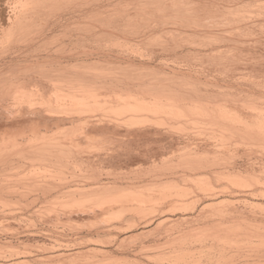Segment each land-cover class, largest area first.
I'll use <instances>...</instances> for the list:
<instances>
[{"label":"rangeland","instance_id":"374dc122","mask_svg":"<svg viewBox=\"0 0 264 264\" xmlns=\"http://www.w3.org/2000/svg\"><path fill=\"white\" fill-rule=\"evenodd\" d=\"M11 1V0H10ZM180 2L181 0H177V2ZM185 1V0H184ZM189 1V2H188ZM188 1H185L189 6H190V4H191V6L190 7H192V2H195V0H188ZM201 0H196V2L195 3H199ZM209 1V2H208ZM210 1L211 0H206V2H208V3H210ZM213 1V0H212ZM222 1H225V0H222ZM228 1V0H227ZM226 2V1H225ZM225 2L223 3V2H221V5H223V6H225L224 4H225ZM181 3H182V1H181ZM194 3V4H195ZM212 3V2H211ZM223 3V4H222ZM228 3L230 4V2L228 1ZM227 3V4H228ZM196 4V5H197ZM226 4V5H227ZM232 4V3H231ZM183 5V4H182ZM196 5H194L193 7H196ZM233 5H236V4H233ZM240 5H241V3H240ZM177 6L178 7H182L181 6V4L180 5H178L177 4ZM228 7H230V6H228ZM227 7V8H228ZM233 7V6H232ZM231 7V8H232ZM235 7V6H234ZM226 10H227V8L226 7H224ZM224 8H222V6L221 7H219V10H221V9H224ZM181 9V8H180ZM193 9H196V8H191V11H193ZM234 9V8H233ZM232 9V10H233ZM189 10H190V8H189ZM189 10H187L186 12H191V11H189ZM225 10V11H226ZM198 13H197V12ZM223 12H224V10H222ZM227 11H229V13H230V11L231 10H227ZM225 12V13H228V12ZM180 11H178L177 12V14L173 17V15H172V17L174 18V20H173V18L171 17V16H169L167 19H166V16L164 17L165 19V21L167 22V20H169V21H171L172 23H170L169 21H168V23L167 24H175L174 26L172 25H168V26H165V28H163V26H161L162 25V23H164L165 21L163 20V22H161V19H163V17L160 19V18H158V20H160L159 22H158V24H160V22H161V25H158L156 22L158 21V20H156V18L154 19V15H152V17L153 18H151V15H150V17L148 16V15H145V17L146 16H148V17H146V20L148 19V21L149 20H151L152 19V21H154V23L155 24H153V22L151 23V21H149V22H146V20H143L145 17H143V16H141V15H139L140 17H143L142 18V21H145L144 23L146 24V25H144V23L143 22H141L142 24L140 25L141 27L140 28H142L143 27V29H144V33L145 34H150L151 32H154V31H151V30H154L155 29V32H158L159 30H166V28L168 29L169 28V31L168 30H166L167 32H169L168 34H164L163 35V33H164V31L163 32H161L160 34L158 33H152V34H150V35H148V37L150 38H148V39H146V38H144L146 35L142 32V30L139 28V26H138V28L140 29L139 31H138V29H137V26L135 27L134 25H136V23H137V25H139V22L138 21H136L135 19V21L134 22H136L135 24H133L132 25V23L130 22V21H133V17L135 18V16H130L132 19H130V18H128V19H130V21L128 20V19H125L126 17H124V19L126 20V21H129V23L131 24L130 26H132V27H135L136 29H137V31L136 30H134L132 27V29L134 30V32L136 31V33L137 32H139V35H138V33H137V37H138V39L141 37V39H137L136 40V42L138 43H136V42H134L133 41V43L131 44V42H132V40H135L136 38L134 37L135 35H133V30L131 29V28H129L128 26V28L130 29H127L126 28V25H124V26H122V24H120V23H116V22H118L119 21V19H120V17L119 18H117L116 20H118V21H113L114 22V26L115 25H121V27H119L118 29H121L122 27H124V29L126 28L128 31H127V33H129L130 35H131V30H132V35H131V38H132V40L130 39V35L128 34L127 35V33H126V31H124L125 33V35L123 34V35H121L120 36V32L119 31H117L118 29H106L105 30V32L106 31H111L112 33L111 34H113V33H117L119 36H117V34H114V35H111L110 34V36H108V34H106L105 35V39H103V41L101 42V40H102V38H104V37H101V39H100V36L98 37V39H99V41L97 42V44H96V41H95V43L94 44H92V38L91 37H93L92 35H90V36H88L89 38H88V40L87 41H89L88 43H87V41H86V43H85V45L88 47V45L91 43L92 45H93V47H95L96 48V50H97V48H98V50H101V48L102 47H104V48H102V50L103 51H96L95 50V48H93L92 47V45L90 44L89 45V47H90V49H92L93 51H94V55H93V52H92V50H90V51H88V53L91 55V57H89V54H88V56H87V58H86V56L85 55H83L82 56V52L84 53V50H83V47L84 46H81L82 45V42H83V40H79V41H81V42H78V43H80V44H78L77 42V46L79 45V46H81V50L79 49L80 47L78 46H75V43H71V42H69V40H68V38L66 39V38H62V37H59L58 36V38H56V36L55 37H50L51 36V34L49 35V36H46V37H49L50 38V41H48V39L49 38H46L47 40H45V37L44 36H41V38H42V40H43V38H44V40H45V42H43L42 40H40L39 38H38V41H31L32 42V46H31V42L29 41V43H28V41H24V40H27V39H30L29 37L27 38V36L25 37V35H23V38H24V40H23V42L22 43H20L21 41L19 40V37H18V40L16 39V40H13V42H10V43H12V46H11V44L9 45V46H11V48L9 47V49H8V46H6V47H4V48H2L3 47V45H1L0 44V48L1 49H4V50H2V51H6V54L5 53H2V52H0V56L2 55H4V56H7L8 58H9V56L11 57H13V54L17 51V48H19V49H22L23 48V45H25L24 47H26V48H28V50H32L33 52H36V53H39L38 52V50H41V53H40V55L43 57H40V55L38 56V54H34V53H31V54H33L34 56L36 55V56H38L40 59H43L42 61L38 58V59H32L33 61H34V63H35V60L38 62V60H39V63H40V61L41 62H44L45 63V61H44V57H46L45 59H46V61H47V58L48 57H50L51 55H55V57H56V59L57 60H59V58L60 57H62L63 56V54H67V55H64V58L63 59H61L60 61H63V60H65L66 61V63H69L70 62V60H71V65H73V66H75L76 64V66H78V64H82V60L81 59H83V60H85V64H84V62H83V64L82 65H85L86 66V62H87V60H89L90 61V59L92 60L93 59V57L95 56V55H97V56H95L94 58H95V60L96 61H98V59H100V61H98V62H96V63H99V64H96L95 63V60L93 59L92 61H94L92 64L94 65V67L95 68H97L96 67V65L98 66V68L100 67V63L101 62H105V60L107 59H109L111 62H109L108 63V61L106 60V62L105 63H103V64H105V65H107V64H111V66L110 65H108V66H103L102 65V63H101V67L99 68V69H101L102 70V67H103V69L104 70H102V72L100 73V71L98 70V68L97 69H95V68H93V65H92V67L91 66H89L91 63L88 61L87 63H89V65H87L86 67L88 68H86V67H84V68H86V70H89L90 69V67H91V69L93 68V69H95V70H89L90 71V73H89V75H90V77L92 76L91 74L92 73H94L95 71H99V73L101 74V77H99L100 75H99V73H98V75L99 76H97L96 77V74H94L95 76L94 77H96V82L98 81V79L100 80V83H103V82H106V83H103V85H106L107 84V82H109L106 86H107V88L106 87H104V89H102V91L100 90V92H101V94H102V96H100V98L101 99H97V101H98V103H96L97 101H96V99H94L96 102H93V100L92 99H90L91 101H89V100H87V99H85V101H83V102H92V103H84V107L83 106H81V107H83L84 109L86 108V106H85V104L86 105H88V109L86 110H77L78 111V113L77 112H75L74 110H76L77 108L76 107H78V106H76V107H74V108H72V109H70L71 110V112H75V113H73V114H71V116H70V114H69V116L66 114V116H64V114H57L56 112L57 111H59L58 109L56 110V112H55V114H56V117L59 115L60 116V118L62 117H65L64 118V121H62L64 124H63V126H62V123L59 125V127H58V129H57V131L59 130V129H62L63 127H65L64 125H67V128H70L71 129V126H69L70 124H72V126H73V124H74V122L76 123V120H78L79 121V118H80V120L82 119V117L84 118L85 116V118H84V120L87 122L86 124H89V123H94V122H96L97 123V120L99 119V120H101L102 118L103 119H105L104 121H106L107 122V119H109V118H111V117H115V119L117 120L118 119V122L117 121H115L114 120V118L112 119V120H114V122H112L113 123V126H116V125H118L117 126V128L119 127V129H117L116 127L114 128H112V130L114 129V130H117V131H112V130H110L109 132H99V133H101V134H96L95 132H93L91 135V137L93 138L92 140H88L86 137H88V134L89 133H85V135H87L86 137H83L84 135L82 134H80V133H82L81 131H83L82 129H80L81 127L79 126L78 128H79V130H77L76 128L77 127H75V125L76 126H78L79 124H78V121H77V124H75L74 125V127H75V131L74 132H71L70 131V129H69V131H70V133L71 134H73L74 135V133L76 132V130H77V132H78V134H76L77 136H80V137H78V138H76V135H74L75 137H69L70 136V133H69V135H68V133L66 132V129L67 128H64L65 130L64 131H62V135H61V137H64V136H66V137H69V139H71V142L73 143V141H77V140H79L78 141V143H76L77 145H74L75 143H73V144H70L68 141L66 142L65 140L67 139L68 140V138H66V139H64V141H62L63 140V138H62V140H61V137L59 136V135H57V134H55V137H54V141L58 138L59 140H61V141H58V139L56 140L57 142H55V143H57V146L59 147V145L61 144V142L62 143H65V147H66V145H68L67 143H69V145H73L72 146V149H73V147H75V149H73L74 151H72V149L70 150L71 152V154L72 153H74V154H69V153H65L64 155H58V157H57V155L56 154H53V155H56V156H53V158L51 159V158H49V156L47 157V155L48 154H43L42 155V153H41V155H40V153H35V152H33V151H26L25 149L28 147L27 145H29V143H27V145H26V147L24 146L23 148H22V146H21V142H23L24 140H25V138H26V140H25V143L24 144H26V142H28V137L27 136H31V134L32 133H30L31 132V129L33 130V129H35L36 128V126L37 125H39V123H36V122H39V120H37L36 122H34L33 120H36L35 118H36V116L34 117V116H29V113H30V111L32 112V111H34L35 109L37 110H40L41 109V107L39 106L40 105V103H41V99H40V103H38V106H36V104H35V106L37 107H32V108H35L34 110H32V108L30 109V110H28L29 108H28V105H27V103L26 102H28V101H26V98H25V101L23 100V95H20V94H23V88L25 87V86H23V84H22V82L25 84V82H26V78L28 79H30L31 77V79H33V75H35L34 73H33V75L32 74H30V70L31 69H33V68H35V67H37V69L35 68V70H38V64H37V66H35V64L33 63V61H31L30 59V57L32 56V57H34L33 55H31V54H29L31 51H28L26 48H24V49H22L23 50V52L21 51V50H19L18 49V53H15V54H17V55H20V54H23L24 52H25V50L26 51H28L27 53H24L23 55H20V56H18V58L20 59V60H18V58H15V60H14V58H12L13 60V63H15L14 61H18V64L20 63H23V62H21V61H24V60H26L27 59V61L29 62V64H27L29 67H32V65L34 64V66L35 67H32V68H29L26 64H24V63H28L27 61H24V63H23V65H26L25 67L27 68H29L30 70H29V73H28V76H27V73L25 74L24 72L23 73H18V69H20L23 65L21 64V67L19 68V67H17V65H14L13 63H11L12 65V67L11 68H13L14 70H17V72H14V70L12 69V71L10 70V69H7V70H5V72L7 71L8 72V70L11 72H8L9 74H13V73H18L17 74V79H16V77H15V75H14V78L16 79H14V78H12V79H14L15 80V82H18L19 80H21L22 79V75H24V77H26V78H24V81L23 80H21V81H19V82H21V84H22V86H23V88L21 89V88H19V91L21 90V92L19 93L18 91H17V88L16 87H14L13 89L14 90H16V93L14 92V90L13 89H11V86H10V83H9V80H11L10 79V77H8V73H7V77L9 78V80L7 79V77H5V80H6V82L5 81H3V78L4 77H2L3 75L5 76V74L6 73H4V74H2V75H0V78H2V83L3 84H5V83H7L8 82V84H5V87L6 88H10L11 89V91L13 92V93H15V94H17L18 93V98L20 99L21 97H23V98H21L23 101L22 102H24V103H26V105H27V107L24 105H22V104H20V105H22L21 107V110H20V112H22L23 110H26L27 108V111H28V116L29 117H27V114L25 113V112H27V111H23L22 113H23V115L25 114L26 116L24 117V116H21V113L20 112H18L19 113V116H18V113H16L17 115H13V113L11 112V111H14V109H16L17 107H18V105H13V102L15 101V95L13 96V94L11 95V93H10V95L8 94V91H6V89H4V87L3 86H1V82H0V86L2 87V89L7 93V97L8 98H10V96H13V102H12V98H10L11 99V102H7L6 103V101L8 100V98H6V94H3V95H5V97L3 98V99H7L6 101H4L3 99H1L3 96H1V93H4L3 92V90L1 89V87H0V90L2 91H0V99H1V102H0V104H1V106L3 107L4 105L6 106L8 103H10V105H9V108L10 107H12L11 106V104L13 105V107L12 108H14V109H12V108H10V110H8V111H10L11 112V114L9 113V112H7V109H9L8 107H5L4 106V109H2V111H1V108H0V111L1 112H3V113H1L0 112V118H1V120H0V129L3 131L4 130V127H5V130H6V132H7V130H8V132H10L11 134H14V135H10L8 132L6 133L5 132V130H4V133H5V135L6 134H9V136L7 135L6 136V138H7V140H6V142L8 143V141H10L9 139H11V138H13V137H15V138H17V139H14L13 138V140H14V142L17 140V142L19 141V143L20 144H17L19 147L21 146V148L26 152L25 153V155L24 154H22L21 155V153H24V151L23 150H21L19 147V151L21 152H17L16 150H18V149H16V147H15V153L17 154V153H20V154H17V155H14L15 153L13 152V148H12V146H11V144H8L9 145V147H11V151H10V149H7V150H9V151H7L6 152V150H4L3 151V149H4V147H2L3 146V144H2V151H1V148H0V153H2V154H0V162H1V164H4V165H1L0 164V179H2L3 178V180L5 181V179H6V177H7V179H6V181L5 182H7V180H8V182H9V179H10V181H12L11 182V184H10V182H9V185H7L8 184V182L7 183H4V182H1V181H3V180H0V184H1V186H2V188H0V190H2L3 189V191H0L1 193H0V196H2V198H1V200L0 201H2V202H0V205L2 206V207H0L1 209L2 208H4V210L2 209V211L4 212V214H3V212H1L0 211V218L1 219H3V220H1L0 219V244L5 248V246H6V248L8 247V246H10V247H8V249L6 250V248H5V250H4V248H2V246H1V251H0V253L2 252V250H3V254H2V256L0 257V262H4L5 264H9V263H13V262H15V261H19L20 259L19 258H22L23 256L22 255H20V256H22V257H20L19 255L18 256H16V253L18 252L19 253V250H20V252H28L29 251V253H26L25 252V256L23 257V259H29V261L33 264H67V262L68 263H71V264H157V262H158V264H168V263H170L171 264V261L170 260H172L173 262L174 261H176L177 259L175 258V257H177L178 258V260H177V263H175V264H193V263H196L197 261H198V263L199 264H210V263H212V264H219V262L220 263H222V264H228V263H230L231 264V262L230 261H227V260H231V258H232V260L231 261H233L232 262V264H245V263H249V264H251L252 262L254 263V264H264V215H262L263 213H264V197H263V195H260V194H258V193H250V188H253L252 186H253V184H254V186H255V183H261L262 184V182L263 181H261V180H264V176H263V172H264V170H263V166H264V164H263V160H264V149H263V147L262 146H259L260 148L262 147V149H260L259 147H258V143H259V145H263L264 144V141H262V140H258V139H256V140H250L251 138H249L248 136H246V137H244V132L242 133V131H244L245 129H243V128H248V127H250V124H248V122L250 123H252V122H254V118H255V116H258L257 118H256V120H257V123H258V125L256 124V120H255V124L257 125V126H260L259 125V123L261 122L263 125H264V115H262V117L261 116H259L257 113H255V115H254V113H253V110H252V112H250L251 110H249V109H246V106L245 107H241L238 103H241V102H243L242 103V105L244 104V102H245V100L244 99H246V101H249V99L251 100V96L252 95H258V96H260L261 98H262V100H260L259 99V101L261 102V101H264L263 99H264V58L262 59V56L264 57V31H262L263 29L262 28H260L261 26H263V28H264V19H261V17L262 18H264V13L262 14H256L255 15V13L253 14L254 15V17L252 16H250L251 17V19H249V17H245V18H247L249 21H251V20H253V18L254 19H261V20H263V23L262 22H260L259 20H253L255 23H257V24H260V26L258 27H255V29L257 30H255L256 32L255 33H251V36L249 35L248 37H252L253 39H255V38H260L259 40H257L256 39V41L255 40H250V44H249V41H248V43L246 44V45H243L242 43V46H241V44H239V48L241 49V50H239V48H237V49H235L234 50V52L236 53V50H237V52L238 53H240L239 51H241V55L243 56V58H241L242 56L241 55H237V56H240L239 58L240 59H242V60H245V61H241V62H243V63H241V62H239V61H237V60H239V58H235V59H233V60H235V62L236 63H239V65L238 64H235V62L232 60H230V61H227V62H233L234 64H232V63H228V65L229 64H231L233 67H227L226 68V70H228V73H227V71H224L223 69H221V72H223L224 71V73H225V75H224V73L223 74H221V72L220 71H218V67L220 66V65H216V64H222V61H220V63H216V61H214L216 64L215 65H213L212 63L213 62H211L212 60H211V58H209L210 57V55H209V52H211V51H209V50H207V49H210L209 47H203V46H201V45H199V46H201V48L196 44V46H195V44L194 45H192V39H194V38H196V37H192V34H191V32H187V31H189L190 29H188V28H190V27H186V25L189 23L190 24V21H192V20H189V18L187 17V16H192L194 13H191L190 15H189V13L187 14V13H183L182 14V16H184V15H186L187 14V16H186V18L189 20V21H187V19L185 18V16H184V18H182L181 19V17L182 16H180V17H178L177 15H178V13H179ZM183 12H185V11H183ZM193 12H196L198 15L197 16H199V13H200V11H198L197 9L195 10V11H193ZM233 11H231V13H232ZM195 13V14H196ZM228 13V14H229ZM233 15H234V12L232 13ZM132 15H133V13H132ZM157 16H161V15H159V14H156ZM155 15V16H156ZM200 15L202 16L203 14H202V12L200 13ZM239 15V14H238ZM242 15V14H241ZM260 15V18L258 17ZM263 15V16H262ZM138 16V15H137ZM136 16V17H137ZM139 16L137 17V20H139L138 18H139ZM156 16V17H157ZM193 16H195V15H193ZM151 18V19H150ZM172 18V19H171ZM178 18H180V21H179V19ZM190 18H192V17H190ZM141 19V18H140ZM171 19V20H170ZM176 19V20H175ZM183 19H184V21H183ZM193 19V18H192ZM121 21H123V17H121V19H120ZM111 22H112V20H110ZM126 21H123V22H121V23H123V24H125V22ZM141 21V20H140ZM156 21V22H155ZM177 21V22H176ZM179 21V22H178ZM183 21V22H182ZM186 21V22H185ZM258 21L260 22V23H258ZM111 22H109L111 25H113V23H111ZM120 22V21H119ZM175 22V23H174ZM187 23V24H185V23ZM150 23V24H149ZM177 23V24H176ZM181 23V24H180ZM183 23V24H182ZM128 24V23H127ZM148 24H149V26L150 25H157V27L155 28V27H153V26H151V27H149V29H151V30H146L147 28H148ZM167 24H165L164 23V25H167ZM184 24H185V26H184ZM109 25V24H108ZM111 25L110 26H108V28H111ZM179 25V26H178ZM185 27V29L182 27ZM113 26V27H114ZM117 26V27H118ZM159 26H160V28H159ZM176 26V27H175ZM146 29H145V28ZM115 28H116V26H115ZM154 28V29H153ZM158 28V29H157ZM181 30H180V29ZM156 29H157V31H156ZM174 29V30H173ZM184 29V30H183ZM192 29H193V27H192ZM258 29H259V31H258ZM112 30H115V31H112ZM177 31V33L178 34H180V32L182 31L183 33V35L182 34H180L179 36H181V37H177L176 35H178L177 33L175 34L174 32H176ZM60 31V30H59ZM58 31V32H59ZM121 31V30H120ZM261 31V32H260ZM102 32V31H101ZM104 32V31H103ZM103 32H102V35H103ZM104 32V33H105ZM119 32V33H118ZM122 32H123V28H122ZM121 32V33H122ZM142 33V35H143V37L141 36V33ZM148 32H150V33H148ZM172 32V33H171ZM186 32H187V34H188V36H187V34H186ZM108 33H110V32H108ZM171 33V34H170ZM190 33V34H189ZM236 33H239V32H236ZM235 33V34H236ZM257 33V34H256ZM260 33V34H259ZM263 33V34H262ZM99 35H101L100 34V32L98 33ZM259 34V35H258ZM97 35V34H96ZM96 35H94V37H96ZM101 35V36H102ZM117 36V37H122L123 36V38L124 39H126V41L129 39V41H127V42H124V39L123 38H119L118 40H119V42H118V45L119 44H122V46H120V48H121V50L119 49V46H117L116 45V43H115V45L112 47V48H110L113 44H114V40L112 39V38H114L115 39V41L117 40V38L116 37H113V36ZM159 35H161L160 37H159ZM170 35H171V38H173L174 37V40L172 41V39L171 38H169L170 37ZM174 35V36H173ZM242 35V34H241ZM255 35V36H254ZM257 35V36H256ZM262 35V36H261ZM112 36V37H111ZM133 36V37H132ZM163 36V37H162ZM187 38H185V37ZM197 36H199V35H197ZM234 36L235 35H233V37H231V38H234ZM246 36V35H245ZM245 36H243V37H241L240 36V38H244ZM259 36H261V37H259ZM106 37H108V39H109V37H110V39L113 41L112 42V45H110L109 43L111 42L110 41V39L109 40H107L106 39ZM154 37H155V39H154ZM177 37V38H176ZM236 37V36H235ZM247 37V36H246ZM21 38V37H20ZM22 38V39H23ZM73 38H74V41H76L75 39H77V35H75V36H73ZM133 38H135V39H133ZM144 38V39H143ZM156 38H159V39H156ZM163 38V39H162ZM165 38V39H164ZM183 38H184V40H183ZM95 39H97V38H94V40ZM123 39V40H122ZM162 39V40H161ZM169 41H168V40ZM179 41H177V40ZM189 39V40H188ZM246 39H248V38H246ZM94 40H93V42H94ZM106 41V43H105V41ZM122 40V41H121ZM141 40H143V42H141ZM144 40H150V42H145L144 43ZM151 40H155V41H152L151 42ZM159 40H160V42H159ZM164 40H166V42L164 41ZM14 41H16V44H17V41H18V43L20 44V47H18V45H15V42ZM20 41V42H19ZM43 43H45V44H43ZM91 41V42H90ZM110 41V42H109ZM161 41H162V43H161ZM182 41H184L183 43H182ZM252 41H255V43L256 42H260L261 44H258V43H254V42H252ZM24 42H25V44H24ZM26 42H27V44H30V46L32 47H30L29 45H27L26 44ZM39 44H38V43ZM51 42H56L57 44H56V47H57V45L59 44V47H60V44L63 42V43H65V45L64 46H68L67 48L65 47L64 48V46H61V47H63V49H62V51L61 50H59L60 48H56L55 47V45H53ZM107 42H109L108 44H107ZM117 42V41H116ZM123 42V43H122ZM130 42V43H129ZM141 42V43H140ZM153 42H154V44H153ZM158 42L159 44H161V46L157 43ZM169 42L171 43V44H169ZM175 42V43H174ZM178 42V43H177ZM186 42H189V43H186ZM190 42H191V44H190ZM7 43V42H6ZM13 43H14V46H13ZM38 44V45H36V44ZM46 43H50V44H52L53 45V47H52V45L50 46V45H48V47H50L49 49H48V47H46L47 45H46ZM130 45H129V44ZM136 44V46H135V44ZM164 43H166L165 45H167V46H165L164 45ZM168 43V44H167ZM180 43H182V44H180ZM186 43V44H185ZM226 43V42H225ZM252 43H254V44H252ZM22 44V45H21ZM42 44V45H41ZM55 44V43H54ZM98 44H100V46H101V48L99 47V45ZM101 44H105L106 46H102ZM126 44V45H125ZM146 44V45H145ZM147 44L148 45H150L149 47L147 46ZM156 44V45H155ZM163 44V45H162ZM174 44H176V45H182V47L180 48V46L178 45V47L176 48L175 47V45ZM184 44V45H183ZM227 44H228V42H227ZM263 44V45H262ZM27 45V46H26ZM40 45L41 46H44V45H46L44 48H40ZM72 45V46H71ZM143 45V46H142ZM153 45H155V46H153ZM159 45V46H158ZM191 45V46H190ZM228 45H231L230 44V42H229V44ZM77 47L78 48V50H80V51H77V50H73V49H77V48H75V47ZM85 46V47H86ZM97 46V47H96ZM107 46H110V47H108L107 48ZM115 46H117V49H116V47ZM124 46H129V47H125L124 48ZM137 46H138V48L140 49V50H142L143 52L144 51H146V52H142V53H140V51H139V49L137 48ZM146 46V47H145ZM163 46V47H162ZM171 46H172V48H171ZM188 46H190V47H188ZM245 46V47H244ZM249 46V47H248ZM251 46V47H250ZM261 46V47H260ZM13 47H14V49H13ZM16 47V48H15ZM22 47V48H21ZM33 47H35V49H33ZM36 47H37V49H36ZM51 47H52V49H51ZM69 47H71V50H73V54H74V52H76L77 51V54H72L71 53V55H70V57H68L69 56V53H67L66 52V50H68V48ZM74 47V48H73ZM86 47V48H87ZM88 47V48H89ZM148 47V48H147ZM159 47H161V49L159 48ZM166 47V48H165ZM203 47V48H202ZM243 49H242V48ZM253 47V48H252ZM259 47V48H258ZM55 48H56V51H51V50H55ZM100 48V49H99ZM114 48V49H113ZM127 48V49H126ZM131 48H132V50L134 51V52H132V51H130L129 52V50H131ZM134 48V49H133ZM154 48V49H153ZM168 48V49H167ZM174 48H176V49H174ZM189 48V49H188ZM193 48V49H192ZM195 48V49H194ZM249 50H248V49ZM260 48H261V50H260ZM0 49V50H1ZM7 49L9 50V51H7ZM15 49H16V51H15ZM45 49V50H44ZM46 49L49 51V53H47V51H46ZM59 51H58V50ZM66 49V50H65ZM108 49V50H107ZM111 49H113V50H111ZM148 49H149V51H148ZM170 49V51H167V50H169ZM188 49V50H187ZM12 50H14L15 52H12ZM35 50V51H34ZM37 50V51H36ZM85 50H87V49H85ZM110 51L109 52V55H107L108 53H105V51ZM114 50H116L117 52V54L119 53V54H121V55H116V53H114L115 51ZM137 50V51H136ZM151 50V51H150ZM155 50V51H154ZM158 50H160L159 51V53H158ZM162 50V51H161ZM164 50V51H163ZM173 50H175V51H173ZM179 50H181V53H180V51ZM188 51V52H186V51ZM193 50V51H192ZM239 50V51H238ZM248 52H247V51ZM11 51V52H10ZM44 51V52H43ZM61 51V52H60ZM63 51H65V53L63 52ZM70 51V50H69ZM96 51V52H95ZM114 51V52H113ZM123 51H125V52H123ZM166 51V52H165ZM193 52V53H191L190 54V52ZM197 51V52H196ZM199 51V52H198ZM205 51V52H204ZM209 51V52H208ZM246 51V52H245ZM250 51V52H249ZM7 52H10V53H7ZM19 52H20V54H19ZM56 52H59V53H56ZM72 52V51H71ZM81 52V53H80ZM91 52H92V54H91ZM99 52H100V54H99ZM111 52H113V53H111ZM124 54H123V53ZM132 52V53H131ZM162 52V53H161ZM168 52V53H167ZM170 52V53H169ZM183 52H184V54H183ZM186 52V53H185ZM201 52H202V54H201ZM204 52V53H203ZM207 52V53H206ZM253 52H255L254 53V55L253 54H251V53H253ZM257 52V53H256ZM51 53V54H50ZM63 53V54H62ZM78 53L79 54H81V58L78 56ZM96 53V54H95ZM106 54V55H104V54ZM128 53V55H126ZM135 53H139L140 54V56H142V57H140L139 55H134ZM150 53H152V54H150ZM188 53V54H187ZM197 54V55H199V56H202V57H198V56H196L195 54ZM207 55H206V54ZM212 53V52H211ZM10 54V55H9ZM14 54V57L16 56ZM27 54V55H26ZM30 56H29V55ZM43 54V55H42ZM45 54H46V56H45ZM48 54H50V56L48 55ZM57 54H59L58 56H56ZM113 54V55H112ZM123 54V55H122ZM133 54V55H132ZM141 54H143V55H141ZM149 54V55H148ZM167 54H168V56H167ZM177 55V56H172V55ZM180 54V55H179ZM192 54H194L193 56H192ZM246 54H248V55H250L251 54V56H252V59L254 58V60H249L250 58H251V56L249 57L248 55H246ZM257 56H256V55ZM106 56V57H104V56ZM145 55V56H144ZM146 55H148V56H146ZM162 55V56H161ZM184 57H183V56ZM187 55H189V56H187ZM204 55H206V56H204ZM27 56V57H26ZM29 56V57H28ZM35 56V57H36ZM65 56L67 57V58H65ZM75 56V57H74ZM93 56V57H92ZM98 56H99V58H98ZM100 56H101V58L102 57H104V58H102V59H104V61H102V59L100 58ZM109 56V57H108ZM113 56V57H112ZM171 56V57H170ZM180 56V57H179ZM182 56V57H181ZM204 56V57H203ZM246 56H248V57H246ZM259 56H261V57H259ZM17 57V56H16ZM22 57V58H21ZM23 57L25 58L24 60H23ZM73 59H72V58ZM84 57V58H83ZM97 57V58H96ZM119 57V58H118ZM144 57V58H143ZM150 57H152L151 58V60H150ZM173 57H175V58H173ZM187 59H186V58ZM191 57V58H190ZM245 57V58H244ZM30 58V59H29ZM69 58H70V60H69ZM80 58V59H79ZM117 58V59H116ZM120 58H122V59H120ZM133 58V59H132ZM159 58V59H158ZM176 58L178 59V60H176ZM180 58H181V60H180ZM186 60H185V59ZM190 60H189V59ZM210 60H209V59ZM258 58V59H257ZM22 59V60H21ZM29 59V60H28ZM66 59H68V60H66ZM87 59V60H86ZM147 59V60H146ZM160 59H162V60H160ZM166 59H167V61H166ZM169 59H172L173 61H171L170 60V62H169ZM175 59V60H174ZM193 61H192V60ZM196 59H200V60H203L202 61V65H201V61H197ZM206 59L208 60V61H206ZM260 59H261V61H260ZM74 60H77V61H80V63H77L76 62V64H72V62L74 63L75 61ZM158 60V61H157ZM165 60V61H164ZM194 60H196V65L194 64ZM205 60V61H204ZM257 60V61H256ZM263 60V61H262ZM33 63L32 65L30 64L31 62ZM65 61H64V65H65ZM69 61V62H68ZM91 61V62H92ZM116 63L115 65H114V63ZM136 61V62H135ZM155 61H157V62H155ZM163 63H162V62ZM184 61H186V62H184ZM250 61V62H249ZM255 61V63H254V65H252L253 63L252 62H254ZM259 61V62H258ZM36 62V63H37ZM120 62V63H119ZM127 63L128 65L130 64V66H129V68H127L128 66L127 65H125V64H123V63ZM132 64H131V63ZM138 62V63H137ZM167 62H169L168 64H167ZM174 64H173V63ZM177 64H176V63ZM182 62V63H181ZM203 62H204V64L206 65L205 67H204V64H203ZM207 62V63H206ZM226 64H227V62L226 61H224ZM224 62H223V65H224ZM246 62V63H245ZM248 62V63H247ZM257 62V63H256ZM96 65H95V64ZM107 63V64H106ZM118 63H119V65H118ZM134 63V64H133ZM155 63V64H154ZM184 63V64H183ZM211 63V64H210ZM250 63H252V64H250ZM259 63V64H258ZM260 63H261V65H260ZM16 64V63H15ZM19 64V65H20ZM41 64V63H40ZM63 64H61V66L64 68V70H65V67H64V65ZM140 64V65H139ZM141 64H142V66H141ZM166 64V65H165ZM178 64H179V66H178ZM184 65V66H182V65ZM191 64V65H190ZM197 64H198V66H197ZM210 65V66H208V65ZM243 64H246V66H245V68L243 67ZM256 64V65H255ZM258 64V65H257ZM13 65H14V67H13ZM67 65V64H66ZM69 65V64H68ZM71 65H69V68H68V71L70 72L71 71ZM123 65H125L124 66V68H123ZM134 65H135V67H134ZM137 65V66H136ZM138 65H139V67H138ZM147 65V66H146ZM151 67H150V66ZM163 65V66H162ZM173 65V66H172ZM179 67H177V66ZM189 65V66H188ZM228 65H226V66H228ZM230 65V66H231ZM250 65V66H249ZM40 66V65H39ZM59 66V65H58ZM57 66V67H58ZM61 66H59L60 68H61ZM73 66H72V69H73ZM81 65H79V67H80ZM89 66V67H88ZM121 66V67H120ZM133 66V68H131ZM143 66H145L144 68H143ZM171 66V67H170ZM188 66V67H187ZM202 66V67H201ZM216 66V67H215ZM240 66V67H239ZM242 66V67H241ZM9 67V66H8ZM7 67V68H8ZM24 66H23V68H25ZM79 67H77V71H76V69L74 70V71H76V72H78L79 73V70H80V68ZM109 67H110V70H111V72L109 71ZM153 67V68H152ZM154 67L155 68H157L158 70L156 71L155 69H154ZM169 67V68H168ZM175 67V68H174ZM190 67V68H189ZM194 67H196V68H194ZM215 67V68H214ZM234 67H235V69L236 70H239V69H241V68H243V69H241V70H239V74H240V71H241V73H248V75H253L254 74V78H253V76H252V79H245V80H243L242 79V74L241 75H239L240 76V78L242 79H240V78H238L239 76H237L238 74V71L237 72H233V74L231 73V71H230V69L232 68V69H234ZM246 67H249V68H246ZM256 67H258V68H256ZM16 68V69H15ZM18 68V69H17ZM23 68H22V70H23ZM28 68H27V70H28ZM41 69L43 68V67H40ZM74 68H76V67H74ZM79 68V69H78ZM107 68V69H106ZM122 68V69H121ZM137 69V70H135V69ZM141 68H143V69H141ZM161 68V69H160ZM173 68V69H172ZM188 69V71H187V69ZM201 68H203V69H201ZM208 68V70L210 71V72H208V70L207 71H205L204 69H207ZM211 68V69H210ZM217 68V69H216ZM222 68V67H221ZM224 69H225V66L223 67ZM251 68V69H250ZM44 69H45V67L42 69L43 70V72H44ZM70 69V70H69ZM117 69V71H120V72H117V71H115ZM127 69L129 70V69H131V70H129V71H131L130 73H132L131 75H129V71H127ZM135 70L134 72H135V74L133 73V70ZM147 69V70H146ZM150 69H153V70H155V71H153V70H150ZM164 69V70H163ZM175 69V70H174ZM178 69H179V71H178ZM193 71V72H191V70ZM197 69V70H196ZM231 69V70H232ZM244 69H246L245 70V72L244 71H242V70H244ZM26 70V69H25ZM24 70V71H25ZM34 70V71H35ZM60 70V69H59ZM64 70H60V71H63V73H64ZM82 70V71H81ZM81 70H80V72L81 73H86L87 75H84L83 74V77H82V79L84 78V76H88V72L89 71H86V72H84L85 70L84 69H82V67H81ZM84 70V71H83ZM139 70H141V71H139ZM150 70V71H149ZM161 70L163 71V72H161ZM166 70V71H165ZM202 70V71H201ZM217 70V71H216ZM220 70V69H219ZM223 70V71H222ZM253 70V71H252ZM20 71V70H19ZM33 71V70H32ZM39 71V70H38ZM66 72H67V67H66V70H65ZM104 71H106L105 72V74L103 73ZM137 71H139L138 72V74H137ZM145 71V72H144ZM173 71V72H172ZM181 74V73H184V75L185 76H190V77H188V79L186 78V77H184V76H182L183 74H179L178 72ZM187 71V72H186ZM195 71V72H194ZM199 71V72H198ZM201 71V72H200ZM214 73H213V72ZM218 73V75H217V73ZM229 71H230V73L232 74V75H235V74H237V75H235L234 76V79H233V76L229 73ZM248 71V72H247ZM254 71L256 72V73H254ZM20 72H22V71H20ZM26 72V71H25ZM37 72V71H36ZM46 72V71H45ZM71 72H73V71H71ZM92 72V73H91ZM108 72H110V73H108ZM115 72V73H114ZM122 72V73H121ZM124 72V73H123ZM141 72H144V73H142L141 74ZM147 72L149 73L150 72V74H147ZM158 72V73H157ZM160 72V73H159ZM173 73V74H166V73ZM175 72V73H174ZM198 72V73H197ZM206 72V73H205ZM263 72V73H262ZM39 73V72H38ZM37 73V74H38ZM78 73H76V74H78ZM102 73H103V75H102ZM106 73H108V76H107V74ZM127 73V74H126ZM152 73V74H151ZM156 73V74H155ZM162 73H165L166 74V76H165V74L163 75ZM177 73V74H176ZM201 73H202V75H201ZM209 74V76H208V74ZM65 74V73H64ZM67 74H70V73H67ZM66 74V75H67ZM75 74V72H73V75ZM111 76H110V75ZM122 74V75H121ZM141 74V75H140ZM143 74H144V76H143ZM155 74V75H154ZM188 74H191V75H188ZM201 76H200V75ZM205 74V75H204ZM207 74V75H206ZM219 74H220V77L221 78H218L219 77ZM226 74H227V76H226ZM244 74V75H245ZM257 74H258V77L260 76V77H262V78H258L257 77ZM260 74V75H259ZM30 75H32V76H30ZM71 75V74H70ZM72 75V76H73ZM82 75V74H81ZM80 74H78V75H75L77 78H80V76H81ZM113 75H116L117 76V79H121L123 82H121V80L119 79L118 81H120V82H117V79H116V76H114L113 77ZM127 75V79L125 80L123 77H125ZM135 75H137V76H135ZM148 75H150V77H147ZM153 75L154 76H156V77H153ZM179 76V78H178V76ZM214 75V76H213ZM224 75V76H223ZM243 75V76H244ZM263 75V76H262ZM37 76V75H36ZM35 76V77H36ZM72 76H70V77H72ZM75 76H73L74 77V79H76V81L75 80H73V81H75V82H77V81H79L80 79H77V78H75ZM111 78H114V79H110V77ZM119 76V77H118ZM136 78H135V77ZM146 76V77H145ZM160 78H159V77ZM164 78H163V77ZM169 76V77H168ZM171 76V77H170ZM174 76H176V77H174ZM180 76H181V78H180ZM207 77V80L205 81V79L204 78H206ZM212 76V77H211ZM226 76V77H225ZM246 76V75H245ZM60 78L61 77H63V76H59ZM73 77H72V79H73ZM89 77V76H88ZM89 77V78H90ZM93 77V76H92ZM92 77H91V79H92ZM93 77V78H94ZM103 77H104V79H103ZM108 77V78H107ZM122 77V78H121ZM139 77V78H138ZM161 77H162V80H161ZM166 77V78H165ZM208 77H209V79H208ZM216 77V78H215ZM224 77V78H223ZM132 78H135L134 80H130V79ZM144 78V79H143ZM147 80H146V79ZM149 78V79H148ZM153 78H154V80H153ZM157 78V79H156ZM169 78V79H168ZM172 78V79H171ZM174 78H175V81L176 82H174ZM177 78H178V80H177ZM184 78H186V79H184ZM191 78H192V80H193V82L191 81ZM226 78V79H225ZM238 78V79H237ZM246 78H250V77H246ZM256 78H258L257 80H255ZM19 79V80H18ZM28 79V80H29ZM34 79H39L41 82H42V78L41 77H39L38 78V76H37V78H34ZM67 79V78H66ZM66 79L64 80V81H66ZM71 79V78H70ZM72 79H71V81H72ZM81 79V80H82ZM87 79V77H85V81H87L86 80ZM91 79H89V80H91ZM101 79H102V81L103 82H101ZM139 79H143L144 81H148V82H144L143 80H142V82H141V80H139ZM151 79V80H150ZM163 79H165V81H163ZM170 79H171V81H170ZM181 79H182V81L184 82H180L181 81ZM195 79H197V80H195ZM198 79L200 80V81H198ZM222 79V80H221ZM240 79V80H239ZM260 79V80H259ZM262 79V80H261ZM8 80V81H7ZM14 80H13V83H14ZM27 80V81H28ZM67 80H69V79H67ZM84 80H82L83 82L82 83H84L85 81ZM94 79H93V81H95ZM115 80H116V82H115ZM125 80V81H124ZM128 80H130L129 82H128ZM184 80H186V81H184ZM190 80V81H189ZM195 80V81H194ZM203 80H204V82H206L205 84H204V82H203ZM228 80H229V82H228ZM235 80H236V82H235ZM239 80V81H238ZM252 80H254V81H252ZM1 81V80H0ZM62 81V80H61ZM60 81V82H61ZM70 81V80H69ZM68 81V82H69ZM72 81V82H73ZM92 81V80H91ZM113 81V83H114V85H118V86H116L117 88H119L120 90H123V91H125L126 89H127V91H128V89H129V91L132 93V90H133V94L135 95V94H139L138 92H140V95H142V92L143 93H145V94H143V95H146L147 96V90L148 91H150V93H149V95H148V97H150V100H149V102L151 101V103L153 104L154 103V107H156L155 105H159L158 103L159 102H157V103H155V102H152L153 100L151 99L152 98V96L155 94V96H156V98H155V96H153L154 97V100H156L157 98H161V100L163 101V102H166V104H165V107H163L164 106V104H163V106H161L162 104V102H161V100H160V107L161 108H163V109H161V111H160V109H157V110H159V112H157V110H155L154 112H153V110H154V108H153V106L151 107V108H153V109H151L152 111H147V110H149V109H147L146 111H144L143 113L145 114H143L142 113V115L143 116H148L149 118H143V116L140 114L141 112H139V113H136L137 114V116H141L140 118L138 117V119H136L137 117L135 116V117H133L134 119H136V121H134V120H129L128 118H126V117H128L129 115H127V114H125V115H127V116H125L124 114H122L120 111V113H117V111H118V109L120 108H117V110H115L114 108H111V106L109 105V102H110V104H112L113 103V101L115 102V106H117L116 105V99H113L114 98V96L112 95L113 93H114V91L116 90L117 91V89H113V88H115V86L113 85V83H111V82ZM132 81V82H131ZM133 81H134V83H135V81L137 82V81H139L138 83H135V84H132L133 83ZM160 82V84H159V82ZM167 81H168V83H169V81H170V83L168 84L167 83ZM178 81V82H177ZM187 81H188V84H186V87L188 88H190V89H182V88H185V87H183V85L185 84V82L187 83ZM198 81V82H197ZM214 81V82H213ZM220 81V82H219ZM223 81V82H222ZM235 82V83H233L232 84V86L230 85L232 82ZM238 81V82H237ZM242 81V82H241ZM257 81H259V82H257ZM5 82V83H4ZM57 82V81H56ZM80 83H81V81H79ZM88 82V81H87ZM95 82V83H96ZM140 82L141 83H143V84H140ZM150 82V83H149ZM157 82V83H156ZM163 82V83H162ZM167 83L166 85H165V83ZM173 82V83H172ZM180 82V83H179ZM190 82H192V83H190ZM209 82V83H208ZM226 82V83H225ZM249 82H250V84L252 83V85H250L249 84ZM256 82V83H255ZM13 83L11 84V85H13ZM30 83V82H29ZM43 83L44 84H47L46 82H44L43 81ZM50 83V82H49ZM57 83H59V82H57ZM80 83H78L77 82V85L78 84H80ZM89 83H90V81H89ZM91 83H93V82H91ZM97 83H99V82H97ZM96 83V84H97ZM99 83V84H100ZM120 83H125L124 84V86H126V88L124 87H122V84H120ZM129 83H131V84H129ZM147 83L148 84H150L152 87H150V85H147ZM178 83V84H177ZM183 83V84H182ZM196 83H201L200 85L199 84H196ZM211 83H214V84H211ZM263 84L261 87L260 86H254V85H259V84ZM20 84V85H21ZM27 84V83H26ZM25 84V85H26ZM64 84H65V82L63 83V84H59L60 86H57L58 88H57V90H56V92H57V94H61V96L62 97H66V95L67 96H69V94L71 95V93L70 92H67V90L66 89H64V87L65 88H67L66 87V85L64 86ZM67 84H69V83H67ZM74 84H76V83H74ZM86 84V83H85ZM94 84V83H93ZM113 85L112 87H111V85ZM121 86H120V85ZM129 84V86H127V85ZM155 84H159L158 85V87H157V85H155ZM164 84V85H163ZM174 85V87L176 88H174L173 87V85ZM176 84V85H175ZM191 84V85H190ZM205 85V86H207V87H205V86H202V85ZM218 84H220V87H218L217 85ZM228 84V85H227ZM244 84V85H243ZM246 84H248L249 85V87L246 85ZM7 85V86H6ZM8 85L10 86V87H8ZM15 85V84H14ZM17 86H19L18 84H16ZM32 85V84H31ZM64 86L63 88L61 87V86ZM69 85H71V84H69ZM68 85V87H71L72 88V86H69ZM135 85V86H134ZM143 87V88H141V86ZM144 85V86H143ZM164 86V89H163V86ZM172 85V87H170ZM179 85H181V86H179ZM189 85V86H188ZM200 87H199V86ZM212 85V86H211ZM214 85H216V86H214ZM235 85H236V87H235ZM243 85V86H242ZM246 85V86H245ZM21 86V87H22ZM27 86V85H26ZM50 86L51 85H49V84H47L46 85V87L48 88V90H50V89H54V87L55 86H53L52 85V87L50 88ZM74 86V85H73ZM82 86H83V84H82ZM81 86V87H82ZM131 86H132V88H131ZM136 86H138V87H136ZM145 86H147V87H145ZM177 86V87H176ZM181 87V88H179V87ZM185 86V85H184ZM195 86H197V87H195ZM222 86V87H221ZM223 86H225V87H227V88H223ZM230 88H229V87ZM240 86V87H239ZM29 87H30V85H29ZM62 88V89H64L65 91H62V89H59V88ZM112 89H111V88ZM121 87H122V89H121ZM134 87H136V88H134ZM156 89H155V88ZM168 87V88H167ZM195 87V88H194ZM211 87H213V88H211ZM217 87V88H216ZM234 87V88H233ZM240 89H238V88ZM253 87V88H252ZM74 88H75V86L72 88L73 90H74ZM77 88H79V87H77ZM77 88H75L76 90H77ZM134 88V89H133ZM150 88H152V90L150 89ZM158 90L159 92H156L155 90ZM158 88V89H157ZM159 88H161V89H159ZM180 90H179V89ZM191 88H193V89H191ZM197 88H199V89H201V90H197ZM203 88H205L204 89V91H206L205 93L206 94H204V91H203ZM229 88V89H228ZM263 88V89H262ZM56 89V88H55ZM68 89V88H67ZM72 89H70L69 91H71ZM118 89V91L119 92H121V93H123L124 94V92L123 91H120ZM131 89V90H130ZM168 89L169 90H174V91H168ZM210 92L211 90V92L209 93L207 90ZM226 89V90H225ZM233 91H232V90ZM237 89V90H236ZM244 90L243 92H242V90ZM253 89H256V90H253ZM258 89L261 91H258ZM8 90V89H7ZM47 90V91H48ZM61 90V93L59 92ZM73 90L71 91V92H73ZM114 90V91H113ZM164 91L165 90V92L167 93V94H165V92L163 93L162 91ZM175 90H178V91H175ZM183 90V91H182ZM192 91V93H190L191 91ZM217 91L216 93H214V91ZM223 90H225V92L223 91ZM236 90V91H235ZM55 91V90H54ZM104 91V92H103ZM126 91V92H127ZM128 91V92H129ZM136 91H137V93H136ZM153 91V92H152ZM155 91V92H154ZM160 91H161V93L164 95H162L161 96V94H159L160 93ZM181 91V92H180ZM186 91V92H185ZM197 91L199 92L198 93V95L200 94V96L198 97L197 96ZM203 91V92H202ZM232 91V92H231ZM247 91H248V93H247ZM249 91H252L251 93L252 94H250L249 93ZM257 91V92H256ZM9 92H10V90H9ZM51 92H52V90H51ZM56 92H54L55 93V95H54V93L52 92V94L54 95V96H56ZM113 92V93H112ZM125 92V93H126ZM151 92L153 93V94H151ZM172 92H173V94H172ZM183 92V93H182ZM188 92V93H187ZM194 92H195V94H194ZM208 92V93H207ZM230 92V93H229ZM238 94H237V93ZM242 92V93H241ZM45 93H46V91H45ZM50 93V92H49ZM48 92H47V94H49ZM66 93V94H65ZM75 93V92H74ZM77 93L80 95V92H78L77 91ZM76 93V94H77ZM109 93V94H108ZM112 93V94H111ZM170 93V94H169ZM176 93V94H175ZM179 93V95H180V98L179 97H176V96H179V95H177ZM185 93V94H184ZM201 93H202V97H201ZM213 95H212V94ZM224 94V96H222V94ZM232 93V94H231ZM233 93H235V95L233 94ZM253 93H255V94H253ZM262 93V94H261ZM47 94H45L46 96H50V95H52V94H50V95H47ZM65 94V95H64ZM78 94H77V96H78ZM111 94V95H110ZM120 94V93H119ZM150 94H151V96H150ZM156 94H158V95H156ZM171 95L170 97H171V99H173V96L172 95H174L175 97L174 98H176V99H173L174 101L176 100V102H174L173 100H172V103L171 102H168V101H171V100H167V99H165V98H167V97H165V96H169V95ZM191 94V95H190ZM194 94V95H193ZM211 94V95H210ZM226 94V95H225ZM243 94H245L246 96L244 97V95ZM51 96V98H53L54 96ZM73 95H75V94H73ZM107 95H110V96H107ZM115 95V94H114ZM187 96L189 99H186L185 98V96ZM205 95V96H204ZM207 95V96H206ZM216 95H221L220 97L222 98H220L219 96H217L216 97ZM231 95V96H230ZM241 96V97H239L238 98V96ZM248 95H251L250 97H249V99H247L246 97H248ZM20 96V97H19ZM45 96V97H46ZM108 97V98H110L111 96H113V97H111L110 99H106V98H103V97ZM158 96V97H157ZM190 96V97H189ZM194 96V97H193ZM211 96V97H210ZM215 98H214V97ZM233 96V97H232ZM234 96H236V97H234ZM253 96V101L255 100V98H257L258 96H255L254 97ZM147 97V98H148ZM165 97V98H164ZM170 97H168V99H170ZM196 97V98H195ZM197 97H198V100H200V102H198V100H197ZM205 97H207V101L204 99ZM213 97V98H212ZM218 97H219V102L217 101L216 102V100H218ZM223 97H224V100H223ZM233 99H232V98ZM244 97V98H243ZM55 98V97H54ZM53 98V99H54ZM67 98V97H66ZM69 98V97H68ZM179 99V101L181 102V103H179V101H178V99ZM182 98H184V99H182ZM193 98H195V100L193 99ZM199 98H201V99H203L202 101H201V99H199ZM208 98H209V100H211V102L208 100ZM229 98V99H228ZM230 98H231V102H230ZM241 99V100H236V99ZM38 99V98H37ZM52 99V100H53ZM149 99V98H148ZM182 99V100H181ZM258 99V98H257ZM34 100V99H33ZM32 100V101H33ZM63 100V99H62ZM66 100V99H65ZM108 100V101H107ZM165 100V101H164ZM167 100V101H166ZM183 100H185V102H183ZM188 102H187V101ZM196 100H197V102H196ZM204 100H205V102L207 103V104H209V105H213L212 107H214V108H212V107H210L209 105H207V104H205V102H204ZM214 100V101H213ZM228 100V101H227ZM32 101H29V103H31ZM39 101V100H38ZM49 101H51V99L49 100ZM56 101V100H55ZM64 101V100H63ZM63 101L61 102V101H59L58 100V102H56V104L58 105L59 104V102L60 103H63ZM66 101H69L68 99L66 100ZM104 101H107L108 102V105L106 104L105 106H107V108H106V112H105V110H104V112H103V108H101L102 110H100L99 108H100V106H102L103 104H102V102L103 103H107V102H104ZM156 101H159V99L158 100H156ZM192 101V102H191ZM220 101H221V106H224L223 105V103H227L228 102V104H225V105H228L227 106V108L228 107H231L232 106V104L233 105H235L237 102V106L235 105V108L232 106V108H234V109H237V108H239L238 110H240V111H238L237 110V112L239 113V112H241L240 114H238L239 115V117L237 116V118L239 119H241V120H238V121H241V123H239V124H237L236 122H235V124H233V125H236V130H237V132H238V130L241 132V134H238L237 132H235L236 130H235V128H231V127H233V126H231V125H229V124H227L226 126H228V127H226V126H222L221 127V125H220V129H217V128H219L218 126H219V124H218V126L217 127H215L217 124H215L214 123V121L212 122L211 120H212V116L215 114V112L219 109L218 107L219 106H217V105H220ZM224 101V102H223ZM258 101V102H259ZM36 102H37V100H36ZM48 102V101H47ZM52 102V101H51ZM100 102V103H99ZM112 102V103H111ZM167 102L169 103V105H175L176 103H177V107H179V105L183 108V106L185 107V108H183V111H185V112H183V111H181V113H183L182 115H185V116H182V115H180V114H178L179 116H181L182 117V119H180L178 116H177V112H176V115H175V113H174V110L175 109H170V107L167 105ZM223 102V103H222ZM233 102V103H232ZM256 102V101H255ZM14 103H16V102H14ZM21 103V102H20ZM35 103V102H34ZM34 103H33V105H34ZM54 105H56L54 102H52ZM64 103H65V101H64ZM67 103V102H66ZM69 103V102H68ZM66 104V105H69V104ZM119 103V102H118ZM150 103V104H151ZM171 103V104H170ZM174 103V104H173ZM182 103H186L185 105L183 104V106L181 105ZM190 104V106H189V104ZM195 103H197V104H195ZM202 103V104H201ZM204 103V104H203ZM216 103V104H215ZM218 103V104H217ZM261 103H264V102H261ZM16 104H18V103H16ZM83 104V103H82ZM90 104L91 105H93V104H96L97 105V108H98V110H96L95 109V105H94V108L92 107V106H90ZM179 104V105H178ZM193 104H195L196 105V107H194L195 105H193ZM248 104V103H247ZM7 105V106H8ZM19 105V106H20ZM30 105V104H29ZM49 105H52V104H50L49 103ZM48 104H47V106L48 107H50ZM53 105V108L55 107ZM60 105V104H59ZM62 105V104H61ZM61 105H60V107H61ZM66 105H64V106H62L63 108L62 109H65V110H62V109H60V110H62V113L65 111V113L68 111V112H70V110H68V109H66V108H64ZM113 105V104H112ZM167 105V106H166ZM193 105V107L189 110V107H191ZM230 105V106H229ZM238 105L240 106V107H238ZM0 106V107H1ZM17 106V107H16ZM41 106H43V104L41 105ZM46 106V105H45ZM108 106H109V108H108ZM187 106H189L188 108H186ZM202 106V107H201ZM207 108V110H206V108ZM216 106H217V108H216ZM30 107V106H29ZM40 109H39V108ZM48 107H44L45 109H44V114H45V111L46 110H48ZM59 107V108H60ZM69 107V106H68ZM80 107V108H81ZM93 108V109H91V108ZM159 106H158V108H160ZM168 107V108H167ZM174 107V106H173ZM177 107H175V108H177ZM181 107H179L180 109L179 110H181L182 108ZM205 108V110L209 113V114H206L205 113V111L203 112V110H201V112H203L201 115H198V112L200 111V109H196V108ZM208 107H209V110H208ZM6 108V109H5ZM56 108H58V106H56L55 107V109ZM76 108V109H75ZM79 108V107H78ZM104 108V109H105ZM194 108V109H193ZM244 108V110H242ZM12 109V110H11ZM18 109V108H17ZM17 109H16V112H17ZM19 109H20V107H19ZM50 109V108H49ZM52 109V108H51ZM170 109V110H169ZM178 109V108H177ZM176 109V110H177ZM215 109V110H214ZM4 110H6V111H4ZM54 110V109H53ZM89 110V111H88ZM96 111V112H93L94 113V115L93 114H89V113H91L92 111ZM115 110V111H114ZM164 110H167V112L169 111L170 113H171V111H173L172 112V114L174 115V116H177V117H174L173 116V119L174 118H178V119H175V120H173L172 119V114H170L169 112V114L168 115H170V116H168V117H166V116H164L165 114H167V112L166 111H164ZM192 110H193V112H192ZM197 110H198V112H197ZM213 110L215 111V112H213ZM246 110V111H245ZM19 111V110H18ZM49 111V110H48ZM51 111V114H50V112H48V115H52V113H53V111L52 110H50ZM81 111V112H80ZM86 111H87V114H84V113H86ZM108 111V112H107ZM113 111V112H112ZM164 111V112H163ZM178 111V110H177ZM189 111H190V113H189ZM209 111H211V112H209ZM222 111H224V110H222ZM6 112H7V114L9 113V115H8V117H11V118H9V119H7L8 117H6V119H3V118H5V115H7L6 114ZM38 112H41V111H38ZM43 112H41V114L43 113ZM47 112V111H46ZM89 112V113H88ZM97 112H98V114H97ZM111 112H112V114H111ZM114 112H116V113H114ZM147 112H149V113H147ZM166 112V113H165ZM180 112V111H179ZM178 112V113H179ZM195 112V113H194ZM244 112H246L244 115H242ZM255 112V111H254ZM58 113H61L60 111L58 112ZM153 113V114H152ZM154 113H157L156 114V116H157V118L159 117L160 119L161 118H163L162 120H160L159 122H158V119L156 118V116L154 115ZM158 113H162L161 115L159 114V116H158ZM188 113H189V115L191 114V116H193V117H191V116H188ZM218 113V112H217ZM4 114V115H3ZM54 114V113H53ZM55 114H54V116H55ZM75 114V115H74ZM76 114L77 115H79V116H76ZM82 114V115H81ZM84 114V115H83ZM111 114V115H110ZM116 116H115V115ZM121 114L123 115L122 117H121ZM164 114V115H163ZM195 114H197L196 116H194ZM200 114V113H199ZM212 116H211V115ZM45 115H47V113L45 114ZM81 115V116H80ZM88 115V116H87ZM117 115H118V117H117ZM154 115V116H153ZM187 115V116H186ZM203 115V116H202ZM208 115V116H207ZM247 115H249V116H247ZM251 115H253V116H251ZM13 116H14V119H13ZM15 116L17 117V119H18V122L19 123H15L13 120H17V119H15ZM59 116H58V118H59ZM69 117V118H67L66 119V117ZM76 116V117H75ZM93 116V117H92ZM105 116H108V117H105ZM162 116V117H161ZM200 118H199V117ZM207 116V117H206ZM211 116V117H210ZM241 116L243 117V118H241ZM247 118H246V117ZM34 117V118H33ZM73 117H75L76 119H75V121H74V119H73ZM78 117V118H77ZM99 117V118H98ZM124 117H125V120L123 121L124 123H122V119H124ZM130 118H131V116H129ZM150 117H153V118H151V121L153 122V123H151V121H150V123H149V120H150ZM169 117H171V118H169ZM183 117H186L187 118V120H186V118L184 119ZM231 117H235L234 115H231ZM250 117H252V120H251V118ZM260 117V118H259ZM20 118V119H19ZM29 118V119H28ZM33 118V120L32 121H29V120H31ZM73 119V121H71L72 119ZM93 118H95V119H93ZM121 118V119H120ZM166 120H165V119ZM192 118H193V120H192ZM206 118V123L204 122L205 119ZM208 118V119H207ZM247 120H246V119ZM250 120H249V119ZM11 119H12V121H11ZM38 119V118H37ZM66 119V120H65ZM87 119V120H86ZM92 119V120H91ZM111 119H109V120H111ZM146 121H145V120ZM149 119V120H148ZM152 119H157L156 121V123H155V121L154 120H152ZM185 121H184V120ZM190 119V120H189ZM203 120V124L201 123L202 122V120ZM211 119V120H210ZM236 119V118H235ZM261 119H262V121H261ZM2 120H5V121H3L2 122ZM9 121V122H6V121ZM69 120V121H68ZM99 120H98V122H99ZM108 120V121H109ZM111 120V121H112ZM120 120V121H119ZM130 121V124H129V126H128V123H129V121ZM165 120V121H164ZM168 120H169V122L170 123H172V124H170L169 122H168ZM178 120V121H177ZM196 120H198L197 122L198 123H196V124H200V125H205L206 127H204V126H199V125H196L194 122ZM199 120H201L200 122H199ZM246 120V121H245ZM24 122V124H23V122ZM26 121V122H25ZM68 121V122H67ZM85 121H79V123H80V125H81V123L82 122H85ZM88 121H89V123H88ZM102 122H104L103 120H101ZM140 122V121H142L141 123H143V122H145L144 124L145 125H149V126H146L147 128H145L146 129V131L148 132L147 133V136L146 137H144V138H142L140 141H139V139H137V137L135 136V134H133V132L135 133V131L136 132H139L140 131V128H141V130H144V127H145V125L143 126L141 123H138V122ZM161 121H164L163 123H165L164 125L166 126L167 124V126H168V128L171 130H169V129H167V132H166V129L165 128H167V126L165 127L163 124V126H161ZM175 122V123H173V122ZM182 122L183 123V125L185 126L184 128H183V126H180L179 125V128L177 127L178 126V124H179V122ZM193 121V122H192ZM211 123H210V122ZM5 122H6V124H5ZM70 122H72V123H70ZM117 122V124H115ZM125 122H127V124H125ZM131 122H136V123H133L132 125H131ZM178 122V123H177ZM180 122V124H182ZM185 122V123H184ZM188 122H189V124H188ZM242 122H245V124L247 123V125H245L246 127H243L244 125H243V123ZM4 123V124H3ZM11 123V125H9ZM70 123V124H69ZM121 123V124H120ZM147 123H149V124H147ZM191 123V124H190ZM194 123V124H193ZM210 123V124H209ZM213 123V124H212ZM254 123H252L251 125V128L252 127H255V124ZM8 124V125H7ZM26 124V125H25ZM28 124V125H27ZM83 124H85V123H83ZM82 124V125H83ZM123 124V125H122ZM135 124V125H134ZM138 124V125H137ZM142 126H141V125ZM152 124H155V125H152ZM176 124V126L175 127H177L178 129H180L179 131L177 130V129H175V128H173L174 126H169V125H175ZM230 124H232V122L230 123ZM253 124H254V126H253ZM7 127H6V126ZM30 125V126H29ZM41 125H43V123L42 124H40L39 125V127L41 126ZM134 125V126H133ZM140 125V126H139ZM159 125V126H158ZM195 125V126H194ZM211 125H213V126H211ZM238 125V126H237ZM241 125V126H240ZM249 125V126H248ZM2 126H3V129H2ZM9 126V127H8ZM14 127V128H12V127ZM19 126H21L20 128H19ZM23 126V127H22ZM35 126V127H34ZM86 125H84V126H82V127H85ZM122 126H124V128L122 127ZM127 128H126V127ZM131 126V127H130ZM139 126V127H138ZM193 126V127H192ZM209 127V130L211 129L212 131L214 130L215 132V134H217L218 132H220L221 134H223L224 133V135H222L223 136V140H225L224 139V137L225 138H228L230 135L231 136H233V135H235L236 137H231L232 139H230V138H228V139H230V141H227V139H226V141H222V143L220 142L221 140L220 139H222V138H220V137H222V136H220L221 134H219L218 133V135H219V137H217V141L219 142H217L216 141V139H214V138H216V137H213V136H215L214 134H213V132L210 130V132H209V130L207 131V132H203V131H205V130H207L206 128H208ZM229 126H231L230 128H229ZM248 126V127H247ZM26 127H28V128H26ZM34 127V128H33ZM54 127H56V126H53V127H51L52 129L54 128ZM61 127V128H60ZM89 127H90V125H89ZM88 127V128H89ZM122 127V128H121ZM130 127V128H129ZM137 127V128H136ZM155 127V128H154ZM170 127H172V128H170ZM181 127L183 128V129H185L186 127V129H187V132H186V130H182L181 129ZM200 127L202 128H204L202 131H201V129H200ZM212 127H214V128H216V129H213ZM237 127H239V129L237 128ZM6 128H10V129H6ZM23 128H25V129H23ZM30 128V129H29ZM42 128H45L44 126H41L40 127V130H41V134L40 135H44V133L46 134L47 132V134H52V133H50V132H52V131H54V132H57L56 131V129H54V130H52V131H50V129H46V130H44V129H42ZM87 128V130H90V129H88ZM121 128V129H120ZM128 128H129V130H128ZM136 128V129H135ZM197 128V129H196ZM223 128H228V131H230V130H232V129H234L235 131H230V133L226 130V129H224V130H226L225 132L224 131H220L221 129L223 130ZM241 128V129H240ZM17 131H16V130ZM36 129H38V127L36 128ZM85 129V128H84ZM138 129V130H137ZM174 129H175V134L173 133L174 132ZM189 129H190V133H189V135L191 134L192 135V133L191 132H194V136L192 135V137H194L193 139L191 138V135H190V137L188 136V132H189ZM192 129V130H191ZM198 131H196V130ZM199 129H200V131H199ZM1 130H0V133H1ZM13 130V131H12ZM15 130V131H14ZM28 130V131H27ZM68 130V129H67ZM72 130V129H71ZM74 130V129H73ZM81 130V131H80ZM126 130V131H125ZM132 130H133V132H132ZM159 130V131H158ZM178 132H177V131ZM195 130V131H194ZM217 130V131H216ZM219 130V131H218ZM42 131H44V132H42ZM60 131V130H59ZM80 131V132H79ZM86 130H84L83 132H85ZM149 131H151L152 133H153V135L149 132ZM161 131H163V132H161ZM181 131V132H180ZM33 132V131H32ZM53 132V133H54ZM63 132H65L66 133V135H64L63 134ZM89 132V131H88ZM115 132V133H114ZM120 132V134H118ZM121 132H122V134H121ZM127 133V135H126V133ZM154 132H155V134H156V136H154ZM169 132L171 133V134H169ZM180 132V133H179ZM184 132V134L182 135L181 133H183ZM202 133L203 132V134H198V133ZM211 132H212V135H211ZM227 132V133H226ZM232 132L234 133V134H232ZM239 132V133H240ZM26 133V134H25ZM60 133V132H59ZM58 133V134H59ZM105 133V134H104ZM129 133V134H128ZM157 133L159 134H162L161 136L160 135H157ZM164 133V134H163ZM187 133V134H186ZM195 133H197V134H195ZM205 133H207V135L205 134ZM227 135H226V134ZM230 135H229V134ZM237 133V134H236ZM2 135H3V133H1ZM0 134V135H1ZM15 134H20L19 136H22V138L21 137H16V135ZM94 134H96V135H94ZM125 134V135H124ZM148 134H151L150 136L148 135ZM166 134V135H165ZM180 134V135H179ZM185 134L187 135V136H185ZM2 135H1V137H2ZM25 135V136H24ZM68 135V136H67ZM102 135H106L105 136V138L107 137V136H109V137H107L108 138V140H107V138L105 139L104 138V136L102 137ZM111 135V136H110ZM113 135H115V136H113ZM116 135L117 136H119V137H116ZM120 135H123L126 139H123V138H121L120 137ZM130 135L132 136V137H130ZM179 135V136H178ZM202 135V136H201ZM206 135V136H205ZM209 135H211V137H209ZM238 135V136H237ZM241 135V136H240ZM247 135V134H246ZM154 136V137H153ZM170 136H172V137H170ZM181 136V137H180ZM198 136V137H197ZM201 136V137H200ZM204 136H205V139H204ZM226 136H228V137H226ZM102 137V138H101ZM130 137V138H129ZM190 138V141L188 140L189 138ZM200 137V138H199ZM208 137V138H207ZM213 137V139L211 140L210 138H212ZM237 137H239V141H238V138ZM242 138V140H241V138ZM245 139H244V138ZM248 137V138H247ZM3 138H4V136H3ZM22 139V140H20V139ZM24 138V139H23ZM31 139L29 140V142H30V145L32 144V142H33V145H39L40 143L42 144V142L41 141H43V140H40V142H39V140H37V139H35V140H33V141H31L32 139H34V138H32V136L30 137ZM77 139V140H74V139ZM114 138V139H113ZM118 138V139H117ZM120 138V139H119ZM129 138V139H128ZM133 138V139H132ZM180 138V139H179ZM188 138V139H187ZM197 138V139H196ZM204 140H203V139ZM83 139V140H82ZM91 139V138H90ZM113 139V140H112ZM117 139V140H116ZM170 141H169V140ZM196 139V140H195ZM199 139H200V141H199ZM235 139V140H234ZM1 140H2V138H1ZM12 140V141H13ZM97 140V141H96ZM125 140V141H124ZM134 140V141H133ZM137 140V141H136ZM146 140V141H145ZM160 140H161V142H160ZM211 140V141H210ZM234 140V141H233ZM244 140H246V141H244ZM250 140V141H249ZM4 141V144L5 145H7V143L5 142V140H3ZM21 141V142H20ZM70 141V140H69ZM92 141V142H91ZM106 141V142H105ZM113 141V142H112ZM115 141V142H114ZM118 141V142H117ZM119 141H123L122 143L121 142H119ZM176 141V142H175ZM178 141V142H177ZM183 141H184V143H183ZM186 141V142H185ZM188 141V142H187ZM199 141V142H198ZM205 141H207L206 143H203V142H205ZM215 141V142H214ZM233 141V142H232ZM235 141H238V143L240 142H243V144L241 143V145H240V143L238 144H236L235 143ZM253 141V142H252ZM16 142V143H17ZM36 142H39L38 144L36 143ZM52 142H53V140H52ZM51 142V145H56L55 143L53 144ZM58 142H60V144L58 145ZM105 142V143H104ZM112 144H111V143ZM117 142V143H116ZM129 142V143H128ZM149 142H150V144H149ZM160 144V145H158V143ZM193 143V145L195 146L196 145V148L192 145V143ZM209 142H211V143H209ZM214 142V144H212ZM223 142H225V143H223ZM228 142V143H227ZM232 142V143H231ZM246 142V143H245ZM1 143V142H0ZM9 143H12L11 141L9 142ZM16 143L13 145V146H17L16 145ZM106 143H107V145H106ZM108 143H110L109 145H108ZM121 143V144H120ZM125 143H126V145H125ZM131 143V144H130ZM137 143V144H136ZM140 145H139V144ZM148 143V144H147ZM179 143V144H178ZM197 143H199V145L197 144ZM231 143V144H230ZM235 143V144H234ZM251 143V144H250ZM252 143H254V144H252ZM263 143V144H262ZM40 144V145H41ZM50 143H48V145H49ZM78 144H79V146H78ZM90 146H93V147H89V145ZM94 144V145H93ZM95 144L97 145V146H99V147H97V146H95ZM99 144H105V145H103L102 146V148L100 147L101 145H99ZM156 146H155V145ZM188 144V145H187ZM224 146H223V145ZM227 144H228V146L230 145V147H228L227 146ZM245 144H247L248 146H246ZM257 145V146H255V147H253L254 145ZM33 145H31L30 146V149H31V147L33 146ZM85 145V146H84ZM114 145V146H113ZM134 145V146H133ZM143 145L145 146V147H143ZM151 145H153V146H151ZM186 145V146H185ZM200 145H201V147H200ZM216 148V149H214V148H212L213 146ZM215 145H217V146H215ZM218 145H221V146H218ZM232 145H233V147H232ZM240 145V146H239ZM253 145V146H252ZM104 146H105V149H104ZM113 146V147H112ZM130 146H131V148H130ZM159 146H161V147H159ZM174 146V147H173ZM175 146H176V148H175ZM199 146V147H198ZM206 146V147H205ZM211 146V147H210ZM236 146V147H235ZM244 146H246V147H244ZM250 146H252V147H250ZM264 146V145H263ZM6 147H8V146H6ZM8 147V148H9ZM54 147H56V146H54ZM57 147V148H58ZM60 147H62V146H60ZM98 149H96V148ZM107 147V148H106ZM110 147V148H109ZM125 147V148H124ZM129 147V148H128ZM147 147H149V148H147ZM159 147V148H158ZM163 147V148H162ZM171 149H170V148ZM181 147V148H180ZM186 147L187 149H185L187 152L189 151V150H195V151H189L188 152V154H185V151H182V150H184V148ZM188 147L190 148V147H192V148H190V149H188ZM197 147H198V149H197ZM202 147H204V148H206V151L204 150V148H202ZM221 147V148H220ZM222 147H224V148H222ZM235 147V148H234ZM66 148H69V147H66ZM71 148V147H70ZM86 148H89V149H86ZM139 148V149H138ZM158 148V149H157ZM161 148V149H160ZM181 149V153H177L176 151H179L180 149ZM194 148V149H193ZM227 148H229V150L227 149ZM233 148V149H232ZM247 148V149H246ZM249 148V149H248ZM6 149V148H5ZM83 149V150H82ZM91 149H92V151H91ZM93 149H95L97 152H93L94 150ZM109 149V150H108ZM110 149H113V150H110ZM125 149H127V150H125ZM128 149H130V150H128ZM147 149V150H146ZM155 149V150H154ZM173 149H174V151H173ZM203 149V150H202ZM215 150V152L213 151V150ZM218 149V150H217ZM224 149H226L225 151H224ZM236 149H238V150H236ZM28 150V149H27ZM76 150H77V154H75L76 153ZM80 150V151H79ZM133 150V151H132ZM163 150V151H162ZM170 150V151H169ZM198 152H197V151ZM202 150V151H201ZM216 150H217V152H216ZM231 150H234L235 152H234V154H233V151H231ZM83 153H82V152ZM100 151V152H99ZM105 151L107 152V153H105ZM112 151V152H111ZM118 151H120L118 154H116ZM125 151V152H124ZM128 151H132L131 153L130 152H128ZM143 151V152H142ZM158 151H159V153H158ZM172 151H173V154H169V152H171L172 153ZM203 152V154L206 152V159H203V158H205V156L201 153V152ZM214 153H213V152ZM221 151V152H220ZM230 151V152H229ZM241 153H240V152ZM250 151H252V153L250 152ZM102 152V153H101ZM114 152V153H113ZM136 152H139V153H137V154H134V153H136ZM153 152V153H152ZM174 152H176L175 154H174ZM186 152V153H187ZM196 153L195 155H198L199 157L201 156V155H203V156H201V160L200 159H196L193 155H194V153ZM212 153V154H210V153ZM221 153V154H219V153ZM225 152V153H224ZM227 152H229L230 153V155H229V153H227ZM249 152V153H248ZM258 152V153H257ZM263 154V156L262 155H260L261 153ZM27 153H29V154H27ZM35 153V154H34ZM79 153H81V154H79ZM97 153V154H96ZM99 153V154H98ZM126 153H128V157H125V154ZM141 153V154H140ZM143 153H146V155H142ZM155 153V154H154ZM161 153V154H160ZM162 153H163V155H162ZM184 153V154H183ZM198 153H201V154H198ZM208 153V154H207ZM215 153H217V154H215ZM227 153V155H225ZM235 153H237V155L235 156ZM246 153H248L249 155H251V156H249L248 154H246ZM260 153V154H259ZM11 154V155H10ZM27 154V155H26ZM34 154V155H33ZM83 154V155H82ZM103 154V155H102ZM105 154V155H104ZM113 156H111V155ZM117 155V156H115V155ZM134 154V155H133ZM139 154H140V157H139ZM149 154H151V155H149ZM153 154H154V156H153ZM160 154V155H159ZM168 154H169V156H168ZM178 154H182V156H184V157H186L187 159H188V161H185V159L183 160V159H181L182 161H184V162H182V161H180L179 160V156L180 155H178ZM238 154H240V157H237V156H239ZM12 156V157H10V156ZM31 155V156H30ZM36 155H38L39 157H43V159H40V160H42V161H44V162H41V161H39V160H37L36 162L34 161L36 158L35 157H37ZM46 155V156H45ZM67 155H70V157L69 156H67ZM74 155V156H73ZM76 155V156H75ZM77 155H79L80 157H81V159H80V157L79 156H77ZM94 155V156H93ZM123 155V156H122ZM136 155V156H135ZM142 155V156H141ZM171 155V156H170ZM172 155H175V156H177V157H174V156H172ZM185 155H187V156H185ZM211 156V158L209 159V161H207L208 160V157H210ZM225 155V157H227L226 159H227V161H225L226 159H225V157L222 159V157ZM232 155H233V157H232ZM247 155V156H246ZM252 155H254V156H252ZM4 156V157H3ZM23 156H24V158H25V161H24V159H23ZM26 156H28V157H26ZM29 156H30V158H29ZM35 156V157H34ZM65 156V157H64ZM68 157V160L71 162L72 161V163L74 162V163H76V164H74V166L72 165V164H70L69 163V161L67 160V157ZM96 156V157H95ZM104 156V157H103ZM120 156V157H119ZM131 156L132 157H134L135 159H133V158H131ZM152 156V157H151ZM156 156V157H155ZM163 159H161L160 157ZM163 156V157H162ZM164 156H166V157H164ZM188 156H192V157H188ZM216 156H218V159H216L217 157ZM219 156H221V157H219ZM250 157V158H247V157ZM256 156V157H255ZM258 156V157H257ZM2 157H3V160H1L2 159ZM17 157H19V159L16 158ZM20 157H22L21 159H20ZM51 157V156H50ZM75 157V158H74ZM82 157H83V159H82ZM94 157V158H93ZM100 157V158H99ZM116 157V159H114ZM117 157H119V159H117ZM122 157H125V158H122ZM138 157V158H137ZM144 157V158H143ZM155 157V158H154ZM168 157V158H167ZM181 157V156H180ZM213 157V158H212ZM215 157V158H214ZM232 157V158H231ZM5 158H7V160L5 159ZM8 158H10V159H8ZM29 158V159H28ZM31 158H32V160H31ZM34 158V159H33ZM38 158V157H37ZM44 158H45V160H44ZM64 158V159H63ZM72 158H74L73 160H72ZM87 158H88V160H87ZM91 158V159H90ZM99 158V159H98ZM104 160H103V159ZM111 158V159H110ZM121 158V159H120ZM127 158V159H126ZM129 158H131V160L132 161H130V159ZM137 158V159H136ZM146 158V159H145ZM170 159V161L168 160V161H165L166 159ZM181 158H183V157H181ZM194 158V159H193ZM198 158V157H197ZM231 158V159H230ZM245 158V159H244ZM247 158V159H246ZM254 158V159H253ZM258 158V159H257ZM263 158V159H262ZM16 161H15V160ZM49 159V160H48ZM59 159V160H58ZM64 161L65 159V163L62 161V160ZM92 159H93V161H92ZM95 159V160H94ZM96 159H97V161H96ZM125 159V160H124ZM129 159V160H128ZM142 159V160H141ZM145 159V160H144ZM152 159V160H151ZM176 159V160H175ZM178 159V160H177ZM189 159H192V161L191 160H189ZM195 159H196V162H195ZM233 159V160H232ZM241 159V160H240ZM251 159H253V160H251ZM262 159V160H261ZM6 160V161H5ZM13 160H14V162H13ZM26 160H28L27 162H26ZM31 160V162H29ZM51 160V161H50ZM53 160V161H52ZM56 160H57V162H56ZM62 161L66 166H64V168L66 169H62V170H60L61 169V167L63 168V163L62 162H60L59 163V161ZM82 160H84V162H82ZM85 160L87 161V162H85ZM110 160V161H109ZM118 160V161H117ZM146 160H148L147 162H146ZM158 160V161H157ZM173 160V161H172ZM194 160V161H193ZM204 160V161H203ZM214 160V161H213ZM217 160H224L225 162H220V161H218V162H220V163H216L217 162ZM232 160V161H231ZM240 160V161H239ZM250 162V164L248 163V161ZM254 160H255V163H257V165L254 163ZM9 161V162H8ZM22 161V162H21ZM39 161V162H38ZM47 161H48V163H47ZM76 161V162H75ZM79 161V162H78ZM88 161H90L89 163H88ZM121 161H123V162H121ZM150 161V162H149ZM165 161V163H163ZM175 161V162H174ZM179 161V162H178ZM200 161H202V162H200ZM205 161H207V163L205 162ZM231 161V162H230ZM252 161V162H251ZM260 161V162H259ZM3 162V163H2ZM17 162H19V163H17ZM23 162H25L24 163V165H23ZM53 162V163H52ZM54 162H55V164H54ZM67 162L69 163V164H67ZM94 162H96V163H94ZM99 162V163H98ZM107 162H108V164H107ZM125 163V165H123V164H121V163ZM130 162V163H129ZM135 162V163H134ZM144 162V163H143ZM152 162H154V164L156 165V164H160V163H162V171L164 172V176H163V173H162V171H160L161 169H160V167H159V165H157V166H154L155 168H158L159 169V171L157 170V169H155L153 166H152ZM173 162V163H172ZM179 163V164H177V163ZM182 162V163H181ZM186 162H188V163H186ZM195 162V163H194ZM199 162V164H201L200 166H199V164H197ZM205 162V163H204ZM211 162V163H210ZM216 163L215 165H214V163ZM229 162V163H228ZM236 162V163H235ZM238 162V163H237ZM14 164V165H12V166H10L11 164ZM39 163V164H38ZM46 163V164H45ZM57 163H59V165L57 164ZM79 163V164H78ZM80 163H82L83 165H81ZM85 163V164H84ZM89 164V166H91V165H93V166H91V167H94L93 169L90 167L89 168V166L88 167H86V165H88ZM109 163H110V165H109ZM115 163V164H114ZM148 163V164H147ZM168 163V164H167ZM186 163V164H185ZM231 163V164H230ZM246 163H248V164H246ZM5 164H7V167H6V165ZM31 164V165H30ZM41 164V165H40ZM49 166H48V165ZM52 164H54L53 166H52ZM60 164H62V165H60ZM97 164H99V165H97ZM107 164V165H106ZM117 164V165H116ZM127 164V165H126ZM141 166H139V165ZM144 164H147L146 166L144 165ZM153 164V165H154ZM181 164H182V166H181ZM187 165V164H189L188 166H187V168H186V166L185 165ZM191 164V165H190ZM208 164V165H207ZM210 164H212V165H210ZM220 166V168L218 167V165ZM252 164V165H251ZM21 166L22 168H24L23 170L19 167V166ZM28 167H27V166ZM37 165H39V166H37ZM46 165V166H45ZM56 165V166H55ZM101 165V166H100ZM113 167H112V166ZM115 165H116V167H115ZM134 165H137L138 167H136V166H134ZM143 165H144V167H143ZM173 165H175V166H179V168H180V166H181V168L179 169L178 167H175V168H172V166ZM184 165V166H183ZM211 167H210V166ZM216 166V167H214V166ZM222 165V166H221ZM224 165V166H223ZM231 165V166H230ZM234 165V166H233ZM247 165V166H246ZM261 165V166H260ZM15 166L17 167V168H19V169H17V168H15ZM27 167V169H26V167ZM30 166V167H29ZM61 166V167H60ZM76 166V167H75ZM83 166V167H82ZM97 167V169H96V167ZM98 166H99V172H98ZM106 166H108L107 168V170L109 171V174H112V175H107V173H106V171L107 170H105L106 169ZM119 166H120V168H119ZM148 166H152V169L151 168H149ZM165 166H167L168 168H169V170L165 167ZM171 166V167H170ZM191 166V167H190ZM195 166H197V167H195ZM202 166V167H201ZM203 166H204V169L202 170V169H199V167H201V168H203ZM213 166V167H212ZM227 167V169H226V167ZM230 168H229V167ZM241 166V167H240ZM243 166V167H242ZM250 166V167H249ZM260 166V167H259ZM5 167V168H4ZM9 167H10V169L11 170H6V169H9ZM35 167H37V168H35ZM38 167H39V169H38ZM49 169H48V168ZM53 167V168H52ZM77 167H79V168H77ZM81 167V168H80ZM86 167V168H85ZM110 167V168H109ZM115 167V168H114ZM118 167V168H117ZM140 167V168H139ZM143 167V168H142ZM182 167H184V168H182ZM188 167H190V169L191 170H189V168ZM196 168L195 170H199V171H196L195 172V170H194V168ZM208 167H210V169L208 168ZM218 167V168H217ZM251 167H253L254 168V172H253V168H251ZM258 167V168H257ZM4 168V169H3ZM12 168H14L13 169V171H12ZM34 170H33V169ZM44 168H47V169H45L44 170V173H43V169ZM75 168V169H74ZM88 168V169H87ZM101 168V169H100ZM114 168V169H113ZM127 168H129V172L128 173H126V175H125V172H127L128 171V169ZM131 168H133V169H131ZM139 168V169H138ZM145 168H146V171L148 170V168H149V170H148V172H146V176H145V174H143V172L145 173ZM173 170V172H172V170ZM224 168V169H223ZM243 170H242V169ZM17 169V171L19 172V174H18V172L16 171L15 172V170ZM28 169H30V170H28ZM41 169H42V171H41ZM57 169H59V170H57ZM67 169H72L71 171L73 172V170H74V173H72L71 171H68ZM80 171H79V170ZM87 171H86V170ZM95 169V170H94ZM116 170V171H113V170ZM123 169H125V170H123ZM174 169H176V170H174ZM185 169V170H184ZM217 171H216V170ZM222 169L224 170V171H222ZM237 169V170H236ZM248 169V170H247ZM252 169V170H251ZM258 169H259V171H258ZM263 171V172H261V170ZM2 170H3V173H2ZM35 170H37L36 171V173H35ZM40 170V173H37L38 171ZM47 170V171H46ZM48 170H50L49 172H48ZM54 170H56V171H54ZM63 170H64V172H63ZM76 170V171H75ZM90 170H91V172H92V174H91V172H90ZM92 170H94V171H96V173H94V171H92ZM101 170H103V171H101ZM105 170V171H104ZM112 170V171H111ZM118 170H123V171H121L122 172V174L120 173V177H118L119 176V172L120 171H118ZM138 170H140V171H138ZM152 170V172L150 173V171ZM153 170H154V174H153ZM188 170V171H187ZM220 170V171H219ZM240 170V171H239ZM245 170V171H244ZM7 171V173H5ZM12 173H11V172ZM20 171H22V172H20ZM27 171V172H26ZM54 171V173H55V175H54V177L52 176V172ZM62 173H61V172ZM84 171V172H83ZM86 171V172H85ZM134 171V172H133ZM177 171V172H176ZM192 171V172H191ZM194 171V172H193ZM204 171V172H203ZM218 171H219V173H218ZM228 173H227V172ZM232 171V172H231ZM32 172H34L35 173V176H34V178L32 177L33 175H34V173H32ZM46 172H47V174H46ZM57 172V173H56ZM71 172V173H70ZM82 172L84 173V175L82 174ZM111 172V173H110ZM115 172V173H114ZM117 172H118V174H117ZM131 172V173H130ZM132 172H133V174H132ZM136 172H138V173H136ZM142 172V173H141ZM167 172H169L168 174H167ZM172 172V173H171ZM182 172V173H181ZM208 172V173H207ZM211 172V173H210ZM224 173V175H223V173ZM241 172V173H240ZM244 172H245V174H244ZM247 172V173H246ZM249 172V173H248ZM253 172V173H252ZM256 172V173H255ZM258 172H261V176L259 175V173ZM28 173H31V175L32 176H30V174H28ZM42 173V174H41ZM49 173V174H48ZM65 175H64V174ZM68 173H70V175L68 174ZM79 173H81L80 175H82V176H80L79 175ZM88 174V175H86V174ZM98 173H101L102 175H105V176H101L100 174H99V178L97 177V181H96V178H95V176H97L98 175ZM142 175H141V174ZM147 173H148V175H147ZM176 173V174H175ZM180 173H181V175H180ZM184 173H185V175H184ZM222 174V176H224L225 178H226V176H228L229 174H231V175H229V176H232V177H230V178H226V180H225V183H224V178H222V176H221V174ZM225 173H227V175H225ZM233 173V174H232ZM3 174V175H2ZM6 174V175H5ZM10 176L11 174V176L9 177L8 175ZM16 174H17V176L19 175H25L24 177L22 176H20V178H18L17 176H16ZM37 174H38V176H37ZM45 176V177H49V176H51V178L50 179H53V180H55V182L53 181V180H49V178L48 179H46L45 177L43 178L42 176ZM76 174H77V176H76ZM94 174H96V175H94ZM127 174H129L128 176H127ZM137 174H138V176H137ZM150 174V175H149ZM158 174V175H157ZM161 174V175H160ZM174 174V175H173ZM189 174H191V175H189ZM199 176V175H205V174H207L208 176L206 177V178H203V177H205L204 175H203V177L202 176H200L201 178H199L197 175ZM216 174V175H215ZM238 174V175H237ZM246 174H251L250 175V177H254V176H256V177H254V178H256V179H253V177H252V179L251 178H249V175L247 176ZM255 174V175H254ZM5 175V177H3ZM28 175V177H26ZM57 175V176H56ZM59 175V176H58ZM60 175H62V176H60ZM64 175V176H63ZM71 175H73V176H71ZM78 175H79V177H81L80 179L79 178H77L78 177ZM86 175V176H85ZM91 175H94L93 177L95 178L94 180H93V177H92V180H90V178H91ZM107 175V176H106ZM113 175H116L115 177H113ZM125 175V176H124ZM153 175V176H152ZM157 175V176H156ZM176 175V176H175ZM196 176V177H198V178H196V177H192V176ZM214 175V176H213ZM234 175H236L235 177H234ZM246 175V176H245ZM13 176H15V177H17V178H15V177H13ZM41 176V177H40ZM56 176V177H55ZM84 176V177H83ZM101 176V177H100ZM143 176H145V177H143ZM149 176H150V178H149ZM160 176H163V177H161L160 178ZM188 176H190V178L192 177V178H196V179H193L192 181L195 183V181L196 180H199V181H196V182H198L197 184H199V183H202V181H204L203 179H211L210 181L208 180V182H210V184L212 183L213 185H211L210 187H212L213 186V189L215 190V188L214 187H217L216 186V182L215 181H217V184H219V186H218V189L217 190H215V191H217L215 194V196L213 197V196H210V197H204V198H202L203 197V195H204V193H203V191H202V189H201V191H200V189H198L199 188V186L197 185V187H196V183H195V185H194V183L192 182L191 184L192 185H190V180H188V179H190ZM210 176H211V178H210ZM216 176L218 177V178H220V179H222V180H219L218 178L216 179ZM220 176V177H219ZM244 177L245 176V178H242V177ZM8 177H9V179H8ZM13 177V178H12ZM32 179H31V178ZM37 177V178H36ZM53 177V178H52ZM74 177H75V179H74ZM132 177V178H131ZM139 179H138V178ZM142 177V178H141ZM152 177V178H151ZM155 179H154V178ZM179 177H183V178H179ZM185 177V178H184ZM188 177V178H187ZM234 177V178H233ZM22 178H24L23 180H24V182H22L23 180H22ZM41 178V180H39ZM58 178H59V181H58ZM65 178V179H64ZM69 178V179H68ZM122 179L121 181L120 180H118V179ZM149 178V179H148ZM157 178H159L158 180H157ZM173 178V179H172ZM187 178V179H186ZM191 178V179H192ZM213 178H215V179H213ZM242 178V179H241ZM12 179V180H11ZM15 179H17V180H15ZM26 179V180H25ZM33 179H38V180H34L33 181ZM44 179V180H43ZM62 179V180H61ZM73 179V180H72ZM84 179H86V180H84ZM128 179H130V181L128 180ZM132 179H133V181H132ZM136 179V180H135ZM138 179V180H137ZM161 179V180H160ZM164 179V181H162ZM169 179V181H167V180ZM171 179V180H170ZM177 179V180H176ZM183 179V180H182ZM201 179H202V181H201ZM215 180V181H213V180ZM229 179H230V181H229ZM234 179V180H233ZM237 179H240V180H237ZM245 179L247 180V183H245L246 181H245ZM259 179V180H258ZM14 180V181H13ZM30 180H32V181H30ZM47 180H48V182H51L50 184H52V183H54V184H56V185H58L59 186V184H60V186H61V184H63V181H66L67 183H64L63 185V188H64V190H63V188H62V186L60 187H55L56 188V190H55V188L54 187H52L54 184H52L51 185V191H50V184L47 182ZM61 180V181H60ZM67 180H69V181H71L70 183H69V181H67ZM74 180H75V183H74ZM77 180H80L81 181V183L82 184H80V182L79 181H77ZM87 180H89L88 182H87ZM101 180H103V181H101ZM107 180L109 181L108 183H107ZM110 180H112V181H110ZM124 180H126V181H124ZM167 182H166V181ZM174 181V182H171V181ZM188 182V183H186V181ZM232 180H233V182H232ZM242 180H244V181H242ZM248 180H252L251 182L250 181H248ZM255 180V181H254ZM19 181V185H18V182ZM21 181V182H20ZM37 181L39 182V183H37ZM41 181H43V182H41ZM57 181V182H56ZM85 183H83V182ZM94 181V182H93ZM115 181V182H114ZM131 181L132 182H134L135 184H132L131 183ZM141 181V182H140ZM147 181H151L150 183H155V184H157V182H159V184H157L158 186L160 185V184H165L164 182H166V184L163 186V189L164 190H168V192L166 193L164 190H161L162 188H160V186L158 187L157 185H155V186H153V184H150V183H148ZM180 181V182H179ZM182 181V182H181ZM183 181H185V182H183ZM220 181V182H219ZM222 181V182H221ZM237 182L238 181V185H240V186H242V187H238V185H237V183L235 184L234 182ZM243 182V183H240V182ZM258 181V182H257ZM14 182V183H13ZM27 182V183H26ZM41 182V183H40ZM60 182H62V183H60ZM78 182H79V184H78ZM99 184L100 182H101V186L99 187L98 186V184ZM121 184V187H122V191H123V193H122V196H123V201H121L122 200V196H121V200H120V202L121 203H123L124 202V206H122L123 204H121L120 202L119 203H113V204H115V205H113L112 203V205L114 206V207H112V205L109 207V206H107L106 204H104L105 203V201H103L102 199H104L105 198V195L107 194V195H109L110 193H111V191L114 189V192H116V191H119L120 190V184ZM143 182H145V184L143 183ZM160 182H162V183H160ZM171 182V183H170ZM207 181L206 182H204V186H201V184H199L200 185V188L202 187V188H204V187H206V186H208V183ZM229 182V183H228ZM251 183V187L249 186L250 185V183ZM15 183H16V185H15ZM30 183H31V185H30ZM32 183H33V185H32ZM42 183H45V185L47 186H45L44 184H42ZM111 187V188H108L107 187V184ZM116 183H118V185H119V187H117V188H114V187H112V185L113 186H115L116 185ZM125 183H129L128 185H130V184H132L131 186H132V188H131V186H127ZM168 183H170V184H173V183H175V185H177L178 187H177V189L178 190H176L174 187H171L172 185H169ZM259 183V184H260ZM4 184H5V186H4ZM24 184V185H23ZM26 184L28 185L27 186V188L28 189H26ZM35 184L37 185V186H35ZM39 184H40V186H42V188H39L40 186H39ZM76 184V185H75ZM90 184H92L91 186H92V189L91 188H89V187H91L90 186ZM104 184H106V185H104ZM125 185L124 187H123V185ZM138 184H140V185H138ZM152 189L153 188V190H151L149 187H148V189H150L151 190V192L150 191H148V189H147V185ZM205 184H206V186H205ZM214 184H215V186H214ZM223 184V185H222ZM228 184V185H227ZM246 184V185H245ZM264 184V183H263ZM263 184L261 185V187L263 186ZM18 185V186H17ZM21 185H22V190L24 191L25 189L27 190H25V193L23 192H18V191H22L21 190ZM56 185H54V186H56ZM167 185H169L168 187H167ZM180 185L181 186H183V187H185L186 188V186L187 185H189V187H187V188H191L190 186H192V188L191 189H185L184 191H185V194H186V192L188 191L190 194H188L187 193V195L189 196H181L182 195V192H181V189H179L180 188ZM193 185H194V187L197 189V191L195 190V188L193 187ZM221 185V186H220ZM237 185V186H236ZM245 185V186H244ZM257 185V184H256ZM0 186V187H1ZM8 186H11V187H8ZM32 186V187H31ZM35 188H34V187ZM46 187L47 188V190H46V188H43V187ZM76 186V187H75ZM96 186H98V187H96ZM104 186V188H105V186H106V188H108V189H106V190H108L110 193H108V191H106L104 188H102ZM127 186V187H126ZM133 186H135L134 188H136V190L133 188ZM139 186V187H138ZM143 186H145L146 187V189H147V191L145 190V191H143L142 192V194L138 191V190H140L141 189V191H142V189L144 188ZM162 186V185H161ZM223 186V187H222ZM225 186V187H224ZM228 188H227V187ZM4 187H5V190H4ZM8 187V188H7ZM15 187V188H14ZM36 187H38V188H36ZM65 187H67V188H65ZM70 187V188H69ZM79 187H81V188H79ZM82 187H84V189L82 190ZM89 189V192L87 191V188ZM138 187V188H137ZM143 187V188H142ZM155 187V188H154ZM171 187V188H170ZM182 187V188H183ZM220 187V188H219ZM237 187V188H236ZM248 187H250V188H248ZM258 187H260L259 185H258ZM18 188V189H17ZM33 188V189H32ZM72 188H74V189H72ZM75 188H76V190H75ZM96 188H99V189H96ZM127 188V189H126ZM129 188V189H128ZM168 188V189H167ZM169 188H170V190H169ZM173 188H174V190H173ZM208 188H209V186H208ZM224 188V189H223ZM227 188V189H226ZM230 188V189H229ZM234 188V189H233ZM236 188V189H235ZM238 188H240V189H238ZM245 188H247V189H245ZM264 188V187H263ZM7 189H9V190H7ZM10 189H13L12 191H14L16 194H14V192H11L10 191ZM15 189L17 190V191H15ZM20 189V190H19ZM30 189H32V190H30ZM42 189H44L45 190V192H47V194H45V192H44V190L42 191ZM49 189V190H48ZM80 189V190H79ZM91 189V190H90ZM103 189H104V191H103ZM109 189H111V191L109 190ZM130 189L131 190H133L132 192L130 191ZM154 189H156V191L159 193H161L162 195V197L163 198H161L159 195H160V193L158 194V193H156V191L154 190ZM157 189H159V191L157 190ZM193 189V191H191L190 192V190H192ZM212 189V190H213ZM221 189V190H220ZM232 189V190H231ZM244 189V190H243ZM38 190V192H35V191H37ZM60 190V191H59ZM67 190V191H66ZM78 190V191H77ZM85 190H86V192L88 193H86L85 192ZM97 192H96V191ZM99 190V191H98ZM101 190H102V193L104 192L105 193V195H104V197H102V198H100V194H102L101 193ZM121 190H120V193H121ZM127 190H129V191H127ZM179 190H180V192H179ZM213 190V191H214ZM226 190V191H225ZM241 190V191H240ZM5 191V192H4ZM7 191H10V193L9 194H7L6 192ZM29 191V192H28ZM32 191V192H31ZM50 191V192H49ZM69 191V192H68ZM72 191H74V193L72 192ZM124 191H125V193H124ZM136 191V192H135ZM152 191H155V192H152ZM171 191V192H170ZM173 191V192H172ZM212 191V192H213ZM214 191V192H215ZM222 191H223V193L224 194H222ZM236 191V192H235ZM239 191V192H238ZM245 191H247V192H245ZM18 192V193H17ZM28 192V193H27ZM41 192H43L42 194H40ZM49 192V193H48ZM57 192V193H56ZM60 192H62L63 193V195H62V193H60ZM78 192H80V193H82V194H80V193H78ZM85 192V193H84ZM94 192V193H93ZM98 192H100V193H98ZM107 192V193H106ZM129 192H131V193H133L132 194V196L131 197H129V195L131 194H129ZM135 192V193H134ZM139 192V193H138ZM192 192H194V193H192ZM201 192V193H200ZM219 192V193H218ZM237 193V194H233L232 195V193ZM249 192V193H248ZM37 193L39 194V196L37 195ZM95 193H96V195H95ZM98 193V194H97ZM103 193V194H104ZM119 193V192H118ZM150 194L151 195V197H150V195H149V197L148 196H145L146 194ZM155 193V194H154ZM166 193V197L168 196V199H166V197H164L163 196V194H165ZM172 193V194H171ZM174 193H176V194H174ZM196 193V194H195ZM19 194H20V196H19ZM25 194H27V195H25ZM43 194H45L44 196H43ZM60 194H61V196H60ZM67 194V195H66ZM70 196H69V195ZM86 194V196H84ZM89 194H90V197H92V198H89ZM102 194V195H103ZM115 194H117V192L115 193ZM114 194V195H115ZM125 196H127V194H129L128 195V197L129 198H127V197H124V195ZM136 194H138L137 196L140 198V199H147L148 201H149V199H153L154 198V201L153 202H155V201H157V197H155L154 195H158V197H160V198H158L159 200V202L161 201V199L162 200H164V198H165V200L163 201V203H162V201L160 202V203H162V204H160L158 201L156 202V204L155 203H152L151 202V200L149 201V203H150V205L151 206H149V203L148 204H146L148 201L147 200H145V201H147V202H145V204L143 205L142 204V207H147V208H143V209H139V210H136L135 208L137 207V205L135 204V205H133V204H130V203H133V202H135V200H133L134 199V197H137V196H135ZM144 194V195H143ZM153 194V195H152ZM168 194V195H167ZM174 194V195H173ZM179 194V198H178V196L176 197V195H178ZM193 194V195H192ZM194 194H195V196L197 197H195L194 196ZM198 194V195H197ZM202 195V197L200 198V196ZM249 194V195H248ZM6 195V196H5ZM21 195H23V197H25V198H23ZM42 195V196H41ZM55 195H57L56 197H54ZM73 195V196H72ZM94 195V196H93ZM107 195H106V199H108L107 200V202L109 201V198H107ZM113 195V193L112 194H110L109 196H112ZM145 196V198L143 197V196ZM170 195V196H169ZM171 195H173V196H171ZM184 195V194H183ZM190 195H192V196H190ZM200 195V196H199ZM256 195V196H255ZM259 195H260V197H259ZM8 196H10L9 198H7ZM33 196H35V197H33ZM68 196V197H67ZM98 196H99V198H98ZM117 196H119V195H117ZM153 196V197H152ZM175 196V197H174ZM194 196V197H193ZM262 196V197H261ZM5 197V198H4ZM17 197V200H15V198ZM22 197V198H21ZM38 197V198H37ZM40 197V198H39ZM57 197H59V201H58V198ZM61 197H62V199H61ZM78 199H77V198ZM133 197V199H131L130 200V198H132ZM137 197V198H138ZM169 197H171L170 199H169ZM172 197H174V201H181L182 199H184L185 201H187V203H189L190 205H188L187 207H186V211H185V208H182V207H179V208H175L174 207V209H173V207H169V206H167V205H169V201H170V203L171 202H173V201H171V200H173V198ZM186 197L188 198V199H186ZM194 199H193V198ZM200 199H199V198ZM7 198V199H6ZM10 198H11V200L12 201H9L10 200ZM18 198H20V199H18ZM35 198H37V202L35 201ZM52 198H53V200H52ZM64 198H66V199H64ZM72 200H71V199ZM86 198V199H85ZM88 198V199H87ZM94 198V199H93ZM95 198H97V199H95ZM111 198H113V197H111ZM138 198V199H139ZM177 198V199H176ZM239 198V199H238ZM255 198V199H254ZM9 199V200H8ZM26 199H28V200H32L33 202H35V203H33L31 200L30 201H28V200H26ZM34 199V200H33ZM45 199V200H44ZM46 199H48L47 201H46ZM50 199V200H49ZM70 199V200H69ZM91 199H92V201L93 202H95L96 203V200H99V204L98 203H96L95 204V206H94V204H93V202L91 201ZM113 199H115V197L113 198ZM125 199V200H124ZM140 199H139V201L138 200H136L137 202H135V203H138V202H140ZM190 199V200H189ZM191 199H192V201H191ZM200 201H199V200ZM231 199V200H230ZM234 199H237V200H239V201H235L234 202ZM4 200H5V202H4ZM15 200V201H14ZM41 200H42V202H41ZM57 200V201H56ZM69 200V201H68ZM75 200L77 201V202H75ZM85 200V202H83ZM87 200H88V202H87ZM112 200V199H111ZM194 200H195V202H194ZM220 200V201H219ZM221 200L223 201V200H225V201H223V203L221 202ZM227 200V201H226ZM9 201V203H6V202H8ZM20 201H21V203H22V205H20L19 203H20ZM44 201V202H43ZM48 203H46V202ZM51 201H53L52 203H50ZM56 203H55V202ZM62 201V202H61ZM65 201V202H64ZM68 201V202H67ZM70 201H72V202H70ZM75 203H74V202ZM167 201V202H166ZM196 201H198V204H197V202ZM229 201H230V203H229ZM232 201H233V203H232ZM242 201V202H241ZM12 202H13V204H12ZM19 202V203H18ZM25 202H28V205L25 203ZM70 202V203H69ZM82 202V203H81ZM90 202V203H89ZM112 202H113V200H112ZM128 203V204H126V203ZM130 202V203H129ZM165 202H166V205H165ZM184 202V201H183ZM191 202V203H190ZM193 202H194V204H193ZM209 202V203H208ZM213 202H215V203H213ZM216 202H218V203H216ZM227 203V206H225V203ZM247 202V203H246ZM256 202H259L257 205L255 204ZM260 202H262V203H260ZM2 203H4V204H2ZM18 203V204H17ZM31 203H33V204H31ZM40 203H41V205L43 206H41L40 205ZM55 203V205H57V206H55V205H53ZM67 203V204H66ZM73 203V204H72ZM80 203L82 204V205H80ZM85 203V204H84ZM103 205H102V204ZM205 203V204H204ZM215 204L214 206H213V204ZM250 203V204H249ZM18 206H17V205ZM39 204V205H38ZM45 204V205H44ZM64 204H66V206L64 205ZM72 206H71V205ZM75 204H77L76 206H74ZM84 204V205H83ZM88 204H90V205H88ZM127 206H126V205ZM129 204H130V206L132 207V206H136L135 208H131L130 206H129ZM153 204H155L154 206H153ZM164 204V205H163ZM196 204V206L194 207V205ZM202 204H204V207L202 206ZM211 205V206H208V205ZM217 204H219L218 206H216ZM244 204V205H243ZM7 205H9V206H7ZM10 205H14V206H10ZM20 205V206H19ZM25 205H27V207L25 208ZM48 205H50V206H48ZM53 205V206H52ZM79 205V206H78ZM87 207H86V206ZM92 205H93V207H92ZM100 205H102V206H100ZM116 205H118L117 206V208L118 207H120V206H122L123 208L125 207H128V208H126V209H124L125 211H127L128 210V212H124L121 208H115V206ZM139 205V204H138ZM156 205L159 207V205H160V207L163 209V210H165V209H167V210H165V211H163L161 208H160V210H155V209H159V208H154V207H156ZM205 205H206V207H208V208H206L205 207ZM221 205H224L225 207H223V206H221ZM229 205V206H228ZM247 205V206H246ZM251 205V206H250ZM259 205H261V206H259ZM24 208H23V207ZM30 206V207H29ZM65 206V207H64ZM77 206H78V208H77ZM83 206H85V207H83ZM97 206V207H96ZM105 206V207H104ZM167 206V207H166ZM232 206V207H231ZM236 206V207H235ZM22 207V208H21ZM49 209L48 211H50L48 214L45 212L46 211V209L47 208ZM56 207H58V208H56ZM96 207V208H95ZM109 208L108 209V211L109 212H111L112 210H111V207H112V209L114 208V209H116V210H119L120 209V211L122 210V214L124 215H121V212H120V216L117 214V213H119V211L117 212V213H115L116 215H114L115 217H113V212H111V214L109 213V216L107 217L106 216V214H107V211L105 212L106 214H103V209L102 208ZM149 207H151V209L153 208L155 211H156V213L153 211V209L151 210V209H149ZM165 209H164V208ZM202 209V208H205L204 210H201L200 208ZM224 208L225 209V211H226V209H227V211L225 212L223 209H221V208ZM234 207V208H233ZM239 207V208H238ZM252 207H254V208H252ZM257 207L258 208H260V209H257ZM9 208H10V210H11V212L9 211ZM13 210H12V209ZM39 211H35L36 209ZM42 208V209H41ZM46 208V209H45ZM53 208H55V210L53 209ZM64 208V209H63ZM65 208H67L66 209V212L68 211V214L66 213V212H64L65 211ZM73 208V209H72ZM78 210H77V209ZM84 208V209H83ZM134 210V211H136L135 213L131 210ZM138 208H140V205H139V207ZM137 208V209H138ZM171 208H172V211H171ZM221 210H220V209ZM263 208V209H262ZM0 209V210H1ZM31 209V210H30ZM41 209V210H40ZM54 210V212H53V210ZM56 209H60V210H57L56 211ZM69 209H70V211H71V209H72V211L71 212H73V213H71L70 211H69ZM76 209V210H75ZM86 209H88V210H86ZM102 209V210H101ZM130 209V210H129ZM149 210V212H147L148 210ZM179 209V210H178ZM228 209H230L231 211H228ZM235 209L238 211V210H242L243 209V212H244V215L242 214L243 212L241 211H239V212H237V211H235ZM248 209H250V212H249V210ZM19 210V211H18ZM32 210H34V211H32ZM73 210H75V211H77V213H75V211H73ZM83 210L86 212H83ZM92 210V211H91ZM101 210V211H100ZM107 210V209H106ZM140 210H141V212H140ZM145 210H146V212H145ZM163 212H162V211ZM174 210V211H173ZM189 210H192V211H189ZM201 210V211H200ZM209 210V211H208ZM218 210H220V211H218ZM233 210V211H232ZM247 210V211H246ZM260 212H259V211ZM14 211V213H12ZM23 211V212H22ZM42 211V212H41ZM62 211H63V213H62ZM80 211V212H79ZM87 211H89L88 213H87ZM96 211V212H95ZM102 212V213H100V212ZM105 211V210H104ZM129 211H131V212H129ZM138 211V212H137ZM153 213H155V214H153ZM162 213H161V212ZM171 211V212H170ZM197 211H199L200 212V214H199V212H197ZM205 211V212H204ZM207 211V212H206ZM246 211V212H245ZM258 212V213H256V212ZM6 212V213H5ZM32 212H34L33 214H32ZM36 212H38V214H39V216H38V214L36 213ZM40 212H41V214H40ZM69 212H70V215H69ZM92 212H94L93 214H92ZM140 212V213H139ZM145 212V214H144V216H143V214H141V213H144ZM172 212H174V213H172ZM198 213V217H197V213ZM214 214V215H216V216H214L212 213ZM219 212V213H218ZM223 212V213H222ZM235 214H234V213ZM253 212V213H252ZM256 214H255V213ZM2 213V214H1ZM10 213V214H9ZM43 213V214H42ZM55 213H57V215H59V216H57ZM137 213H138V216H137ZM149 214V215H147L146 216V214ZM160 213V214H159ZM202 213V214H201ZM208 213H211L210 215L208 214ZM223 214L222 216H221V214ZM225 213H227V214H225ZM232 213H233V215H232ZM252 213V215H250ZM50 214V215H49ZM64 214V215H63ZM89 214V215H88ZM101 214H103V215H101ZM133 214H135V215H133ZM139 214H140V216H139ZM205 214H207V215H205ZM243 215L245 218H243V216H240V215ZM258 214V215H257ZM3 215V216H2ZM23 215V216H22ZM44 215H45V217L47 218H45L44 217ZM93 215V216H92ZM96 215V216H95ZM111 215H112V217H111ZM121 218V220H120V218L118 217V216ZM128 215H130L129 217H128ZM133 215V216H132ZM142 215V216H141ZM154 215V216H153ZM157 217H156V216ZM159 215V216H158ZM192 215H195V216H192ZM227 215V216H226ZM235 215V216H234ZM246 215V216H245ZM260 215H262V216H260ZM16 216V217H15ZM18 216H20V218L18 217ZM66 216V217H65ZM78 216V217H77ZM79 216H81V217H79ZM96 218H95V217ZM100 216V217H99ZM122 216V217H121ZM127 216V217H126ZM172 219V220H174L176 223H174V221H172L169 217ZM176 216L179 218H176ZM190 216V217H189ZM204 218H203V217ZM210 216V218H208ZM220 216V217H219ZM232 216V217H231ZM237 216V217H236ZM22 217H25V218H22ZM40 217H42V218H40ZM44 217V218H43ZM53 217H55V218H53ZM68 217V218H67ZM73 217V218H72ZM88 217V218H87ZM111 217V218H110ZM133 218L134 219V221L136 220V219H138V220H140V222L138 221V220H136V223H138L137 225H138V227L137 226H135V227H132V229L131 228H127V227H125V229L124 228H122V227H124V226H127V225H125V223H124V221L126 220V219H128L129 218V220H130V218ZM141 217H144V219L142 218L141 219ZM152 218L151 220H150V218ZM169 218V219H167V218ZM185 217V218H184ZM186 217H187V220L188 219H190L191 217H193V218H191L190 219V221L188 220V221H186ZM195 217V218H194ZM199 217H200V220L201 219H203L202 221H200L199 220ZM219 217V218H218ZM222 217V218H221ZM234 217V218H233ZM239 217H241V220H240V218ZM8 218V219H7ZM12 218V219H11ZM18 218V219H17ZM30 218H31V220H33V221H30ZM90 218V219H89ZM104 218H105V220H104ZM108 220H107V219ZM114 218V219H113ZM116 218H118V221H117V219ZM126 218V219H125ZM131 218V219H132ZM165 219V222H164V219ZM184 218V219H183ZM226 218H228L230 221H232V222H230L228 219H227V221H226ZM248 220H247V219ZM260 218V219H259ZM9 219H11V220H9ZM16 219V220H15ZM24 219V220H23ZM43 219V220H42ZM77 219V220H76ZM96 219V220H95ZM101 219H103V220H101ZM124 221H123V220ZM132 219V220H133ZM146 219L147 220H149L150 221V223L148 222L147 223V221H146ZM163 219V220H162ZM194 219H196L195 221H194ZM218 219V220H217ZM222 219H223V221H222ZM235 219V220H234ZM244 219V221L245 222H242V220ZM255 219V220H254ZM69 220H72V221H69ZM73 220H75V221H73ZM83 220H84V222H83ZM111 220V221H110ZM144 220H145V222H144ZM158 220V222H156ZM180 220V221H179ZM183 220V221H182ZM185 220V221H184ZM223 222H221V221ZM248 222H247V221ZM261 220V221H260ZM55 221V222H54ZM58 221H60V222H58ZM62 221V222H61ZM101 221V222H100ZM162 221V222H161ZM192 221V222H191ZM219 221H220V223H219ZM238 221V222H237ZM240 221V222H239ZM69 222V223H68ZM86 222V223H85ZM94 222V223H93ZM106 222H107V224H106ZM109 222V223H108ZM122 222V223H121ZM143 222H144V224H143ZM160 222V224H158L157 225V223H159ZM170 222H172L170 225H169V223ZM185 222V223H184ZM193 222H195V223H193ZM3 223V224H2ZM33 223V224H32ZM94 224L93 226H91L92 228H90V224ZM105 223V224H104ZM115 223V224H114ZM118 223V224H117ZM121 223V224H120ZM145 223H147L146 225H145ZM168 223V225H167V227H166V224ZM180 223V224H179ZM253 223V224H252ZM5 224V225H4ZM9 225V227H8V225ZM57 224V225H56ZM98 224H100V225H98ZM108 224H109V226H108ZM143 224V225H142ZM173 224V225H172ZM175 224V225H174ZM183 224V225H182ZM193 224V225H192ZM221 224V225H220ZM259 224V225H258ZM262 224H263V226H262ZM28 227H27V226ZM33 225V226H32ZM35 225V226H34ZM87 225H88V228H87ZM97 225V226H96ZM121 225H123L122 227L119 226ZM176 226V227H170V226ZM182 225V226H181ZM3 226V227H2ZM7 226V228L8 229H6L5 227ZM11 226V227H10ZM15 226V227H14ZM19 226H21L20 228H22V229H20L19 228ZM111 226V227H110ZM112 226H114V228L112 227ZM115 226H118V228L117 227H115ZM155 226V227H154ZM159 227V229H157V227ZM161 226V227H160ZM165 226V227H164ZM168 226H169V228H168ZM196 226H197V228L198 229H196ZM248 226V227H247ZM251 226V227H250ZM255 226H257V227H255ZM17 227V228H16ZM80 227V228H79ZM81 227H82V229H81ZM96 227V228H95ZM144 227V228H143ZM154 227V228H153ZM163 227V228H162ZM183 227V228H182ZM200 227V228H199ZM1 228H2V231H1ZM3 228H5L7 231L6 232H4L5 231V229H3ZM78 228V229H77ZM90 228V229H89ZM102 228H103V230H102ZM104 228H106V229H104ZM116 228V229H115ZM134 228V229H133ZM171 228V229H170ZM173 228V229H172ZM195 228V229H194ZM251 230H250V229ZM263 228V230H262V232H261V229ZM14 229V230H13ZM89 229V230H88ZM96 229V230H95ZM112 229V230H111ZM114 229V230H113ZM118 229V230H117ZM155 229H157V230H155ZM160 229H161V231H160ZM168 229V230H167ZM248 229H249V231H248ZM260 229V230H259ZM4 230V231H3ZM45 232H44V231ZM70 230V231H69ZM123 230H125V231H123ZM131 230V231H130ZM145 230V231H144ZM149 230H151L150 232H149ZM153 230V231H152ZM166 230V231H165ZM10 231V232H9ZM42 231V232H41ZM50 231V232H49ZM15 232V233H14ZM26 232V233H25ZM30 232V233H29ZM49 232V233H48ZM141 232V233H140ZM149 232V234H150V236H149V234H147ZM152 232V233H151ZM158 232V233H157ZM160 232H161V237H160ZM164 232V233H163ZM167 234H166V233ZM226 232V234H223V233H225ZM256 234H255V233ZM19 233V234H18ZM23 233V234H22ZM36 233H38V234H36ZM40 233V234H39ZM136 233V234H135ZM138 233V234H137ZM144 234V236H143V234ZM171 233V234H170ZM17 234H18V237H17ZM103 234H104V236H103ZM129 234H130V236H129ZM132 234H134V236H132ZM152 234H153V236H152ZM156 234H157V237H156ZM219 234H221V236H219ZM222 234H223V236H222ZM248 234H249V236H248ZM258 234H260V235H258ZM51 235V236H50ZM11 236V237H10ZM124 236H126V237H124ZM128 236V237H127ZM140 238H139V237ZM143 236V237H142ZM252 236V237H251ZM4 237V238H3ZM17 237V238H16ZM33 237V238H32ZM98 237V238H97ZM131 237V238H130ZM134 237V238H133ZM137 237V238H136ZM11 238H12V240H11ZM83 238V239H82ZM86 238H88V239H86ZM93 238V239H92ZM97 238V239H96ZM122 238V239H121ZM125 239V241H123L124 239ZM128 238V239H127ZM226 238V239H225ZM82 239V240H81ZM94 240V241H92V240ZM101 239V240H100ZM115 239V240H114ZM120 239H121V241H120ZM225 239V240H224ZM7 240H9L8 242H6ZM27 240V241H26ZM36 240V241H35ZM59 240V241H58ZM70 240V241H69ZM80 240V241H79ZM87 240H88V242H87ZM100 240V241H99ZM223 240V241H222ZM19 241V242H18ZM26 241V242H25ZM42 241V242H41ZM103 241V242H102ZM106 241V242H105ZM110 241V242H109ZM174 241H176V242H174ZM192 241V242H191ZM194 241V242H193ZM4 242H6V243H4ZM11 242V243H10ZM22 244H21V243ZM76 242H77V244H76ZM79 242V243H78ZM112 242V243H111ZM119 242H121L120 244H119ZM133 242H134V244H133ZM142 242V243H141ZM177 242H178V244H177ZM204 242V243H203ZM223 242V243H222ZM226 242V243H225ZM19 245H18V244ZM26 243H27V245L28 244H30V246L29 247H31V250H30V248H28V246L26 245ZM57 243V244H56ZM129 243V244H128ZM155 243V244H154ZM175 243V244H174ZM181 243H183V244H181ZM202 243V244H201ZM7 244V245H6ZM16 244V245H15ZM31 244L33 245V246H31ZM34 244H36L35 246H34ZM51 244L53 245V246H51ZM72 244V245H71ZM122 244V245H121ZM131 244V245H130ZM141 244V245H140ZM151 244H153V245H151ZM157 244L159 245V247H157ZM11 245L13 246V247H18L17 249L16 248H11ZM23 245V246H22ZM44 245V246H43ZM61 245H63V246H61ZM74 245V246H73ZM87 245V246H86ZM119 245V246H118ZM134 245V246H133ZM143 245H144V247H143ZM150 245V247H148ZM252 245V247H250ZM254 245H255V247H254ZM27 246V247H26ZM38 246H39V248H38ZM41 246V247H40ZM117 246H118V248H117ZM122 246H123V248H122ZM157 248H156V247ZM209 248H208V247ZM217 246V247H216ZM25 247V248H24ZM56 247V248H55ZM65 247V248H64ZM92 247V248H91ZM99 247V248H98ZM121 249H120V248ZM148 247V248H147ZM151 247H154V248H152V250L150 251V250H148L149 248H151ZM180 247V248H179ZM183 247V248H182ZM204 247V248H203ZM207 247V248H206ZM257 247V248H256ZM259 247H262V248H259ZM26 248H27V250H26ZM34 248V249H33ZM43 248V249H42ZM53 248V249H52ZM58 248V249H57ZM70 248V249H69ZM84 248V249H83ZM91 248V249H90ZM98 248V250H96V249ZM116 248V249H115ZM141 249V251H139L140 249ZM144 248H147V250L146 249H144ZM180 250H179V249ZM211 248V249H210ZM221 248V249H220ZM246 248V249H245ZM23 249V250H22ZM29 249V250H28ZM87 251H86V250ZM92 249H94V251H96V253L94 252V251H92ZM103 249V250H102ZM108 249V250H107ZM124 249V250H123ZM130 249H133V250H130ZM175 249V250H174ZM179 251H178V250ZM209 249V250H208ZM228 249V250H227ZM238 249V250H237ZM251 249V250H250ZM12 250V251H11ZM14 250L16 251V252H14ZM83 252H82V251ZM112 250V251H111ZM120 250V251H119ZM123 250V251H122ZM189 250V251H188ZM210 250H212L211 252H210ZM219 250V251H218ZM253 250V251H252ZM257 250V251H256ZM258 250H260V251H258ZM5 251H7V252H5ZM10 251V252H9ZM37 251V252H36ZM53 251V252H52ZM99 252V254H98V252ZM101 251H103V252H101ZM105 251H107V252H105ZM131 251H133V253L131 252ZM145 251V252H144ZM147 251V252H146ZM174 251V252H173ZM184 251V252H183ZM187 251V252H186ZM201 251V252H200ZM9 252V253H8ZM14 252V253H13ZM23 252V253H24ZM68 252V253H67ZM111 252V253H110ZM126 252V253H125ZM129 252V253H128ZM140 252V253H139ZM149 252V253H148ZM175 252H177V254L175 253ZM205 252V253H204ZM254 252V253H253ZM257 252V253H256ZM259 252V253H258ZM4 253H6V254H4ZM17 253V254H18ZM32 253V254H31ZM92 253V254H91ZM101 253V254H100ZM106 253V254H105ZM109 253H110V255H109ZM145 253V254H144ZM174 253V254H173ZM188 253V254H187ZM200 253V254H199ZM210 253V254H209ZM248 253V254H247ZM249 253H250V255H249ZM252 253V254H251ZM0 254V255H1ZM13 254V255H12ZM39 254H40V256H39ZM62 254V255H61ZM66 254V255H65ZM84 254V255H83ZM104 256H103V255ZM113 256H112V255ZM128 254V255H127ZM135 254H137V255H135ZM148 254V255H147ZM202 254V255H201ZM204 254V255H203ZM4 255H6V256H4ZM45 255V256H44ZM50 255V256H49ZM51 255H54V256H52L51 257ZM68 255L71 257V255H72V259L70 258V257H68ZM85 255L87 256V257H85ZM109 255V256H108ZM150 255V256H149ZM262 257H260V256ZM5 258H4V257ZM12 258H11V257ZM33 256V257H32ZM47 256V257H46ZM49 256V257H48ZM59 256V257H58ZM60 256L62 257V258H60ZM107 256V257H106ZM142 256V257H141ZM147 256V257H146ZM206 256V257H205ZM233 256V257H232ZM250 256V257H249ZM4 259H3V258ZM9 257V258H8ZM36 257V258H35ZM41 257V258H40ZM58 259H57V258ZM92 257V258H91ZM108 257H110V258H108ZM116 257V258H115ZM148 257H150V258H148ZM202 257V258H201ZM231 257V258H230ZM245 257V258H244ZM246 257H247V259H246ZM252 257V258H251ZM259 257V258H258ZM8 258V259H7ZM34 258V259H33ZM37 258H38V260H37ZM53 258H55V259H53ZM67 258H69V259H67ZM73 258H75V259H73ZM94 258V259H93ZM115 258V259H114ZM119 258V259H118ZM124 260L125 258V260L123 261L122 259ZM141 258V259H140ZM147 258V259H146ZM161 258V259H160ZM163 258V259H162ZM167 258V259H166ZM175 258V259H174ZM183 258V259H182ZM230 258V259H229ZM253 258H255V259H253ZM5 259H7V261L5 260ZM33 259V260H32ZM66 260L65 262L63 261V263L62 262H60V260ZM71 259V260H70ZM85 259V260H84ZM108 259V260H107ZM198 259V260H197ZM200 259V260H199ZM235 259V260H234ZM241 259V260H240ZM4 260V261H3ZM9 260V261H8ZM34 260H36V262H34ZM77 260V261H76ZM104 260H106V261H104ZM111 260V261H110ZM114 262H113V261ZM121 260V261H120ZM163 260H166L165 262L163 261ZM210 260H212V261H210ZM219 262H218V261ZM222 260V261H221ZM224 260H226V261H224ZM251 260H252V262H251ZM263 260V261H262ZM33 261V262H32ZM75 262V263H73V262ZM81 261V262H80ZM109 261L111 262V263H109ZM116 261V262H115ZM126 261V262H125ZM136 261V262H135ZM157 261V262H156ZM186 261V262H185ZM210 261V262H209ZM218 263H217V262ZM224 261V262H223ZM57 262V263H56ZM78 262V263H77ZM128 262V263H127ZM132 262V263H131ZM142 262V263H141ZM168 262V263H167ZM172 262V263H173ZM206 262V263H205ZM228 262V263H227ZM235 262V263H234ZM244 262V263H243ZM263 262V263H262ZM197 263V264H198ZM252 263V264H253Z\"/></svg>","mask_w":264,"mask_h":264},{"label":"bare ground","instance_id":"6f19581e","mask_svg":"<svg viewBox=\"0 0 264 264\" xmlns=\"http://www.w3.org/2000/svg\"><path fill=\"white\" fill-rule=\"evenodd\" d=\"M181 1H182V3H181ZM181 1H180V2L178 1V2H177V0H11V1H10V0H0V44H1V45L4 44L2 48L8 46V49H9V47L11 48V46H12V43H10V42H13V40H16V39L18 40V37H19V40L21 41V42H20V41H19V42L22 43L23 40H24V38H25L26 36H27V38L30 36V37H29L30 39H27V40H24V41H28V40H29V41H30V40H31V41H32V40H33V41H38V38H39V37H40L39 39L42 40L41 36H44V37H45V40H47L46 38H49V37H46V36H49V35L51 34L50 37H55V36H56V38H58V36H59V37L66 38V39L68 38L69 42H71V43H75V46H77L76 44H77L78 42H81V41H79L80 39L83 40L82 45H81L80 43H78V44H80L81 46H84V47H83L84 53L82 52V56H83V55H85V56L87 55V56H88V54H89L88 51H90V50H92L93 48H95V47H93L92 44H94L96 40H97V41H96V44H97V42L99 41V39H98L99 36H100V39H101V37H104V38H102L101 42L103 41V39H105V35H106V34H108V36H110V34H111L112 32H111V31H106V32H105L106 29H113V28H114V29H118L119 27H121V25H119V26H118V25H115L116 28H115V26H114V22H115V21H118V20H116V19L119 18V17H120V19H121V17H123V21H126L125 19H128V18L132 19L130 16H135V18L133 17V21H130V19H128V20L132 23V25L136 23V22H134L135 20L138 21V22H139V25H137V23H136V25H134V26H135V27L137 26V29H138V31H139L140 29H141V30L143 29V27L140 28V27H141L140 25L142 24L141 22H143V23L145 22V21H142V18L145 17V15H148L149 17H150V15H151V18H153L152 15H154V19L156 18V20H158V18H160V17H161V18L163 17V19L160 18V19H161V22H163V20L165 19V18H164L165 16H166V19H167L169 16L172 17V15L174 14V15H173V17H174V16L177 14V12L180 11V12L178 13V15H177L178 17H180V16H182L183 13H187V14H188L189 12H186V11L189 10V8H190L189 11H191V8H196L198 11H200V13L202 12V14H203L202 16L200 15V13H199V16H197V15H198V14H197V13H198L197 11H196L197 13H196V12H193V11H195L196 9H193V11H191V12L189 13V15H190L191 13H194L193 15H195V16H193V15H192V16H187V14L184 15L185 18H186V16H187V17L189 18V20H192V21H190V24H189V23H188V24L185 23L186 21L184 22L185 24H187L186 27H190V28H188V29H190V30L187 31V32H191L192 37H196V38L192 39V42H193L192 45L195 44V46H196V44H197L198 46L201 45V46H203V47H204V46H205V47H209L210 49H207V50H209V51L212 52V53H211V52L208 51V52H209V55H210L209 58H211V60H212L211 62H213L212 64L215 65L217 62L220 63V61H222V64H216V65H220V66L218 67V71L221 72V69H223L224 71H227V73H228V70H229V69H228L227 67H229V68H230V67H233L231 64L228 65V63H232V64H234V63H233V62H227V61H230V60L232 61V60L235 59V58H239L240 56H237L238 54L241 55V51H239V50H241V49L239 48V44H241V43L243 44V43H244L243 45H246V44L248 43V41H249V44H250V40H255V41H256V39H257V40L260 39V38H255V39H253L252 37H248L249 35L251 36V33L253 34V33H255V32L257 31V30H256L257 28L255 29V27H257V26L259 27V26H260V24H257V23L254 22L257 18H256V19L253 18L254 21H253V20L249 21V20H248L247 18H245V17H249V19H251L252 16L254 17V15H253L254 13H255V15H256V14H261V13L263 14V13H264V0H228V1L230 2V4L228 3L227 0H225L226 2H225V1H222V0H213V1L211 0L210 3H208L209 1L206 2V0H201V1L197 4V3H195V2H196V0H195V2H192V3H193V4H192V7H190L191 4H190V6H189V5L185 2V1H188V0H185V1H184V0H181ZM190 1H191V0H190ZM188 2H189V1H188ZM211 2H212V3H211ZM221 2H223V3L225 2V4H224L225 6L221 5ZM194 3H195V4H194ZM223 3H222V4H223ZM227 3H228V4H227ZM231 3H232V4H231ZM240 3H241V5H240ZM177 4H178V5L181 4L182 7H178ZM182 4H183V5H182ZM196 4H197V5H196ZM226 4H227V5H226ZM233 4H236V5H233ZM194 5H196V7H193ZM221 6H222V8H224V7L227 8L228 6H230V7L227 8V10H231V11H233V12H234V15L232 14L233 12L231 13V11H230V13H229V11H227L225 8L219 10V7H221ZM232 6H233V7H232ZM234 6H235V7H234ZM231 7H232V8H231ZM180 8H181V9H180ZM233 8H234V9H233ZM232 9H233V10H232ZM222 10H224V12H223ZM225 10H226L229 14H228V13H225V12H226ZM183 11H185V12H183ZM132 13H133V15H132ZM195 13H196V14H195ZM156 14H159V15H161V16H157ZM238 14H239V15H238ZM241 14H242V15H241ZM250 14H251V15H250ZM137 15H138V16L141 15V16H143V17H140V16H139V18H138L139 20H137V17H138ZM155 15H156L157 17H156ZM249 15H250L251 17H250ZM263 15H264V14H263ZM263 15H262V16H263ZM126 16H127V17H126ZM136 16H137V17H136ZM148 16H146V17H148ZM184 16H182L181 19L184 18ZM124 17H126V18L124 19ZM146 17H145L143 20H146ZM173 17H172V18H173ZM190 17H192L193 19L190 18ZM258 17L260 18V15H259ZM140 18H141V19H140ZM151 18H150V19H151ZM172 18H171V19H172ZM174 18H175V17H174ZM174 18H173V20H174ZM185 18H184V19H185ZM120 19H119L120 22H119V21L116 22L117 24L120 23V24H122V26L126 25V28H127V29H129V28L132 27V26H130L131 24L129 23V21H126L125 24H123V23H121V22H123V21H121ZM134 19H135V20H134ZM148 19H149V18H148ZM148 19L146 20V22L151 21V23L153 22V24H155L154 21H152V19L149 20V21H148ZM168 19H169V18H168ZM171 19H170V20H171ZM178 19H179V21H180V18H178ZM184 19H183V21H184ZM186 19H187V18H186ZM261 19H264V18L261 17ZM261 19H257V20H259L260 22L263 23V20H261ZM110 20H112V22H111ZM140 20H141V21H140ZM175 20H176V19H175ZM189 20L187 19V21H189ZM113 21H114V22H113ZM159 21H160V20H158L157 22L155 21V22L158 24ZM164 21H165V20H164ZM168 21H169V20H167V22L165 21L164 23L167 24ZM171 21H172V20H171ZM171 21H169V22L172 23ZM179 21H178V22H179ZM183 21H182V22H183ZM259 21H258V23H260ZM109 22L113 23V25H111ZM146 22H145V23H146ZM161 22H160V24H158V25H161ZM176 22H177V21H176ZM127 23H128V24H127ZM145 23H144V25H146ZM164 23H162V25H161V26H163V28H165V26H168V25H169V24L164 25ZM174 23H175V22H174ZM108 24H109V25H108ZM149 24H150V23H149ZM149 24H148V28H147V29L144 27L147 31H148V30H151L152 28L149 29V27L153 26V25H150V26H149ZM176 24H177V23H176ZM180 24H181V23H180ZM182 24H183V23H182ZM185 24H184V26H185ZM263 24H264V23H263ZM110 25H111V28H108V26H110ZM142 25H143V24H142ZM170 25H171V24H170ZM170 25H169V26H170ZM172 25H173V24H172ZM172 25H171V26H172ZM174 25H175V24H174ZM174 25H173V26H174ZM113 26H114V27H113ZM117 26H118V27H117ZM127 26H128V27L130 26V27L128 28ZM138 26H139L140 29L138 28ZM155 26L157 27V25H154L153 27H155ZM169 26H168V27H169ZM178 26H179V25H178ZM181 26H182V25H181ZM124 27H125V26H124ZM124 27H122V28H123V32H122V28L117 30V31L120 32V36L123 35V34L125 33L124 31H126V33H127V31H128L126 28L124 29ZM135 27H132V28L134 29ZM156 27H155V28H156ZM175 27H176V26H175ZM182 27H183V26H182ZM192 27H193V29H192ZM132 28H131V29H132ZM159 28H160V26H159ZM183 28L185 29V27H183ZM260 28H262V29H263L262 31H264L263 26H261ZM133 29H132V30H133ZM137 29L135 28L134 30L137 31ZM153 29H154V28H153ZM157 29H158V28H157ZM157 29H156V31H157ZM179 29H180V28H179ZM184 29H183V30H184ZM59 30H60V31H59ZM120 30H121V31H120ZM129 30H130V29H129ZM132 30H131V32H130L131 35H132ZM134 30H133V35H135L134 37H135L136 39H135V38H133V39H135V40H132L131 35H130L129 33H127V35H128V34L130 35L129 37H130V39L132 40L131 44L133 43V41L136 42V40H137L138 37L140 36V35H139V32H137L138 35H139V36L137 37V36H136L137 33H136V31L134 32ZM166 30L169 31V28H168V29L166 28ZM166 30H165V31H166ZM173 30H174V29H173ZM180 30H181V29H180ZM183 30H182V31H183ZM255 30H256V31H255ZM58 31H59V32H58ZM101 31H102V32L104 31L105 33L103 32V35H102V32H101ZM112 31H115V30H112ZM151 31H154V32H151V33L148 32V33H150V34H152V33H153V34H154V33H155V34H156V33L158 34V33H159V34H160V33L163 32L164 30H162V31L159 30L158 32H155V29H154V30H151ZM160 31H161V32H160ZM165 31H164L163 35L167 32V31H166V32H165ZM175 31H176V30H175ZM182 31L180 32V34L183 33ZM258 31H259V29H258ZM99 32H100V34H101L102 36L98 34ZM108 32H110V33H108ZM119 32H118V33H119ZM121 32H122V33H121ZM142 32L144 33V29L142 30ZM169 32H170V31H169ZM169 32H167L166 34H168ZM187 32H186V34H187ZM236 32H239V33H236ZM260 32H261V31H260ZM126 33H125V34H126ZM140 33H141V32H140ZM171 33H172V32H171ZM171 33H170V34H171ZM174 33L176 34L177 31L174 32ZM235 33H236V34H235ZM96 34H97V35H96ZM114 34H117V33H113V34H111V35H114ZM125 34H124V35H125ZM144 34H145V33H144ZM144 34H143V35H144ZM150 34H145L146 36L144 35V36H145L144 38L147 37L146 39H148V38H149L148 35H150ZM153 34H152V35H153ZM177 34H178V33H177ZM180 34H178V35H176V36L178 37ZM189 34H190V33H189ZM241 34H242V35H241ZM256 34H257V33H256ZM259 34H260V33H259ZM259 34H258V35H259ZM262 34H263V33H262ZM23 35H25L24 38H23ZM54 35H55V36H54ZM75 35H77V39H75L76 41H74V38H73V36H75ZM90 35H92L93 37H91ZM94 35H96V37H94ZM143 35H142V33H141V36H142V37H143ZM182 35H183V34H182ZM197 35H199V36H197ZM233 35H235L236 37L234 36V38H231V37H233ZM245 35H246L247 37H246ZM88 36H90L93 40H94V38H97V39L94 40V42H93V40H92V44L90 43V44L92 45V47H93L92 49H90V47H89L90 44L88 45L89 48L85 45L86 41H87L88 38H89ZM117 36H119V35L117 34ZM117 36H116V35L113 36V37H116V38H117V40H116L117 42L115 41L114 38H112V39L114 40V44H113V45H112V42H113V41H112V40L110 39V37H109V39H110L111 42L109 41L110 43L107 42V44L109 43V44L112 45V46H111V47H110V46H107V48H108V47L112 48V47L115 45V43H116V45L119 46V49L121 50L120 46H122V44H119V45H118V42H119L118 39H119V38H123V36H122V37H117ZM125 36H126V35H125ZM160 36H161V35H159V37H160ZM173 36H174V35H173ZM187 36H188V34H187ZM240 36H241V37L245 36V37L242 39V38H240ZM254 36H255V35H254ZM256 36H257V35H256ZM261 36H262V35H261ZM261 36H259V37H261ZM20 37H21V38H20ZM111 37H112V36H111ZM132 37H133V36H132ZM162 37H163V36H162ZM177 37H176V38H177ZM179 37H181V36H179ZM184 37H185V36H184ZM22 38H23V39H22ZM144 38H143V39H144ZM160 38H161V37H160ZM169 38H171V35H170ZM185 38H186V37H185ZM246 38H248V39H246ZM261 38H262V37H261ZM106 39L109 40L108 37H106ZM123 39H124V38H123ZM123 39H122V40H123ZM139 39H141V37H140ZM139 39H138V40H139ZM149 39H150V38H149ZM154 39H155V37H154ZM156 39H159V38H156ZM162 39H163V38H162ZM162 39H161V40H162ZM164 39H165V38H164ZM171 39H172V41H173V40H174V37L171 38ZM186 39H187V38H186ZM43 40H44V38H43ZM43 40H42V41H43ZM45 40H44L43 42H45ZM122 40H121V41H122ZM167 40H168V39H167ZM176 40H177V39H176ZM183 40H184V38H183ZM188 40H189V39H188ZM29 41H28V43H29ZM31 41H30V42H31ZM42 41H41V42H42ZM48 41H50V38L48 39ZM104 41H105V40H104ZM127 41H129V39H128ZM127 41H126V39H124V42H127ZM147 41H148V40H147ZM147 41L144 40V43L147 42ZM152 41H155V40H151V42H152ZM164 41L166 42V40H164ZM168 41H169V40H168ZM174 41H175V40H174ZM177 41H178V40H177ZM179 41H180V40H179ZM179 41H178V42H179ZM255 41H252V42L255 43ZM6 42H7V43H6ZM14 42H15V45H18V44H19L18 41H17V44H16V41H14ZM43 42H42V43H43ZM76 42H77V43H76ZM88 42H89V41H87V43H88ZM90 42H91V41H90ZM99 42H100V41H99ZM137 42H138V41H137ZM137 42H136V43H137ZM141 42H143V40H141ZM141 42H140V43H141ZM148 42H150V40H149ZM148 42H147V43H148ZM159 42H160V40H159ZM178 42H177V43H178ZM183 42H184V41H182V43H183ZM225 42H226V43H225ZM227 42H228V44H229V42H230L231 45H228ZM37 43H38V42H37ZM51 43H52L53 45H55V47H56V44H57L56 42H51ZM54 43H55V44H54ZM87 43H86V44H87ZM105 43H106V41H105ZM122 43H123V42H122ZM129 43H130V42H129ZM129 43H128V44H129ZM155 43H156V42H155ZM157 43H158V42H157ZM157 43H156V44H157ZM161 43H162V41H161ZM171 43H172V42H171ZM171 43L169 42V44H171ZM174 43H175V42H174ZM182 43H180V44H182ZM186 43H189V42H186ZM186 43H185V44H186ZM245 43H246V44H245ZM254 43H252V44H254ZM256 43L261 44L260 42H256ZM256 43H255V44H256ZM10 44H11V46H9ZM24 44H25V42H24ZM26 44H27V42H26ZM35 44H36V43H35ZM38 44H39V43H38ZM38 44H36V45H38ZM43 44H45V43H43ZM52 44H50V43H46L47 46H46V45L41 46V45H42V44H41V45H40V48H41V47L44 48L45 46L48 47V45L51 46ZM63 44L65 45V43L62 42V43L60 44V47H59V44L57 45V47L60 48L59 50H61V51H62V49H63V47H61V46H64ZM109 44H108V45H109ZM134 44H135V43H134ZM137 44H138V43H137ZM148 44H149V43H148ZM148 44H147V46L149 47L150 45H148ZM153 44H154V42H153ZM156 44H155V45H156ZM158 44H159V43H158ZM165 44H166V43H164V45H165ZM167 44H168V43H167ZM190 44H191V42H190ZM242 44H241V46H242ZM263 44H264V43H263ZM263 44H262V45H263ZM21 45H22V44H21ZM27 45L30 46V44H27ZM27 45H26V46H27ZM53 45H52V47H53ZM98 45H99V47L101 48L100 44H98ZM101 45H102V46H103V45L106 46L105 44H101ZM125 45H126V44H125ZM129 45H130V44H129ZM145 45H146V44H145ZM155 45H153V46H155ZM159 45L161 46V44H159ZM159 45H158V46H159ZM162 45H163V44H162ZM174 45H175V47L177 48L179 44H178V45L174 44ZM183 45H184V44H183ZM13 46H14V43H13ZM24 46H25V45H23V48H22V47H21V48H22V49L26 48V47H24ZM31 46H32V42H31ZM31 46H30V47H31ZM38 46H39V45H38ZM71 46H72V45H71ZM75 46H74V47H75ZM78 46H79V45H78ZM78 46H77V47H78ZM81 46H79V47H80V48H79L80 50L82 49ZM85 46H86L87 48H86ZM117 46H115L116 49H117ZM135 46H136V44H135ZM142 46H143V45H142ZM165 46H167V45H165ZM179 46H180V45H179ZM190 46H191V45H190ZM190 46H188V47H190ZM201 46H199V47L201 48ZM0 47H1V46H0ZM18 47H20V44L18 45ZM46 47H45V48H46ZM52 47H51V49H52ZM57 47H56V48H57ZM65 47H66V46H64V48H65ZM67 47H68V46H67ZM67 47H66V48H67ZM74 47H73V48H74ZM77 47H75V48H77ZM96 47H97V46H96ZM125 47H129V46H124V48H125ZM145 47H146V46H145ZM148 47H147V48H148ZM150 47H151V46H150ZM162 47H163V46H162ZM181 47H182V45L180 46V48H181ZM203 47H202V48H203ZM205 47H204V48H205ZM244 47H245V46H244ZM244 47H243V48H244ZM248 47H249V46H248ZM250 47H251V46H250ZM260 47H261V46H260ZM15 48H16V47H15ZM28 48H29V47H28ZM28 48H26V49L28 50ZM31 48H32V47H31ZM49 48H50V47H48V49H49ZM56 48H55V50H51V51H53V52L56 51ZM61 48H62V49H61ZM100 48H99V49H100ZM102 48H104V47H102ZM102 48H101V50H98V48H97V50H98V51H103ZM137 48H138V46H137ZM139 48H140V47H139ZM139 48H138V49H139ZM159 48L161 49V47H159ZM165 48H166V47H165ZM171 48H172V46H171ZM176 48H174V49H176ZM237 48H239L238 51H239L240 53H238L237 50H236V53L234 52V50L237 49ZM241 48H242V47H241ZM243 48H242V49H243ZM252 48H253V47H252ZM258 48H259V47H258ZM0 49H1V48H0ZM4 49H5V48H4ZM4 49H1L0 52L6 54V51H2V50H4ZM8 49H7V51H9ZM11 49H12V48H11ZM13 49H14V47H13ZM18 49H19V48H17V51H16V49H15L16 52H15L14 50H12V52L18 53ZM22 49H19V50H21V51L23 52ZM33 49H35V47H33ZM36 49H37V47H36ZM85 49H87V50H85ZM89 49H90V50H89ZM104 49H105V48H104ZM108 49H109V48H108ZM108 49H107V50H108ZM113 49H114V48H113ZM113 49H111V50H113ZM126 49H127V48H126ZM133 49H134V48H133ZM140 49H141V48H140ZM140 49H139V51H140V53H142L143 51L140 50ZM153 49H154V48H153ZM167 49H168V48H167ZM188 49H189V48H188ZM188 49H187V50H188ZM192 49H193V48H192ZM194 49H195V48H194ZM247 49H248V48H247ZM44 50H45V49H44ZM57 50H58V49H57ZM59 50H58V51H59ZM63 50H64V49H63ZM65 50H66V49H65ZM69 50H70V51H69ZM73 50H74V51H75V50L80 51V50H78V48H77V49H73ZM73 50H71V47H69L68 50H66L67 53L70 52L68 57H70L71 53L73 54ZM93 50H94V49H93ZM93 50H92V52H93V55H94V51H93ZM95 50H96V48H95ZM97 50H96V51H97ZM107 50L105 51V53H108L107 55H109V52H110V51H107ZM109 50H110V49H109ZM248 50H249V49H248ZM260 50H261V48H260ZM28 51H31V52L29 53ZM28 51L25 50L24 53H27V52H28L29 54H31V53H34V54H35V53H36V52H33L31 49L28 50ZM34 51H35V50H34ZM36 51H37V50H36ZM39 51H40V52H39ZM46 51H47V53H49L50 50L48 51V50L46 49ZM51 51H50V52H51ZM61 51H60V52H61ZM71 51H72V52H71ZM77 51L74 52V54H77ZM96 51H95V52H96ZM114 51H115V52H114ZM114 51H113L114 53L117 52L116 50H114ZM130 51L134 52L135 50L133 51L132 48H131V50H129V52H130ZM136 51H137V50H136ZM148 51H149V49H148ZM150 51H151V50H150ZM154 51H155V50H154ZM159 51H160V50H158V53H159ZM161 51H162V50H161ZM163 51H164V50H163ZM167 51H170V49L167 50ZM173 51H175V50H173ZM179 51H180V53H181V50H179ZM185 51H186V50H185ZM192 51H193V50H192ZM246 51H247V50H246ZM246 51H245V52H246ZM10 52H11V51H10ZM10 52H7V53H10ZM38 52H39V53H36V54H38V56H39L40 53H41V50H38ZM43 52H44V51H43ZM63 52L65 53V51H63ZM92 52H91V54H92ZM113 52H111V53H113ZM123 52H125V51H123ZM123 52H122V53H123ZM132 52H131V53H132ZM144 52H146V51H144ZM144 52H143V53H144ZM165 52H166V51H165ZM186 52H188V51H186ZM186 52H185V53H186ZM189 52H190V51H189ZM196 52H197V51H196ZM198 52H199V51H198ZM204 52H205V51H204ZM204 52H203V53H204ZM247 52H248V51H247ZM249 52H250V51H249ZM15 53H14V54H15ZM24 53H23V54H24ZM56 53H59V52H56ZM80 53H81V52H80ZM119 53H120V52H119ZM119 53H118V54L116 53V55H121V54H119ZM125 53H126V52H125ZM161 53H162V52H161ZM167 53H168V52H167ZM169 53H170V52H169ZM191 53H193V52H190V54H191ZM206 53H207V52H206ZM206 53H205V54H206ZM254 53H255V52H253V53H251V54L254 55ZM256 53H257V52H256ZM10 54H11V53H10ZM10 54H9V55H10ZM14 54H13V57H12V56H11V57L9 56V58H8L7 56H4V55H3V56H2V55L0 56V75L6 73L5 76H4V75L2 76V77H4V78H3V81H5V82H6L5 77H7V73L10 72L9 70H8V72H7V71L5 72V70L10 69V68L12 67V66H11V65H12L11 63H13V61H12L13 59H12V58H14V60H15V58H18V56L23 55V54H20V52H19L20 55L15 54L17 57H16V56L14 57ZM29 54H28V55H29ZM50 54H51V53H50ZM50 54H48V55L50 56ZM62 54H63V53H62ZM74 54H73V55H74ZM95 54H96V53H95ZM99 54H100V52H99ZM103 54H104V53H103ZM123 54H124V53H123ZM123 54H122V55H123ZM136 54L140 56L139 53H135L134 55H136ZM150 54H152V53H150ZM181 54H182V53H181ZM183 54H184V52H183ZM187 54H188V53H187ZM194 54H195V53H194ZM194 54H192V56H193ZM201 54H202V52H201ZM251 54H250V55L246 54V55H248V56L250 57ZM263 54H264V53H263ZM6 55H7V54H6ZM24 55H25V54H24ZM26 55H27V54H26ZM31 55H33V54H31ZM42 55H43V54H42ZM58 55H59V54H57L56 56H58ZM64 55H67V54H66V53L63 54V56H62L63 58H64ZM104 55H106V54H104ZM104 55H103V56H104ZM112 55H113V54H112ZM126 55H128V53H127ZM132 55H133V54H132ZM141 55H143V54H141ZM148 55H149V54H148ZM148 55H146V56H148ZM179 55H180V54H179ZM195 55L198 56V57H202V56H199V55H197V54H195ZM202 55H203V54H202ZM206 55H207V54H206ZM206 55H204V56H206ZM255 55H256V54H255ZM29 56H30V55H29ZM29 56H28V57H29ZM33 56H34V55H33ZM35 56H36V55H35ZM35 56H34V57L31 56V57H30L31 59H30V58H29V59H30L31 61H33L32 59H34V58H35V59H38V58H39L38 56H36V57H35ZM45 56H46V54H45ZM78 56L81 58V54L78 53ZM87 56H86V58H87ZM95 56H97V55H95ZM95 56H94V57H95ZM109 56H110V55H109ZM109 56H108V57H109ZM144 56H145V55H144ZM161 56H162V55H161ZM167 56H168V54H167ZM172 56H177V55L175 54V55H172ZM182 56H183V55H182ZM182 56H181V57H182ZM187 56H189V55H187ZM204 56H203V57H204ZM241 56H242V55H241ZM248 56H246V57H248ZM256 56H257V55H256ZM26 57H27V56H26ZM37 57H38V58H37ZM40 57H42V56L40 55ZM62 57H60V58L63 59ZM74 57H75V56H74ZM74 57H73V58H74ZM89 57H91L90 54H89ZM92 57H93V56H92ZM94 57H93V59L95 60ZM104 57H106V56H104ZM104 57H102V58H104ZM112 57H113V56H112ZM140 57H142V56H140ZM170 57H171V56H170ZM177 57H178V56H177ZM179 57H180V56H179ZM183 57H184V56H183ZM259 57H261V56H259ZM21 58H22V57H21ZM42 58H43V57H42ZM45 58H46V57H44V61H45V63H44V62H41L43 59H40V58H39V59L41 60V61H40L41 64L39 63V60H38V62L35 60V63H34V61H33V63L35 64V66H37V64L39 63V64H38V70H39V71H38V70H35V68L37 69V67H35L34 64H33L31 61H30V62H31L30 64H31V65L33 64L32 67H35V68H33V69L30 70L29 68H32V67H29V66L27 65V64H29V62L27 61V59L24 60V59H25L24 57H23V60H24V61H27L28 63H24V61H21V62H23L24 64H26V65L29 67V68L27 67L28 70H27V68L25 67L26 65H23V63H21V64H22L25 68H23V66L21 67V64H20V63H19L20 65L18 64V61H17V62L14 61V62L16 63V64L13 63L14 65H17V67H19V68L21 67L20 69L17 68V69H18V73H23V72H24L25 74L27 73V76H28V73H29V70H30V71H31L30 74H32V75H33V73L35 74V75H33V79H31V78H32V77H31L30 79L28 78L29 80H28L26 77H24L25 74L22 75V79H21V80L24 81V78H26V82H25V81H24V82H25V84L27 83V84H26L27 86H26L21 80L18 79L19 81L22 82L23 86H25L24 88H23L21 82H19V81H18V82H15V80H16L21 74L17 77V74H18V73H13V74L15 75V77H16V79H15L13 74L11 75V74L8 73V74H9L8 77H10L11 80H9L8 77H7V79L9 80V83H10L11 89H13L14 87H16V88H17V91H18L19 93L21 92V90L19 91V88H21V89L23 88V89H24V90L22 91L23 94H20V95H23L24 98H23V97H21V98H23L24 101H25V98H26V101H28V102L25 101V102L27 103V105H28V108H29V109L27 108L28 110H30L33 106H34V107L38 106V103H40V99H41L42 101H41V103H40L39 106L41 107V109L43 108V109H42L43 111H44V109H45L46 107H48L47 104H48V105H49V103L52 104V105H49L50 107H48V110H49V111H48V110H46L47 112L45 111V114L47 113V115H45L44 112H43L39 107H38V108H39L40 110H38V109L36 110L35 108H32V110H34V109H35V110L32 111V112L30 111L29 116H30V115H31V116H34V117L36 116V118H35L36 120H33V118H34V117H33V118H32L31 120H29V121H32V120H33L34 122H36L37 120H39V122H36V123H39V125L43 123V125H41V126H44L45 128H42V129L46 130V129L48 128V129H50V131L56 129V131H57L59 125L62 123V126H63V124L65 123V122H64V123L62 122V121H64V118H65V117H63V118L61 117V118H60V116H61L60 114H64V116H66V114L69 116V114H70V116H71V114H73V113H75V112L78 113V111L81 110V109L84 107V103L87 102V101H86V102H83V101H85V99H87V100H89V101H91L90 99H92L93 102H96L97 99L99 100V99L102 98V97L100 98V96H102L100 90L102 91V89H104V87L107 88L106 85H107L109 82H107L106 85H103V83H106V82H103L102 79H101V82H103V83H100V80L98 79L97 82H99V83H100V84H99V83L96 82V80H97L96 77L99 76V75H100L99 77H101V74H100V73H101L102 70H104V69H103V67H102V70L99 69V68H100L102 65H103V66L105 65V64H103V63H105L107 59L105 60V62H101L102 65H101V63H100V67H99V68H98L99 65H98V66L96 65V64H99V63H96V62L100 61V59H98V61L95 60V63H96V64H95V63H94V64L96 65V67L98 68V70L100 71V73H99V71H95L94 73L91 72V73H92L91 75H92L93 77L95 76L94 74H96V77L93 78V77L91 76V77H92V79H91V77H90V75H89V73H90L89 70H92L93 68H95L94 65L92 64V63L94 62V61H92L93 59H92V60L90 59V61L86 59L87 62L89 61V62L91 63V64L89 65V63L86 62V66L89 65V66L92 67V65H93V68H92V69H91V67H90L89 70H86L87 67H86L85 65H82L83 62H84V64H85V60H83V59H81V60H82V64H78V66H76V65H77L76 62H77V63H80V61L74 60L75 62H74V63L72 62V64H76V65L73 66V65L70 64V63H71L70 58H69L70 62L68 61L69 63H66L65 60L60 61V60H61L60 58H59V60H57L56 57H55V55H51L50 57H48V58H47V61H46ZM65 58H67V57L65 56ZM71 58H72V57H71ZM73 58H72V59H73ZM80 58H79V59H80ZM83 58H84V57H83ZM96 58H97V57H96ZM98 58H99V56H98ZM100 58H101V56H100ZM102 58H101V59H102ZM118 58H119V57H118ZM143 58H144V57H143ZM151 58H152V57H150V60H151ZM173 58H175V57H173ZM185 58H186V57H185ZM185 58H184V59H185ZM190 58H191V57H190ZM209 58H208V59H209ZM241 58H243V56H242ZM244 58H245V57H244ZM254 58H255V57H254ZM254 58L252 59V56H251V58H250L249 60H251V59L254 60ZM263 58H264V57L262 56V59H263ZM29 59H28V60H29ZM74 59H75V58H74ZM116 59H117V58H116ZM120 59H122V58H120ZM132 59H133V58H132ZM158 59H159V58H158ZM186 59H187V58H186ZM186 59H185V60H186ZM188 59H189V58H188ZM214 59H215V60H214ZM257 59H258V58H257ZM18 60H20V59L18 58ZM21 60H22V59H21ZM66 60H68V59H66ZM146 60H147V59H146ZM160 60H162V59H160ZM170 60L173 61L172 59H169V62H170ZM174 60H175V59H174ZM176 60H178V59L176 58ZM180 60H181V58H180ZM189 60H190V59H189ZM191 60H192V59H191ZM196 60H197V61H201V65H202V61H203V60H200V59H199V60L196 59ZM196 60H194V61H195L194 64L196 63ZM209 60H210V59H209ZM213 60L216 61V63H215ZM240 60H241V61H245V60H242V59H240V58H239V60H237V61L241 62ZM252 60H251V61H252ZM64 61H65V65L63 64ZM91 61H92V62H91ZM102 61H104V59H102ZM107 61H108V63L111 62L109 59H108ZM157 61H158V60H157ZM157 61H155V62H157ZM162 61H163V60H162ZM162 61H161V62H162ZM164 61H165V60H164ZM166 61H167V59H166ZM192 61H193V60H192ZM204 61H205V60H204ZM206 61H208V60L206 59ZM224 61H226L227 64H226ZM233 61L235 62V60H233ZM256 61H257V60H256ZM260 61H261V59H260ZM262 61H263V60H262ZM36 62H37V63H36ZM112 62H113V61H112ZM135 62H136V61H135ZM169 62H167V64H168ZM173 62H174V61H173ZM173 62H172V63H173ZM184 62H186V61H184ZM223 62H224V65H223ZM249 62H250V61H249ZM258 62H259V61H258ZM113 63H114V62H113ZM119 63H120V62H119ZM119 63H118V65H119ZM130 63H131V62H130ZM137 63H138V62H137ZM162 63H163V62H162ZM175 63H176V62H175ZM181 63H182V62H181ZM206 63H207V62H206ZM241 63H243V62H241ZM245 63H246V62H245ZM247 63H248V62H247ZM252 63H253V64H252ZM252 63H250V64L254 65L255 61L252 62ZM256 63H257V62H256ZM61 64L64 65L65 70H66V67H67V72H66V71L64 70V68L61 66ZM66 64H67V65H66ZM68 64L71 65V66H70V67H71V68H70L71 71L75 72L74 75H73V72H71V71L69 72V71H68V68H69V65H68ZM106 64H107V63H106ZM115 64H116V63H114V65H115ZM123 64L127 65V66H128L127 68H129V66H130V64L128 65L126 62L123 63ZM131 64H132V63H131ZM133 64H134V63H133ZM154 64H155V63H154ZM173 64H174V63H173ZM176 64H177V63H176ZM183 64H184V63H183ZM203 64H204V62H203ZM210 64H211V63H210ZM235 64H238V65H239V63H236V62H235ZM258 64H259V63H258ZM258 64H257V65H258ZM14 65H13V67H14ZM39 65H40V66H39ZM58 65L61 66V68H60ZM79 65H81V66L79 67ZM108 65L111 66V64H107V65H105V66H108ZM125 65H123V68H124ZM139 65H140V64H139ZM139 65H138V67H139ZM165 65H166V64H165ZM181 65H182V64H181ZM190 65H191V64H190ZM195 65H196V64H195ZM207 65H208V64H207ZM226 65H228V66H226ZM230 65H231V66H230ZM244 65L246 66V64H243V67L245 68ZM255 65H256V64H255ZM260 65H261V63H260ZM8 66H9V67H8ZM57 66H58V67H57ZM72 66H73V69H72ZM83 66L86 67V68H84ZM89 66H88V67H89ZM105 66H104V67H105ZM136 66H137V65H136ZM141 66H142V64H141ZM141 66H140V67H141ZM146 66H147V65H146ZM149 66H150V65H149ZM151 66H152V65H151ZM151 66H150V67H151ZM162 66H163V65H162ZM172 66H173V65H172ZM176 66H177V65H176ZM178 66H179V64H178ZM178 66H177V67H178ZM182 66H184V65H182ZM188 66H189V65H188ZM188 66H187V67H188ZM197 66H198V64H197ZM205 66H206V65L204 64V67H205ZM208 66H210V65H208ZM224 66H225V69L223 68ZM249 66H250V65H249ZM7 67H8V68H7ZM40 67H43V68L45 67L44 72H43V70H42L43 68L41 69ZM74 67H76V68H74ZM77 67H79L80 70H81V67H82V69L85 70V71L83 70L84 72L89 71V72H88V76H89L90 78H89L88 76H84V78L82 79L84 73H81L80 70H79V73L76 72V71H77ZM111 67H112V66H111ZM120 67H121V66H120ZM125 67H126V66H125ZM134 67H135V65H134ZM140 67H139V68H140ZM144 67H145V66H143V68H144ZM170 67H171V66H170ZM201 67H202V66H201ZM215 67H216V66H215ZM215 67H214V68H215ZM221 67H222V68H221ZM239 67H240V66H239ZM241 67H242V66H241ZM5 68H6V69H5ZM22 68H23V70H22ZM79 68H78V69H79ZM97 68H95V69H97ZM131 68H133V66H132ZM143 68H141V69H143ZM152 68H153V67H152ZM168 68H169V67H168ZM174 68H175V67H174ZM178 68H179V67H178ZM189 68H190V67H189ZM194 68H196V67H194ZM205 68H206V67H205ZM226 68H227L228 70H226ZM246 68H249V67H246ZM256 68H258V67H256ZM4 69H5V70H4ZM12 69H13V68H11L10 70L12 71ZM15 69H16V68H15ZM25 69H26V70H25ZM59 69H60V70H64V73H65V74L63 73V71H60ZM70 69H69V70H70ZM75 69H76V71H74ZM87 69H88V68H87ZM95 69H93V70H95ZM106 69H107V68H106ZM121 69H122V68H121ZM134 69H135V68H134ZM154 69H155L156 71L158 70V69L155 68V67H154ZM160 69H161V68H160ZM172 69H173V68H172ZM186 69H187V68H186ZM201 69H203V68H201ZM210 69H211V68H210ZM216 69H217V68H216ZM219 69H220V70H219ZM231 69H232V68H231ZM231 69H230V71H231L232 74H233V72L235 73V72H237V71H238V73H237L238 75H237V74H235V75L239 76V75L242 74V79L244 78L243 80H245V79H247V80H248V79H252V76H253V78H254V74H253L252 76H251V75H248V73H249L248 71H247L248 73H246V74H245V73H241V71H240V74H239V70H241V69H243V68H241V69H239V70H236L235 67H234V69H232V70H231ZM250 69H251V68H250ZM13 70H14V69H13ZM19 70L22 71V72H20ZM24 70H25L26 72H25ZM32 70H33V71H32ZM34 70H35V71H34ZM129 70H131V69H129ZM129 70L127 69V71H129ZM132 70H133V69H132ZM135 70H137V69H135ZM135 70H133V73H134V74H135V72H136ZM146 70H147V69H146ZM150 70H153V69H150ZM150 70H149V71H150ZM155 70H153V71H155ZM163 70H164V69H163ZM174 70H175V69H174ZM190 70H191V69H190ZM196 70H197V69H196ZM204 70L207 71L208 68H207V69H204ZM223 70H222V71H223ZM245 70H246V69H244V70H242V71L245 72ZM36 71H37V72H36ZM45 71H46V72H45ZM81 71H82V70H81ZM109 71L111 72L110 67H109ZM115 71H117V69H116ZM134 71H135V72H134ZM139 71H141V70H139ZM139 71H137V74H138ZM165 71H166V70H165ZM178 71H179V69H178ZM178 71H177V72H178ZM187 71H188V69H187ZM187 71H186V72H187ZM201 71H202V70H201ZM201 71H200V72H201ZM216 71H217V70H216ZM216 71H215V72H216ZM224 71L221 72V74H223ZM230 71H229V73H230ZM252 71H253V70H252ZM263 71H264V70H263ZM3 72H4V73H3ZM14 72H17V70H14ZM38 72H39V73H38ZM97 72L99 73V75H98ZM105 72H106V71H104L103 73L105 74ZM110 72H108V73H110ZM117 72H120V71H117ZM130 72H131V71H129V75L132 74V73H130ZM144 72H145V71H144ZM144 72H141V74L144 73ZM161 72H163V71L161 70ZM172 72H173V71H172ZM179 72H180V71H179ZM179 72H178V73H179ZM188 72H189V71H188ZM191 72H193V71L191 70ZM194 72H195V71H194ZM198 72H199V71H198ZM198 72H197V73H198ZM208 72H210V71L208 70ZM212 72H213V71H212ZM256 72H257V71H256ZM256 72L254 71V73H256ZM10 73H11V72H10ZM37 73H38V74H37ZM67 73H70L71 75H70V74H67ZM76 73H78V74H80V75L82 74V75L80 76V78H81L82 80H84L85 77H87L86 80H87L88 82L84 80L85 82L82 83L83 81H82L80 78H77L78 76H77V77L75 76V75H78V74H76ZM103 73H102V75H103ZM108 73H106L107 76H108ZM114 73H115V72H114ZM121 73H122V72H121ZM123 73H124V72H123ZM157 73H158V72H157ZM159 73H160V72H159ZM165 73H166V72H165ZM165 73H162V74L164 75ZM168 73H169V72H168ZM168 73H166V74H168ZM174 73H175V72H174ZM205 73H206V72H205ZM213 73H214V72H213ZM216 73H217V72H216ZM218 73H219V72H218ZM218 73H217V75H218ZM231 73H230V74H231ZM262 73H263V72H262ZM66 74H67V75H66ZM126 74H127V73H126ZM141 74H140V75H141ZM144 74H145V73H144ZM144 74H143V76H144ZM147 74H150V72H149V73L147 72ZM151 74H152V73H151ZM155 74H156V73H155ZM155 74H154V75H155ZM166 74H165V76H166ZM169 74H173V73H169ZM176 74H177V73H176ZM179 74H180V73H179ZM181 74H183L182 76L186 77L187 79H188V77H190V76H188V77L185 76L184 73H181ZM181 74H180V75H181ZM207 74H208V73H207ZM207 74H206V75H207ZM232 74H231V75H232ZM244 74H245L246 76H245ZM32 75H30V76H32ZM36 75L38 76V78H39V77L42 78V82H41L39 79H38V80H37V79H34V78H37ZM60 75L63 76V77L60 78V77H59ZM72 75L75 76V78L80 79L79 81H81V83H80L79 81H77L78 83H80V84L77 85V82H75L76 79H74V77H73ZM84 75H87V74L85 73ZM109 75H110V74H109ZM121 75H122V74H121ZM132 75H133V74H132ZM154 75H153V77H156V76H154ZM188 75H191V74H188ZM199 75H200V74H199ZM201 75H202V73H201ZM201 75H200V76H201ZM204 75H205V74H204ZM224 75H225V73H224ZM224 75H223V76H224ZM235 75H232V76H233V79H234V76H235ZM243 75H244V76H243ZM259 75H260V74H259ZM35 76H36V77H35ZM70 76H72L73 79H72V77H70ZM110 76H111V75H110ZM110 76H109V77H110ZM114 76H116V75H113V77H114ZM135 76H137V75H135ZM135 76H134V77H135ZM177 76H178V75H177ZM208 76H209V74H208ZM213 76H214V75H213ZM226 76H227V74H226ZM226 76H225V77H226ZM262 76H263V75H262ZM11 77L14 78L15 80L12 79ZM20 77H21V76H20ZM23 77H24V78H23ZM118 77H119V76H118ZM126 77H127V75H126L125 77H123V78L125 79ZM145 77H146V76H145ZM147 77H150V75H148ZM158 77H159V76H158ZM162 77H163V76H162ZM162 77H161V80H162ZM166 77H167V76H166ZM166 77H165V78H166ZM168 77H169V76H168ZM170 77H171V76H170ZM174 77H176V76H174ZM205 77H206V76H205ZM211 77H212V76H211ZM246 77H250V78H246ZM257 77H258V74H257ZM259 77H260V76H259ZM259 77H258V78H259ZM66 78L69 79L70 81L67 80ZM70 78L72 79V81H73V80H75V81L72 82ZM107 78H108V77H107ZM121 78H122V77H121ZM135 78H136V77H135ZM135 78H133V79H132V78H131V79L129 78V79H130V80H134ZM138 78H139V77H138ZM159 78H160V77H159ZM163 78H164V77H163ZM178 78H179V76H178ZM178 78H177V80H178ZM180 78H181V76H180ZM186 78H184V79H186ZM215 78H216V77H215ZM218 78H221V77H220V74H219V77H218ZM223 78H224V77H223ZM238 78H240V76H239ZM238 78H237V79H238ZM258 78H256L255 80H257ZM260 78H262V77H260ZM65 79H66V81H64ZM89 79H91L92 81L89 80ZM93 79H94V80L96 79V80L93 81ZM103 79H104V77H103ZM110 79L112 80V79H114V78H111V77H110ZM116 79H117V76H116ZM119 79H120V78H119ZM119 79H117V82H120V81H118ZM126 79H127V78H126ZM126 79H125V80H126ZM143 79H144V78H143ZM143 79H142V80H143ZM145 79H146V78H145ZM148 79H149V78H148ZM156 79H157V78H156ZM168 79H169V78H168ZM171 79H172V78H171ZM171 79H170V81H171ZM204 79H205V81H206V80H207V77L204 78ZM208 79H209V77H208ZM225 79H226V78H225ZM240 79H241V78H240ZM240 79H239V80H240ZM242 79H241V80H242ZM0 80H1V81H0V82H1V86H3L4 89H6V91H8V94L10 95V93H11L14 89L11 91L10 88H6V87H5V84H8V82H7V83L4 82L5 84H3V83H2V78H0ZM8 80H7V81H8ZM13 80H14V83H13ZM27 80H28V81H27ZM61 80H62V81H61ZM120 80H121V79H120ZM125 80H124V81H125ZM130 80H128V82H129ZM139 80H141V79H139ZM142 80H141V82H142ZM146 80H147V79H146ZM150 80H151V79H150ZM153 80H154V78H153ZM195 80H197V79H195ZM195 80H194V81H195ZM221 80H222V79H221ZM239 80H238V81H239ZM259 80H260V79H259ZM261 80H262V79H261ZM43 81L46 82L47 84L51 85L50 88L52 87V85L55 86L54 89L52 88V89L48 90L49 87L47 88V87H46L47 84H44ZM56 81L59 82V83H57ZM60 81H61V82H60ZM68 81H69V82H68ZM89 81H90V83H89ZM143 81H144V80H143ZM148 81H149V80H148ZM148 81H144V82H148ZM163 81H165V79H163ZM170 81H169V83H170ZM184 81H186V80H184ZM189 81H190V80H189ZM191 81L193 82L192 78H191ZM198 81H200V80L198 79ZM198 81H197V82H198ZM238 81H237V82H238ZM252 81H254V80H252ZM29 82H30V83H29ZM49 82H50V83H49ZM64 82H65L64 86L66 85V87H67L68 89L65 88L63 85H62L61 87H62V88L64 87V89H66L67 92H70V93H71V95L69 94V96H67L68 94L66 95L67 98L61 96V94H62V93H61V90L59 91L61 94H57V92H56V90H57V88H58L57 86H60L59 84H63ZM91 82H93L94 84L91 83ZM95 82H96L97 84H96ZM110 82H111V81H110ZM115 82H116V80H115ZM121 82H123V81L121 80ZM131 82H132V81H131ZM138 82H139V81H137V82L135 81V83H138ZM141 82H140V84H143V83H144V82H143V83H141ZM158 82H159V81H158ZM165 82H166V81H165ZM165 82H164V83H165ZM174 82H176V81H175V78H174ZM177 82H178V81H177ZM180 82H183L182 79H181ZM180 82H179V83H180ZM192 82H190V83H192ZM203 82H204V80H203ZM213 82H214V81H213ZM219 82H220V81H219ZM222 82H223V81H222ZM228 82H229V80H228ZM235 82H236V80H235ZM235 82L233 81L230 85L232 86V84L235 83ZM241 82H242V81H241ZM257 82H259V81H257ZM12 83H13V85H11ZM67 83H69V84H71V85H69V84H67ZM74 83H76V84H74ZM85 83H86V84H85ZM111 83H113V81H112ZM135 83H134V81H133L132 84H135ZM149 83H150V82H149ZM156 83H157V82H156ZM162 83H163V82H162ZM167 83H168V81H167ZM167 83H165V85H166ZM169 83H168V84H169ZM172 83H173V82H172ZM183 83H184V82H183ZM183 83H182V84H183ZM205 83H206V82H204V84H205ZM208 83H209V82H208ZM225 83H226V82H225ZM252 83H253V82H252ZM252 83L250 84V82H249L250 85H252ZM255 83H256V82H255ZM14 84H15V85H14ZM16 84H18L19 86H17ZM20 84H21V85H20ZM31 84H32V85H31ZM82 84H83V86H82ZM120 84H122V83H120ZM120 84H119V85H120ZM124 84H125V83L122 84V87L124 86ZM129 84H131V83H129ZM129 84H128V85L126 84V85L129 86ZM132 84H131V85H132ZM159 84H160V82H159ZM159 84H158V85H159ZM177 84H178V83H177ZM186 84H188V81H187V83L185 82V84H184L185 86L183 85V87H185V88H182L183 90H184V89H190L189 87H188V88L186 87ZM192 84H193V83H192ZM196 84H199V83H196ZM200 84H201V83H200ZM200 84H199V85H200ZM204 84H203L202 86H205ZM211 84H214V83H211ZM253 84H254V83H253ZM29 85H30V87H29ZM68 85H69V86H72V88H73L74 86H75V88H77V87H79V88H77V90L74 88V90H73L71 87H68ZM73 85H74V86H73ZM110 85H111V84H110ZM113 85H114V83H113ZM113 85H111V87H112ZM147 85H150V84L147 83ZM155 85H157V84H155ZM158 85H157V87H158ZM160 85H161V84H160ZM160 85H159V86H160ZM163 85H164V84H163ZM163 85H162V86H163ZM172 85H173V84H172ZM172 85H171L170 87H172ZM175 85H176V84H175ZM190 85H191V84H190ZM199 85H198V86H199ZM227 85H228V84H227ZM243 85H244V84H243ZM243 85H242V86H243ZM246 85L249 87L248 84H246ZM246 85H245V86H246ZM262 85H263V84L260 83L259 85H254V86H255V87H256V86H257V87H258V86L261 87ZM1 86H0V87H1ZM6 86H7V85H6ZM10 86L8 85V87H10ZM13 86H14V87H13ZM21 86H22V87H21ZM81 86H82V87H81ZM114 86H115V88H113V89H114V90L117 89V91H116V90H115V91L113 90L114 93L112 92L113 94H112V93H111V94L114 96L113 99H116V101H117V102H116V105H117V106H115V102H114L115 100L113 101V103L111 102L113 105L110 104V102H109V105L111 106V108H114L115 110H117V108L120 107V108L118 109L117 113H120V112H121L122 114L125 113V114L131 116V118H130L129 116L126 117V118H128L129 120H131V119H132L133 117H135V116L137 117L136 119H138V117L140 118L141 116H137L136 113L141 112L140 114L142 115V113H143L144 111H146L147 109H149V110H147V111H152L151 109L154 108V110H153V112H154V111L157 110V109H160V111H161V109H163V108L160 107L161 104H162L161 106H163V104H164L163 107H165L166 102H163V101L161 100L162 97L156 99V100L159 99V101L154 100V97H153V96H155V94H154V95L152 96V98H151V99L153 100L152 102H155V103L159 102V103H158L159 105H155L156 107H154V106H153L154 103L152 104L151 101L149 102L150 97H148V95H149L150 91H148V90H147V93H148L147 96H146V95H143V94H145V93H143V92H142V95H140V92H138L139 94H135V95H134V94H133V90H132V93H131V92L129 91V89H128L129 92L127 91V89H126L125 91L120 90L119 88L116 87V86H118L117 84L114 85ZM120 86H121V85H120ZM134 86H135V85H134ZM140 86H141V85H140ZM143 86H144V85H143ZM179 86H181V85H179ZM179 86H178V87H179ZM188 86H189V85H188ZM200 86H201V85H200ZM200 86H199V87H200ZM207 86H208V85H207ZM207 86H205V87H207ZM211 86H212V85H211ZM214 86H216V85H214ZM217 86L220 87V84H218ZM263 86H264V85H263ZM61 87H60L59 89H62ZM111 87H110V88H111ZM122 87H121V89H122ZM124 87L126 88V86H124ZM124 87H123V88H124ZM136 87H138V86H136ZM136 87H134V88H136ZM145 87H147V86H145ZM150 87H152V86L150 85ZM160 87H161V86H160ZM173 87H174V85H173ZM176 87H177V86H176ZM195 87H197V86H195ZM195 87H194V88H195ZM221 87H222V86H221ZM224 87H225V86H223V88H224ZM228 87H229V86H228ZM235 87H236V85H235ZM239 87H240V86H239ZM55 88H56V89H55ZM131 88H132V86H131ZM134 88H133V89H134ZM138 88H139V87H138ZM141 88H143V87L141 86ZM147 88H148V87H147ZM154 88H155V87H154ZM154 88H153V89H154ZM167 88H168V87H167ZM174 88H175V87H174ZM179 88H181V87H179ZM179 88H178V89H179ZM211 88H213V87H211ZM216 88H217V87H216ZM225 88H227V87H225ZM229 88H230V87H229ZM229 88H228V89H229ZM233 88H234V87H233ZM237 88H238V87H237ZM252 88H253V87H252ZM1 89H2V87H1ZM7 89H8V90H7ZM64 89H62V91H65ZM70 89H72L73 92H71L72 90L69 91ZM111 89H112V88H111ZM118 89H119L120 91H123L124 94L121 93V92H119ZM139 89H140V88H139ZM148 89H149V88H148ZM150 89L152 90V88H150ZM155 89H156V88H155ZM155 89H154V90H155ZM157 89H158V88H157ZM159 89H161V88H159ZM163 89H164V86H163ZM175 89H176V88H175ZM191 89H193V88H191ZM198 89H199V88H197V90H198ZM204 89H205V88H203V91H204ZM213 89H214V88H213ZM238 89H239V88H238ZM262 89H263V88H262ZM2 90H3V89H2ZM9 90H10V92H9ZM47 90H48V91H47ZM51 90H52L53 93L56 92V96H54L55 93H54V95L52 94ZM54 90H55V91H54ZM130 90H131V89H130ZM179 90H180V89H179ZM183 90H182V91H183ZM199 90H201V89H199ZM206 90H207V89H206ZM208 90H209V89H208ZM208 90H207V91H208ZM225 90H226V89H225ZM225 90H223V91L225 92ZM231 90H232V89H231ZM236 90H237V89H236ZM236 90H235V91H236ZM239 90H240V89H239ZM241 90H242V89H241ZM253 90H256V89H253ZM0 91H1V90H0ZM45 91H46V93H45ZM57 91H58V90H57ZM77 91L80 92V95L77 93ZM126 91H127V92H126ZM155 91H156V92H159L158 90H155ZM155 91H154V92H155ZM161 91H162V90H161ZM161 91H160L159 94H161V96H162L163 94L161 93ZM168 91H174V90H169V89H168ZM175 91H178V90H175ZM190 91H191V90H190ZM203 91H202V92H203ZM211 91H212V90H211ZM211 91H210V92H211ZM213 91H214V90H213ZM217 91H218V90H217ZM217 91H214V93H216ZM232 91H233V90H232ZM232 91H231V92H232ZM243 91H244V90H242V92H243ZM258 91H260V90L258 89ZM1 92H2V91H1ZM3 92H4V93H1V96H3L1 99H3V98L5 97V95H3V94H6V98H8V97H7V96H8L7 93H6L4 90H3ZM14 92L16 93V90H14ZM47 92H48V93L50 92V93L47 94ZM65 92H66V91H65ZM74 92H75V93H74ZM103 92H104V91H103ZM125 92H126V93H125ZM152 92H153V91H152ZM152 92H151V94H153ZM162 92L164 93L165 90L162 91ZM166 92H167V91H166ZM166 92H165V94L168 93V92H167V93H166ZM180 92H181V91H180ZM185 92H186V91H185ZM205 92H206V91H204V94H206ZM208 92H209V91H208ZM208 92H207V93H208ZM210 92H209V93H210ZM218 92H219V91H218ZM242 92H241V93H242ZM244 92H245V91H244ZM244 92H243V93H244ZM251 92H252V91H249L250 94H252ZM256 92H257V91H256ZM260 92H261V91H260ZM15 93L12 92L11 95H12V94H13V96L15 95V101H14V102H16V103H18V104L14 103V102H13V100H14V99H13V96H10V98H12L13 105H14V104H15V105H18V107L16 106V107L18 108V109L16 108V109H17V112H16V109L12 108L13 105L11 104L12 107H10V108L14 109V111H11V112L13 113V115H17L16 113L20 112V110H21V108H22V107H21L22 105H23V106L25 105V106L27 107L26 103L22 102L23 100H22L21 98H20V99L18 98V93H17V94H15ZM76 93L78 94V96H77ZM119 93H120V94H119ZM136 93H137V91H136ZM182 93H183V92H182ZM187 93H188V92H187ZM190 93H192V91H191ZM198 93H199V92L197 91V96L199 97L200 94L198 95ZM229 93H230V92H229ZM236 93H237V92H236ZM247 93H248V91H247ZM45 94H47V95L52 94L55 98L53 97V98H54V99H53V98H51L52 95H50V96H46ZM65 94H66V93H65ZM65 94H64V95H65ZM73 94H75V95H73ZM108 94H109V93H108ZM111 94H110V95H111ZM114 94H115V95H114ZM151 94H150V96H151ZM169 94H170V93H169ZM169 94H168V95H169ZM172 94H173V92H172ZM175 94H176V93H175ZM184 94H185V93H184ZM194 94H195V92H194ZM194 94H193V95H194ZM211 94H212V93H211ZM211 94H210V95H211ZM221 94H222V93H221ZM231 94H232V93H231ZM233 94L235 95V93H233ZM237 94H238V93H237ZM253 94H255V93H253ZM261 94H262V93H261ZM110 95H107V96H110ZM156 95H158V94H156ZM177 95H179V93H178ZM190 95H191V94H190ZM212 95H213V94H212ZM225 95H226V94H225ZM243 95H244V97L246 96L245 94H243ZM1 96H0V97H1ZM45 96H46V97H45ZM107 96H106V97H103V98H106V99H107V98H108ZM113 96H111V97H113ZM163 96H164V95H163ZM170 96H171V95H169V96H165V97H167V98H165V97H164V98L167 99V100H171V101H168V102H171V103H172V100H173V99H176V98H174L175 96L172 95V96H173V99H171ZM184 96H185V95H184ZM204 96H205V95H204ZM206 96H207V95H206ZM217 96H219V95H216V97H217ZM220 96H221V95H220ZM220 96H219V97H220ZM222 96H224V94H222ZM230 96H231V95H230ZM237 96H238V95H237ZM250 96H251V95H248V97H246V98L249 99ZM253 96H254V95H252L251 97L253 98ZM255 96H258V95H255ZM255 96H254V97H255ZM260 96H261V95H260ZM260 96L257 97L258 99L255 98L254 101H253L252 98H251V100L249 99V101H246V99H244L245 102H244L243 105H242L243 102H241V103H238V102H237V103H238L239 105L241 104V105H240L241 107H245V106H246V109L251 110L250 112H252V110H253L254 115H255V113H257L259 116L262 117V115H264V103H261V102H264V101H261V102L259 101V99L261 98ZM19 97H20V96H19ZM68 97H69V98H68ZM111 97H110V98H111ZM147 97H148L149 99H148ZM157 97H158V96H157ZM168 97H170V99H168ZM176 97H179V98H180V95H179V96H176ZM186 97H187V96H185V98H186ZM189 97H190V96H189ZM193 97H194V96H193ZM198 97H197V100H198ZM201 97H202V93H201ZM210 97H211V96H210ZM213 97H214V96H213ZM213 97H212V98H213ZM219 97H218V100H216V102H217V101L219 102ZM224 97H225V96H224ZM224 97H223V100H224ZM232 97H233V96H232ZM232 97H231V98H232ZM234 97H236V96H234ZM239 97H241V96H238V98H239ZM244 97H243V98H244ZM6 98L3 99V100L6 101V100H7ZM10 98H8V100L6 101V103H7L8 101L11 102V99H10ZM37 98H38V99H37ZM110 98H108V99H110ZM155 98H156V96H155ZM195 98H196V97H195ZM195 98H193V99L195 100ZM203 98H204V97H203ZM214 98H215V97H214ZM220 98H221V97H220ZM231 98H230V102H231ZM236 98H237V97H236ZM236 98H235V99H236ZM1 99H0V102H1ZM33 99H34V100H33ZM50 99H51V101L54 102L55 104H56V102H58V100L61 101V102L64 100L65 103H64V101H63V103H60V102H59L60 105L62 104L61 107H60L59 104H58V105H57V104L54 105L51 101H49ZM52 99H53V100H52ZM62 99H63V100H62ZM65 99H66V100L68 99L69 101H66ZM94 99H96V101H95ZM177 99H178V98H177ZM182 99H184V98H182ZM182 99H181V100H182ZM186 99H189V98L187 97ZM190 99H191V98H190ZM190 99H189V100H190ZM199 99H201V98H199ZM204 99L206 100L207 97H205ZM221 99H222V98H221ZM228 99H229V98H228ZM232 99H233V98H232ZM241 99H242V98H241ZM241 99H236V100H241ZM32 100H33V101H32ZM36 100H37V102H36ZM38 100H39V101H38ZM55 100H56V101H55ZM160 100H161L162 103L160 102ZM167 100H166V101H167ZM191 100H192V99H191ZM197 100H196V102H197ZM202 100H203V99H201V101H202ZM205 100H204V102H205ZM208 100H209V98H208ZM260 100H262V98H261ZM263 100H264V99H263ZM29 101H32V102L29 103ZM47 101H48V102H47ZM99 101H100V100H99ZM107 101H108V100H107ZM107 101H104V102H107ZM164 101H165V100H164ZM173 101H174V100H173ZM178 101H179V99H178ZM186 101H187V100H186ZM206 101H207V100H206ZM209 101L211 102V100H209ZM213 101H214V100H213ZM227 101H228V100H227ZM255 101H256V102H255ZM258 101H259V102H258ZM20 102H21V103H20ZM34 102H35V103H34ZM66 102H67V103L69 102L70 104L68 103L69 105H66V104H67ZM118 102H119V103H118ZM168 102H167V105L170 107V109H171V108H172V109H175V110H174L175 115H176V112H177V116H178L180 119H182V117L179 116L178 114H180V115L183 114V113H181V111H183V108H185V107L183 106L184 103L181 104V105L183 106V108L178 104L179 107L182 108L181 110H179L180 108L176 106L177 103H176L175 105H172V104L170 103L171 105H169ZM174 102H176V100H175ZM183 102H185V100H183ZM187 102H188V101H187ZM191 102H192V101H191ZM198 102H200V100H198ZM202 102H203V101H202ZM223 102H224V101H223ZM223 102H222V103H223ZM33 103H34V105H33ZM82 103H83V104H82ZM87 103H92V102H87ZM87 103H86V104H87ZM96 103H98V101H97ZM99 103H100V102H99ZM150 103H151V104H150ZM160 103H161V104H160ZM179 103H181V102L179 101ZM232 103H233V102H232ZM237 103L235 104L236 106H237ZM247 103H248V104H247ZM8 104L10 105V103H8ZM8 104H7V105H8ZM20 104H22V105H20ZM29 104H30V105H29ZM35 104H36V106H35ZM42 104H43V106H41ZM86 104H85V106H86V108L88 109V105H86ZM102 104H103V105L100 106V108L98 107L100 110H102L101 108H103V107H104V108H105V107L107 108V106H105V105H106V104L108 105V102H107V103H103V102H102ZM173 104H174V103H173ZM185 104H186V103H185ZM185 104H184V105H185ZM188 104H189V103H188ZM195 104H197V103H195ZM195 104H193V105H195ZM201 104H202V103H201ZM203 104H204V103H203ZM205 104H207V103L205 102ZM215 104H216V103H215ZM217 104H218V103H217ZM225 104H228V102H227V103H226V102L223 103L224 106H221L222 104H221V101H220V105H217V106H219V107H218L219 109H218L216 112L214 111L215 109L213 110V112H215V114H214L213 116L210 114V115L212 116V117L210 116V117L212 118V120H211V119H210V120H211L212 122L214 121V123L217 124L215 127H217L218 124H219V126H218L219 128H217V129H220V125H221V127H222V126L224 127V126H226L227 124L233 126V127L229 126V128H230V127H231V128H235L236 125H233V124H235V122H236V123L238 122L237 124H239V123H241V121H242L240 118H239V119L237 118V116L239 117L238 114L241 113V112H239V113L237 112V110H238L239 108L234 109V108H235V105H233V104H232V106H233L234 108H232V106L227 108L228 105H225ZM7 105H6V106L4 105V106L9 108V105H8V106H7ZM19 105H20V106H19ZM45 105H46V106H45ZM53 105H54L55 107L58 106V108H56V109H55V107L53 108ZM64 105H66L64 108L67 107L66 109H68V110H70V109H72V108H74V107H76V106H78L79 108L76 107L77 109L75 108V109H76V110H74L75 112H74V111L71 112V110H70V112L67 111V112L65 113V111H64V112L62 113V110H65V109H62V108H63L62 106H64ZM94 105H95V109L98 110L96 104H93V105L90 104V106H92L93 108H94ZM167 105H166V106H167ZM186 105H187V104H186ZM193 105H192L191 107H189V106H190V104H189V106H187L186 108L189 107V110H190V109L193 107ZM207 105H209V104H207ZM213 105H214V104H213ZM213 105H212V106H213ZM239 105H238V107H240ZM0 106H1V104H0ZM4 106H3V107H2V106L0 107V108H1V111H2V109H4ZM29 106H30V107H29ZM68 106H69V107H68ZM73 106H74V107H73ZM81 106H83V107H81ZM152 106H153V108H151ZM158 106H159L160 108H158ZM173 106H174V107H173ZM209 106L212 107L211 105H209ZM217 106H216V108H217ZM229 106H230V105H229ZM19 107H20V109H19ZM44 107H45V108H44ZM59 107H60V108H59ZM71 107H72V108H71ZM80 107H81V108H80ZM175 107H177L178 109L175 108ZM194 107H196V105H195ZM201 107H202V106H201ZM204 107H205V106H204ZM206 107H207V106H206ZM206 107H205V108H206ZM10 108L7 109V112H9V113L11 114V112L8 111V110H10ZM36 108H37V107H36ZM49 108H50V109H49ZM51 108H52V109H51ZM86 108H85V109H86ZM90 108H91V107H90ZM93 108H91V109H93ZM104 108H103V112H104V110H105V112H106V108H105V109H104ZM108 108H109V106H108ZM150 108H151V109H150ZM165 108H166V107H165ZM167 108H168V107H167ZM205 108H204V109H203V108L201 109V108H198V107H197L196 109H200L199 112H198V110H197L198 115H201L204 111H205V113H206V112H207V111H206L207 108H206V110H205ZM212 108H214V107H212ZM5 109H6V108H5ZM12 109H11V110H12ZM27 109H26V110H23V111H27ZM53 109H54V110H53ZM57 109H58L61 113H58L59 111L56 112ZM60 109H62V110H60ZM85 109L83 108L82 110L84 111ZM87 109H86V110H87ZM109 109H110V108H109ZM170 109H169V110H170ZM172 109H171V110H172ZM176 109H177L178 111H177ZM193 109H194V108H193ZM18 110H19V111H18ZM50 110H52L54 114H55V112H56L57 114H59V115H60V116L58 115L59 118H58V116L56 117V114H55V116H54L53 113H52V115H48V112H50V114H51V111H50ZM77 110H78V111H77ZM93 110H94V109H93ZM115 110H114V111H115ZM201 110H203V112H201ZM208 110H209V107H208ZM222 110H224V111H222ZM242 110H244V108H243ZM1 111H0V112H1ZM4 111H6V110H4ZM23 111H22V112H23ZM38 111H41V112H43V113L41 114V112H38ZM54 111H55V112H54ZM88 111H89V110H88ZM91 111H92V110H91ZM98 111H99V110H98ZM119 111H120V112H119ZM164 111L167 112V110H164ZM164 111H163V112H164ZM179 111H180V112H179ZM190 111H191V110H190ZM190 111H189V113H190ZM238 111H240V110H238ZM245 111H246V110H245ZM254 111H255V112H254ZM7 112H6V114H7ZM22 112H20V113H21V116H24V117H25L26 115H25V114L23 115ZM80 112H81V111H80ZM93 112H96V111H92L91 113H89V112H88V113L94 115ZM105 112H104V113H105ZM107 112H108V111H107ZM112 112H113V111H112ZM112 112H111V114H112ZM157 112H159V110H157ZM166 112H165V113H166ZM168 112H169V111H168ZM168 112H167V114H165V115L163 114V115L166 116V117L170 116V115H168L170 112H169V113H168ZM172 112H173V111H171L170 114H172ZM178 112H179V113H178ZM183 112H185V111H183ZM192 112H193V110H192ZM209 112H211V111H209ZM217 112H218V113H217ZM1 113H3V112H1ZM9 113H8L7 115H5V118H3V119H6V117H8V115H9ZM25 113L27 114L28 111L25 112ZM114 113H116V112H114ZM144 113H145V112H144ZM144 113H143V114H144ZM147 113H149V112H147ZM189 113H188V116H191V114L189 115ZM194 113H195V112H194ZM199 113H200V114H199ZM242 113H243V112H242ZM245 113H246V112H244L242 115H244ZM78 114H79V113H78ZM84 114H87V111H86V113H84ZM84 114H83V115H84ZM97 114H98V112H97ZM111 114H110V115H111ZM122 114H121V117L123 116ZM125 114H124V115H125ZM149 114H150V113H149ZM152 114H153V113H152ZM156 114H157V113H154L155 116H156ZM159 114L161 115L162 113H158V116H159ZM206 114H209V113L207 112ZM3 115H4V114H3ZM74 115H75V114H74ZM81 115H82V114H81ZM81 115H80V116H81ZM114 115H115V114H114ZM127 115H125V116H127ZM144 115H145V114H144ZM154 115H153V116H154ZM167 115H168V116H167ZM196 115H197V114H195L194 116H196ZM231 115H234L235 117L233 118V117H231ZM236 115H237V116H236ZM0 116H1V115H0ZM18 116H19V113H18ZM29 116H28V114H27V117H29ZM68 116L66 117V119L70 117V116H69V117H68ZM76 116H79V115L76 114ZM76 116H75V117H76ZM87 116H88V115H87ZM115 116H116V115H115ZM142 116H143V115H142ZM171 116H172V119H173V116H174V115L172 114ZM177 116H174V117H177ZM182 116H185V115H182ZM186 116H187V115H186ZM202 116H203V115H202ZM207 116H208V115H207ZM207 116H206V117H207ZM247 116H249V115H247ZM251 116H253V115H251ZM11 117H12V116H11ZM11 117H8L7 119H9V118H11ZM75 117H73L74 121H75V119H76ZM85 117H86V116H85ZM85 117H84V118H85ZM92 117H93V116H92ZM105 117H108V116H105ZM117 117H118V115H117ZM146 117L149 118L148 116H143V118H146ZM161 117H162V116H161ZM191 117H193V116H191ZM198 117H199V116H198ZM245 117H246V116H245ZM257 117H258V116H255V118H254V122H255V120H256ZM1 118H2V117H1ZM1 118H0V120H1ZM37 118H38V119H37ZM77 118H78V117H77ZM80 118H81V117H80ZM80 118H79V121H85L83 117H82L81 120H80ZM98 118H99V117H98ZM100 118H101V117H100ZM100 118H99V119H100ZM111 118H112V119L114 118V120L118 122V119L116 120L115 117H111ZM111 118H109V119H111ZM147 118H146V119H147ZM151 118H153V117H150V120L148 119V120H149V123H150V121H151ZM156 118H157V116H156ZM158 118H159V117H158ZM158 118H157V119H158ZM169 118H171V117H169ZM183 118L185 119L186 117H183ZM199 118H200V117H199ZM235 118H236V119H235ZM241 118H243V117L241 116ZM246 118H247V117H246ZM246 118H245V119H246ZM250 118H251V120H252V117H250ZM259 118H260V117H259ZM262 118H263V117H262ZM13 119H14V116H13ZM15 119H17L16 116H15ZM19 119H20V118H19ZM28 119H29V118H28ZM66 119H65V120H66ZM71 119H72V118H71ZM73 119H72L71 121H73ZM93 119H95V118H93ZM99 119H98V120H99ZM109 119H107V122H106V121H104L105 119L102 118L101 120H103L104 122H102L101 120H99V122H98V120H97V123L94 122V123H92V124L89 123V121H88L89 124H86L87 122L85 121V122H82L81 125H80L79 121L76 120V123L74 122L73 126H72V124H70V123H72V122L69 123V124H70L69 126H71V129H72V130H71L70 128H67V125H64L65 127H63L62 129H59L60 131L58 130L57 132H54V131L50 132V133H52V134H47V133H48V132H47L46 134L44 133V135H43V134L40 135V134H41V133H40V132H41V130H40V127H41V126L39 127V125H37L36 128L38 127V129H36V128L33 129V130L31 129V132H30V133H32L31 136H32V138H34V139H32L31 141L37 139V140H39V142H40V140H43V141H41L42 144L40 143L41 145H40V144H39V145H33V142H34V141H33L32 144H31V145H33V146H32L31 149H30V146H31V145H30L29 140L31 139V138H30L31 136H30V137L27 136V137L29 138V139H28V142H26V144H24V143H25V140H26V138H25V140H24L23 142L20 141V142L22 143L21 146H22V148H23L24 146L26 147L27 143H29V145H27L28 147L25 149L27 152H28V151H33V152L36 151L35 153H40V155H41V153H42V155L45 153V154H48L47 157L49 156V158H51V159L53 158V156H56V155H57V157H58V155H64L65 153H69V154H71V153H70V152H71L70 150L72 149V146H73V145H69V143H70V144L75 143L74 145H77L76 143H78L79 140H77L76 138L80 137L82 134L84 135L83 137H86L87 135H85V133H89V134H88V137H86V138L90 141V140L93 139V138L91 137V136H92L91 134H92L93 132H95L96 134H97V133H98V134H101L102 132H109L110 130H112L113 127H114V128H115V127L117 128L118 125L113 126V123H112V122H114V120L111 119V120H112V121H111V120H109ZM120 119H121V118H120ZM136 119L133 118L132 120L136 121ZM157 119H155V120L152 119V120H154L155 123H156V122H157V121H156ZM162 119H163V118H161V119L159 118V119H158V122H159L160 120H162ZM164 119H165V118H164ZM175 119H178V118H174L173 120H175ZM184 119H183V120H184ZM207 119H208V118H207ZM248 119H249V118H248ZM257 119H258V118H257ZM263 119H264V118H263ZM86 120H87V119H86ZM91 120H92V119H91ZM95 120H96V119H95ZM108 120H109V121H108ZM124 120H125V117H124V119L121 120L122 123H124V122H123ZM129 120H128V121H129ZM144 120H145V119H144ZM165 120H166V119H165ZM165 120H164V121H165ZM186 120H187V118H186ZM189 120H190V119H189ZM192 120H193V118H192ZM201 120H202V119H201ZM201 120H199V122H200ZM204 120H205L204 122L206 123V118H205ZM238 120H241V121H238ZM246 120H247V119H246ZM246 120H245V121H246ZM249 120H250V119H249ZM3 121H5V120H2V122H3ZM9 121H10V120H9ZM9 121L7 120L6 122H9ZM11 121H12V119H11ZM13 121H14L16 124L19 123V122H18V119H17V120H13ZM68 121H69V120H68ZM68 121H67V122H68ZM77 121H78V124H79L78 126L75 125V124H77ZM119 121H120V120H119ZM145 121H146V120H145ZM164 121H161V122H162V123H161V126H163V125L165 124V123H163ZM177 121H178V120H177ZM184 121H185V120H184ZM194 121H195V120H194ZM197 121H198V120H196L194 123H195V124L198 123ZM261 121H262V119H261ZM263 121H264V120H263ZM6 122H5V124H6ZM22 122H23V121H22ZM25 122H26V121H25ZM117 122H116L115 124H117ZM137 122H138V121H137ZM141 122H142V121H140V122H138V123H141ZM168 122H169V120H168ZM172 122H173V121H172ZM175 122H176V121H175ZM175 122H173V123H175ZM180 122H181V121H180ZM180 122H179V124H178L177 127L179 128V125H180V126H183V128H184L186 125L184 126L183 123L181 122L182 124H180ZM192 122H193V121H192ZM204 122H203V120H202L201 123L203 124ZM209 122H210V121H209ZM231 122H232V124H230ZM254 122H252V123H254ZM83 123H85V124H83ZM118 123H119V122H118ZM133 123H136V122H131V125H132ZM144 123H145V122H143V123H141V124L144 126V125L146 124V123H145V124H144ZM149 123H147V124H149ZM151 123H153V122L151 121ZM151 123H150V124H151ZM169 123H170V122H169ZM177 123H178V122H177ZM184 123H185V122H184ZM194 123H193V124H194ZM201 123H200V124H201ZM210 123H211V122H210ZM210 123H209V124H210ZM242 123H243V125H244L243 127H246L245 125H247V123H246V124H245V122H242ZM252 123H251V122H250V123L248 122V124H250V127H248V126H249V125H248V126H247L248 128H243V129H245L244 131H242V133L244 132V134H245L244 137L248 136L249 138H251L250 140H256V139L259 140V139H260V140L264 141V125L260 122V123H259L260 126H257L258 123H257V120H256V124H257V125L254 123V124H255V127H252V128H251V126H252L251 124H252ZM3 124H4V123H3ZM23 124H24V122H23ZM82 124H83V125H82ZM120 124H121V123H120ZM125 124H127V122H125ZM129 124H130V121H129V123H128V126H129ZM141 124H140V125H141ZM162 124H163V125H162ZM170 124H172V123H170ZM188 124H189V122H188ZM190 124H191V123H190ZM200 124H196V125L206 127L205 125H200ZM206 124H207V123H206ZM212 124H213V123H212ZM254 124H253V126H254ZM7 125H8V124H7ZM9 125H11V123H10ZM25 125H26V124H25ZM27 125H28V124H27ZM74 125H75V127H77V128H76L77 130H79L78 127L80 126V127H81L80 129H82L83 131H84V130H86V131L83 132V131L80 130L82 133H80V134H81L80 136H77L76 134H78V132H77V130H76V132L74 133V135H76V138H75L74 140H77V141H73V143H72V142H71V139H69V137H70V138H71V137H75L73 134L70 133V131H71V132H74V131H75V127H74ZM84 125H86V126H85V127H82V126H84ZM89 125H90V127H89ZM122 125H123V124H122ZM134 125H135V124H134ZM134 125H133V126H134ZM137 125H138V124H137ZM140 125H139V126H140ZM142 125H141V126H142ZM152 125H155V124H152ZM167 125H168V124H167ZM167 125H166V126H167ZM5 126H6V125H5ZM29 126H30V125H29ZM53 126H56V127H54V128L52 129L51 127H53ZM128 126H127V127H128ZM139 126H138V127H139ZM146 126H149V125H145L144 130H141V128H142V127H141L139 132H136V131H135V133H134L133 130H132L133 134H135V136L137 137V139H139V141H140L142 138H144V137L147 136V133H148V132H147L146 129H145V128H147ZM155 126H156V125H155ZM158 126H159V125H158ZM164 126H165V125H164ZM166 126H165V127H166ZM169 126H174L173 128L177 129L178 131L180 130V129H178L177 127H175L176 124H175V125H169ZM194 126H195V125H194ZM211 126H213V125H211ZM237 126H238V125H237ZM240 126H241V125H240ZM6 127H7V126H6ZM8 127H9V126H8ZM11 127H12V126H11ZM14 127H15V126H14ZM14 127H12V128H14ZM16 127H17V126H16ZM16 127H15V128H16ZM20 127H21V126H19V128H20ZM22 127H23V126H22ZM34 127H35V126H34ZM34 127H33V128H34ZM88 127H89V128H88ZM122 127L124 128V126H122ZM122 127H121V128H122ZM125 127H126V126H125ZM127 127H126V128H127ZM130 127H131V126H130ZM130 127H129V128H130ZM149 127H150V126H149ZM192 127H193V126H192ZM207 127H208V126H207ZM226 127H228V126H226ZM26 128H28V127H26ZM60 128H61V127H60ZM64 128H67V129H68V130L66 129V132H67V133H68V132L70 133V136H69V137H66V136L61 137V135H62V134H61L62 131L65 130ZM84 128H85V129H84ZM87 128L90 129V130H87ZM121 128H120V129H121ZM129 128H128V130H129ZM136 128H137V127H136ZM136 128H135V129H136ZM154 128H155V127H154ZM170 128H172V127H170ZM183 128L181 127V129H182L183 131L186 130V132H187V129H186L187 127H186L185 129H183ZM212 128H213V129H216V128H214V127H212ZM237 128L239 129V127H237ZM2 129H3V126H2ZM6 129H10V128H6ZM23 129H25V128H23ZM29 129H30V128H29ZM48 129H47V130H48ZM51 129H52V130H51ZM69 129H70V131H69ZM73 129H74V130H73ZM117 129H119V127H118ZM165 129H166V132H167V129H169L168 126H167V128H165ZM175 129H174V132H173L174 134H175ZM196 129H197V128H196ZM196 129H195V130H196ZM200 129H201V131H202L204 128H203V127H202V128L200 127ZM200 129H199V131H200ZM206 129H207V130H205V131H203V132H207V131L209 130V127L206 128ZM224 129H226V128H223V130L221 129L220 131H224V132H225L226 130L228 131V128H227L226 130H224ZM240 129H241V128H240ZM0 130H1V129H0ZM4 130H5V127H4ZM4 130H3V131L1 130V133H3V135L0 133V134L2 135V137H1V135H0V142H1V143H0V148H1V151H2V147H4L3 151H4V150H6V152L9 151V150H7V149H10V151H11L12 149H11V147H9L8 144H11L12 148L14 147V148H13V152H14L16 149H18V150H16L17 152H18L20 149L23 150L24 148L22 149L21 146L19 147V146L17 145V144H20L19 141L17 142V140H16V141L14 142L13 138H14V139H17V138H15V137L9 139L12 143H9L10 141H8V143L6 142V140H7L6 136H7V135L9 136V134H10V135H14V134H11V133L8 132V130H7V132H8L9 134H6V135H5ZM15 130H16V129H15ZM15 130H14V131H15ZM113 130H114V129H113ZM113 130H112V131H113ZM137 130H138V129H137ZM169 130H170V129H169ZM177 130H176V131H177ZM191 130H192V129H191ZM195 130H194V131H195ZM210 130H211V129H210ZM210 130H209V132H210ZM235 130H236V128H235ZM235 130L232 129V130H230V131H235ZM12 131H13V130H12ZM16 131H17V130H16ZM27 131H28V130H27ZM32 131H33V132H32ZM48 131H49V130H48ZM80 131H79V132H80ZM88 131H89V132H88ZM114 131H117V130H114ZM125 131H126V130H125ZM158 131H159V130H158ZM170 131H171V130H170ZM178 131H177V132H178ZM196 131H197V130H196ZM211 131H212V130H211ZM216 131H217V130H216ZM218 131H219V130H218ZM230 131H228V132L230 133ZM5 132H6V130H5ZM7 132H6V133H7ZM42 132H44V131H42ZM53 132H54V133H53ZM59 132H60V133H59ZM99 132H101V133H99ZM149 132L153 135V133H152L151 131H149ZM161 132H163V131H161ZM180 132H181V131H180ZM180 132H179V133H180ZM197 132H198V131H197ZM203 132H202V133L199 132L198 134H203ZM212 132H213V134L215 135V136H213V137H216V136L218 135V133L221 134L220 132H218L217 134H215V133H214V132H215L214 130H213ZM212 132H211V135H212ZM235 132H237V130H236ZM239 132H240V131L238 130L237 133H238V134H241V132H240V133H239ZM58 133H59V134H58ZM69 133H68V135H69ZM90 133H91V134H90ZM114 133H115V132H114ZM125 133H126V132H125ZM189 133H190V129H189V132H188V136L190 137L191 134L189 135ZM191 133H192V135L194 136V132H191ZM207 133H208V132H207ZM207 133H205V134L207 135ZM226 133H227V132H226ZM226 133H225V134H226ZM229 133H228V134H229ZM237 133H236V134H237ZM25 134H26V133H25ZM55 134L59 135V136L61 137V140H62V138H63L62 141H64V139L68 138V140L66 139L65 141H66V142H67V141L69 142V143H67L68 145H66V147H69V148H66V147H65V143H62V142H61V144H60V142H58V145L60 144L59 147H58V146H57V143H55V142H57L56 140H57L58 138L54 141ZM63 134L66 135L65 132H63ZM96 134H94V135H96ZM104 134H105V133H104ZM118 134H120V132H119ZM121 134H122V132H121ZM128 134H129V133H128ZM151 134H148V135L150 136ZM163 134H164V133H163ZM169 134H171V133L169 132ZM181 134L183 135L184 132L181 133ZM186 134H187V133H186ZM186 134H185V136H187ZM195 134H197V133H195ZM198 134H197V135H198ZM232 134H234V133L232 132ZM246 134H247V135H246ZM15 135H16V137H21V138H22V136H19L20 134H18V135L15 134ZM68 135H67V136H68ZM124 135H125V134H124ZM126 135H127V133H126ZM157 135H160V136H161L162 134H160V133L158 134V133H157ZM165 135H166V134H165ZM179 135H180V134H179ZM179 135H178V136H179ZM192 135H191V138L193 139L194 137H192ZM206 135H205V136H206ZM211 135H209V137H211ZM222 135H224V133L221 134L220 136H222ZM226 135H227V134H226ZM229 135H230V134H229ZM3 136H4V138H3ZM24 136H25V135H24ZM62 136H63V135H62ZM103 136H104V135H102V137H103ZM105 136H106V135H105ZM105 136H104V138H105ZM110 136H111V135H110ZM113 136H115V135H113ZM121 136H122V137H121ZM154 136H156L155 132H154ZM154 136H153V137H154ZM198 136H199V135H198ZM198 136H197V137H198ZM201 136H202V135H201ZM201 136H200V137H201ZM205 136H204V139H205ZM207 136H208V135H207ZM230 136H231V135H230ZM230 136H229V137L226 136V137H228V138H230V139H232L231 137H233V136L236 137L235 135H233V136H231V137H230ZM237 136H238V135H237ZM240 136H241V135H240ZM65 137H66V138H65ZM102 137H101V138H102ZM107 137H109V136H107ZM107 137H106V138H107ZM116 137H119V136L116 135ZM120 137L123 138L124 136H123V135H120ZM130 137H132V136L130 135ZM130 137H129V138H130ZM170 137H172V136H170ZM180 137H181V136H180ZM189 137H188V138H189ZM200 137H199V138H200ZM213 137L210 138V139L212 140ZM217 137H219V135H218ZM217 137L214 138V139H216V141H217ZM244 137H243V138H244ZM248 137H247V138H248ZM1 138H2V140H1ZM90 138H91V139H90ZM106 138H105V139H106ZM126 138H127V137H126ZM126 138L124 137L123 139H126ZM129 138H128V139H129ZM188 138H187V139H188ZM207 138H208V137H207ZM220 138H222V139H220V140H221V141H220L221 143H222V141H226V139H227V141H230V139L225 138V137H224L225 140H223V136L220 137ZM237 138H238V141H239V137H237ZM240 138H241V137H240ZM19 139H20V138H19ZM23 139H24V138H23ZM113 139H114V138H113ZM113 139H112V140H113ZM117 139H118V138H117ZM117 139H116V140H117ZM119 139H120V138H119ZM132 139H133V138H132ZM179 139H180V138H179ZM196 139H197V138H196ZM196 139H195V140H196ZM202 139H203V138H202ZM204 139H203V140H204ZM214 139H213V140H214ZM244 139H245V138H244ZM3 140H5V142L7 143V145L4 144V141H3ZM12 140H13V141H12ZM20 140H22V139H20ZM52 140H53V142H52ZM61 140L58 139V141H61ZM69 140H70V141H69ZM82 140H83V139H82ZM107 140H108V138H107ZM126 140H127V139H126ZM168 140H169V139H168ZM188 140L190 141V138H189ZM211 140H210V141H211ZM234 140H235V139H234ZM234 140H233V141H234ZM241 140H242V138H241ZM250 140H249V141H250ZM96 141H97V140H96ZM124 141H125V140H124ZM127 141H128V140H127ZM133 141H134V140H133ZM136 141H137V140H136ZM145 141H146V140H145ZM169 141H170V140H169ZM199 141H200V139H199ZM199 141H198V142H199ZM233 141H232V142H233ZM238 141H235V143L237 144ZM244 141H246V140H244ZM244 141H243V142H244ZM256 141H257V140H256ZM16 142H17V143H16ZM39 142H36V143L38 144ZM51 142H52L53 144L55 143L56 145H54V146H56V147H54L53 145H51ZM91 142H92V141H91ZM105 142H106V141H105ZM105 142H104V143H105ZM112 142H113V141H112ZM114 142H115V141H114ZM117 142H118V141H117ZM117 142H116V143H117ZM119 142H121V141H119ZM122 142H123V141H122ZM122 142H121V143H122ZM160 142H161V140H160ZM175 142H176V141H175ZM177 142H178V141H177ZM185 142H186V141H185ZM187 142H188V141H187ZM206 142H207V141H205V142H203V143H206ZM214 142H215V141H214ZM214 142H213L212 144H214ZM217 142H218V141H217ZM232 142H231V143H232ZM243 142H241V143L243 144ZM252 142H253V141H252ZM15 143H16L17 146H13ZM34 143H35V142H34ZM48 143H50V144L48 145ZM110 143H111V142H110ZM110 143H108V145H109ZM121 143H120V144H121ZM128 143H129V142H128ZM157 143H158V142H157ZM183 143H184V141H183ZM191 143H192V142H191ZM209 143H211V142H209ZM218 143H219V142H218ZM223 143H225V142H223ZM227 143H228V142H227ZM231 143H230V144H231ZM235 143H234V144H235ZM239 143H240V142H239ZM239 143H238V144H239ZM241 143H240V145H241ZM245 143H246V142H245ZM2 144H3V146H2ZM111 144H112V143H111ZM122 144H123V143H122ZM130 144H131V143H130ZM136 144H137V143H136ZM138 144H139V143H138ZM147 144H148V143H147ZM149 144H150V142H149ZM178 144H179V143H178ZM197 144L199 145V143H197ZM250 144H251V143H250ZM252 144H254V143H252ZM262 144H263V143H262ZM23 145H24V146H23ZM88 145H89V144H88ZM90 145H91V144H90ZM90 145H89V147H93V146H90ZM93 145H94V144H93ZM97 145H98V144H97ZM97 145L95 144V146H97ZM99 145H101V144H99ZM103 145H105V144H102L100 147L102 148ZM106 145H107V143H106ZM125 145H126V143H125ZM139 145H140V144H139ZM154 145H155V144H154ZM158 145H160V144L158 143ZM187 145H188V144H187ZM192 145H193V143H192ZM222 145H223V144H222ZM240 145H239V146H240ZM245 145L248 146L247 144H245ZM263 145H264V144H263ZM263 145H259V143H258V147H259V146H262L263 149H264V146H263ZM1 146H2V147H1ZM6 146H8L9 148L6 147ZM60 146H62V147H60ZM78 146H79V144H78ZM84 146H85V145H84ZM113 146H114V145H113ZM113 146H112V147H113ZM133 146H134V145H133ZM151 146H153V145H151ZM155 146H156V145H155ZM185 146H186V145H185ZM193 146H194V145H193ZM212 146H213V145H212ZM215 146H217V145H215ZM218 146H221V145H218ZM223 146H224V145H223ZM227 146H228V144H227ZM246 146H244V147H246ZM252 146H253V145H252ZM252 146H250V147H252ZM255 146H257V145L255 144L253 147H255ZM15 147H16V149H15ZM18 147H19L20 149H19ZM57 147H58V148H57ZM70 147H71V148H70ZM97 147H99V146H97ZM143 147H145V146L143 145ZM159 147H161V146H159ZM159 147H158V148H159ZM173 147H174V146H173ZM194 147L196 148V145H195ZM198 147H199V146H198ZM198 147H197V149H198ZM200 147H201V145H200ZM205 147H206V146H205ZM210 147H211V146H210ZM228 147H230V145H229ZM232 147H233V145H232ZM235 147H236V146H235ZM235 147H234V148H235ZM262 147H261V148L259 147V148L262 149ZM5 148H6V149H5ZM95 148H96V147H95ZM106 148H107V147H106ZM109 148H110V147H109ZM124 148H125V147H124ZM128 148H129V147H128ZM130 148H131V146H130ZM147 148H149V147H147ZM158 148H157V149H158ZM162 148H163V147H162ZM169 148H170V147H169ZM175 148H176V146H175ZM180 148H181V147H180ZM180 148H179V149H180ZM183 148H184V147H183ZM190 148H192V147H190ZM190 148L188 147V149H190ZM202 148H204V147H202ZM212 148L216 149L217 147L215 148V147L213 146ZM220 148H221V147H220ZM222 148H224V147H222ZM27 149H28V150H27ZM69 149H70V150H69ZM73 149H75V147H73ZM73 149H72V151H74ZM86 149H89V148H86ZM96 149H97V148H96ZM98 149H99V148H98ZM98 149H97V150H98ZM104 149H105V146H104ZM138 149H139V148H138ZM160 149H161V148H160ZM170 149H171V148H170ZM185 149H187V148L185 147L184 150H182V151H185V154H188L189 151H191V152H192V151H195V150H189V151L187 152ZM193 149H194V148H193ZM227 149L229 150V148H227ZM232 149H233V148H232ZM246 149H247V148H246ZM248 149H249V148H248ZM82 150H83V149H82ZM89 150H90V149H89ZM93 150H94V151H93L94 153L97 152L95 149H93ZM108 150H109V149H108ZM110 150H113V149H110ZM125 150H127V149H125ZM128 150H130V149H128ZM146 150H147V149H146ZM154 150H155V149H154ZM202 150H203V149H202ZM202 150H201V151H202ZM204 150L206 151V148H204ZM212 150H213V149H212ZM217 150H218V149H217ZM217 150H216V152H217ZM225 150H226V149H224V151H225ZM236 150H238V149H236ZM3 151H2V152H3ZM16 151H15V152H16ZM23 151H24V150H23ZM79 151H80V150H79ZM91 151H92V149H91ZM132 151H133V150H132ZM132 151H131V152H132ZM162 151H163V150H162ZM169 151H170V150H169ZM173 151H174V149H173ZM173 151H172V153L169 152V154H173ZM180 151H181V149H180L179 151H176V152H177V153H181L182 151H181V152H180ZM196 151H197V150H196ZM198 151H199V150H198ZM198 151H197V152H198ZM201 151H200V152H201ZM213 151L215 152V150H213ZM213 151H212V152H213ZM231 151H233V154H234L235 151H234V150H231ZM15 152H14V153H15ZM19 152H20V151H19ZM81 152H82V151H81ZM99 152H100V151H99ZM107 152H108V151H107ZM107 152L105 151V153H107ZM111 152H112V151H111ZM116 152H117V151H116ZM119 152H120V151H118L116 154H118ZM124 152H125V151H124ZM128 152H130V151H128ZM131 152H130V153H131ZM142 152H143V151H142ZM176 152H174V154H175ZM186 152H187V153H186ZM214 152H213V153H214ZM220 152H221V151H220ZM225 152H226V151H225ZM225 152H224V153H225ZM229 152H230V151H229ZM229 152H227V153H229ZM239 152H240V151H239ZM241 152H242V151H241ZM241 152H240V153H241ZM250 152L252 153V151H250ZM20 153H21V152H20ZM20 153H17V154H20ZM25 153H26V152L24 151V153H21V155H22V154L25 155ZM35 153H34V154H35ZM82 153H83V152H82ZM101 153H102V152H101ZM113 153H114V152H113ZM137 153H139V152H136V153H134V154H137ZM152 153H153V152H152ZM158 153H159V151H158ZM193 153H194V152H193ZM201 153L203 154V152H201ZM201 153H198V154H201ZM209 153H210V152H209ZM218 153H219V152H218ZM227 153H226L225 155H227ZM248 153H249V152H248ZM248 153H246V154H248ZM257 153H258V152H257ZM260 153H261V152H260ZM260 153H259V154H260ZM0 154H2V153H0ZM17 154L15 153L14 155H17ZM27 154H29V153H27ZM27 154H26V155H27ZM34 154H33V155H34ZM53 154H56V155H53ZM72 154H74V153H72ZM72 154H71V155H72ZM75 154H77V150H76V153H75ZM79 154H81V153H79ZM96 154H97V153H96ZM98 154H99V153H98ZM134 154H133V155H134ZM140 154H141V153H140ZM140 154H139V157H140ZM154 154H155V153H154ZM154 154H153V156H154ZM160 154H161V153H160ZM160 154H159V155H160ZM169 154H168V156H169ZM183 154H184V153H183ZM195 154H196V153H194L193 156H194V157L196 156L195 158H196L197 160H198V159L201 160V156H203V155L205 156V158H203V159H206V158H207L206 155H205L206 152H205L203 155H201L200 157H199L198 155H195ZM207 154H208V153H207ZM210 154H212V153H210ZM215 154H217V153H215ZM219 154H221V153H219ZM10 155H11V154H10ZM10 155H9V156H10ZM82 155H83V154H82ZM102 155H103V154H102ZM104 155H105V154H104ZM110 155H111V154H110ZM114 155H115V154H114ZM142 155H146V153H143ZM142 155H141V156H142ZM149 155H151V154H149ZM162 155H163V153H162ZM178 155H180L181 157H183V158H181L180 156L178 157L180 161H182L181 159L184 160V159L186 158V157L182 156V154H178ZM221 155H222V154H221ZM225 155L222 157V159L225 157ZM229 155H230V153H229ZM236 155H237V153H235V156H236ZM238 155H239V156H237V157H240V154H238ZM248 155H249V154H248ZM260 155L263 156L262 153H261ZM12 156H13V155H12ZM12 156H10V157H12ZM30 156H31V155H30ZM30 156H29V158H30ZM36 156H37L38 158L34 156V157L36 158V159L34 160L35 162H36L37 160H39V161H41V162H44V161L40 160V159H43V157H39L38 155H36ZM43 156H44V155H43ZM45 156H46V155H45ZM50 156H51V157H50ZM67 156L70 157V155H67ZM67 156H66V157H67ZM73 156H74V155H73ZM75 156H76V155H75ZM77 156H79V155H77ZM93 156H94V155H93ZM111 156H112V155H111ZM115 156H117V155H115ZM122 156H123V155H122ZM135 156H136V155H135ZM170 156H171V155H170ZM172 156L177 157V156H175V155H172ZM185 156H187V155H185ZM209 156H210V155H209ZM230 156H231V155H230ZM246 156H247V155H246ZM249 156H251V155H249ZM249 156H248L247 158H250ZM252 156H254V155H252ZM3 157H4V156H3ZM3 157H2L1 160H3ZM26 157H28V156H26ZM64 157H65V156H64ZM79 157H80V156H79ZM95 157H96V156H95ZM103 157H104V156H103ZM112 157H113V156H112ZM119 157H120V156H119ZM119 157H117V159H119ZM125 157H128V153L125 154ZM125 157H122V158H125ZM151 157H152V156H151ZM155 157H156V156H155ZM155 157H154V158H155ZM159 157H160V156H159ZM162 157H163V156H162ZM164 157H166V156H164ZM188 157L190 158V157H192V156H188ZM197 157H198V158H197ZM216 157H217L216 159H218V156H216ZM219 157H221V156H219ZM227 157H228V156H227ZM227 157H225V159H226ZM232 157H233V155H232ZM232 157H231V158H232ZM255 157H256V156H255ZM257 157H258V156H257ZM15 158H16V157H15ZM17 158L19 159V157H17ZM17 158H16V159H17ZM21 158H22V157H20V159H21ZM29 158H28V159H29ZM39 158H40V159H39ZM74 158H75V157H74ZM74 158H72V160H73ZM93 158H94V157H93ZM99 158H100V157H99ZM99 158H98V159H99ZM131 158L135 159V158L132 157V156H131ZM131 158H129L130 161H132ZM137 158H138V157H137ZM137 158H136V159H137ZM143 158H144V157H143ZM160 158H161V157H160ZM167 158H168V157H167ZM210 158H211V156L208 157V160H207V161H209ZM212 158H213V157H212ZM214 158H215V157H214ZM231 158H230V159H231ZM247 158H246V159H247ZM5 159L7 160V158H5ZM8 159H10V158H8ZM23 159H24V161H25L24 156H23ZM33 159H34V158H33ZM63 159H64V158H63ZM80 159H81V157H80ZM82 159H83V157H82ZM90 159H91V158H90ZM102 159H103V158H102ZM110 159H111V158H110ZM114 159H116V157H115ZM120 159H121V158H120ZM126 159H127V158H126ZM129 159H128V160H129ZM145 159H146V158H145ZM145 159H144V160H145ZM161 159H162V158H161ZM165 159H166V158H165ZM193 159H194V158H193ZM196 159H195V162H196ZM244 159H245V158H244ZM253 159H254V158H253ZM253 159H251V160H253ZM257 159H258V158H257ZM262 159H263V158H262ZM262 159H261V160H262ZM6 160H5V161H6ZM14 160H15V159H14ZM14 160H13V162H14ZM31 160H32V158H31ZM31 160H30L29 162H31ZM44 160H45V158H44ZM48 160H49V159H48ZM58 160H59V159H58ZM61 160H62V159H61ZM61 160L59 161V163L63 161V160H62V161H61ZM65 160H66V159H65ZM65 160H64V161H65ZM67 160H68V157H67ZM87 160H88V158H87ZM94 160H95V159H94ZM103 160H104V159H103ZM124 160H125V159H124ZM141 160H142V159H141ZM151 160H152V159H151ZM162 160H163V159H162ZM168 160L170 161V159H166L165 161H168ZM175 160H176V159H175ZM177 160H178V159H177ZM189 160L192 161V159H189ZM232 160H233V159H232ZM232 160H231V161H232ZM240 160H241V159H240ZM240 160H239V161H240ZM3 161H4V160H3ZM15 161H16V160H15ZM27 161H28V160H26V162H27ZM39 161H38V162H39ZM45 161H46V160H45ZM50 161H51V160H50ZM52 161H53V160H52ZM64 161H63V162H64ZM68 161H69V160H68ZM73 161H74V160H73ZM92 161H93V159H92ZM96 161H97V159H96ZM109 161H110V160H109ZM117 161H118V160H117ZM147 161H148V160H146V162H147ZM157 161H158V160H157ZM165 161H164L163 163H165ZM172 161H173V160H172ZM185 161H188V159L186 158ZM193 161H194V160H193ZM203 161H204V160H203ZM207 161H205V162L207 163ZM213 161H214V160H213ZM218 161H220V160H217L216 163H220V162H222V161L225 162V161H227V159H226L225 161H224V160H221L220 162H218ZM231 161H230V162H231ZM247 161H248V160H247ZM8 162H9V161H8ZM21 162H22V161H21ZM56 162H57V160H56ZM63 162H62V163H63ZM65 162H66V161H65ZM65 162H64V163H65ZM75 162H76V161H75ZM78 162H79V161H78ZM82 162H84V160H82ZM85 162H87V161L85 160ZM89 162H90V161H88V163H89ZM121 162H123V161H121ZM121 162H120V163H121ZM149 162H150V161H149ZM174 162H175V161H174ZM178 162H179V161H178ZM182 162H184V161H182ZM182 162H181V163H182ZM188 162H189V161H188ZM188 162H186V163H188ZM195 162H194V163H195ZM200 162H202V161H200ZM205 162H204V163H205ZM223 162H222V163H223ZM251 162H252V161H251ZM259 162H260V161H259ZM2 163H3V162H2ZM17 163H19V162H17ZM24 163H25V162H23V165H24ZM27 163H28V162H27ZM36 163H37V162H36ZM47 163H48V161H47ZM52 163H53V162H52ZM59 163H57V164L59 165ZM64 163H63V164H64ZM69 163L72 164L73 166H74V164H76V163H74V162L72 163V161H71V162L69 161ZM69 163L67 162V164H69ZM88 163H87V164H88ZM94 163H96V162H94ZM98 163H99V162H98ZM129 163H130V162H129ZM134 163H135V162H134ZM143 163H144V162H143ZM152 163L154 164V162H152ZM172 163H173V162H172ZM176 163H177V162H176ZM186 163H185V164H186ZM202 163H203V162H202ZM202 163H201V164H202ZM210 163H211V162H210ZM213 163H214V162H213ZM216 163H214V165H215ZM228 163H229V162H228ZM235 163H236V162H235ZM237 163H238V162H237ZM248 163L250 164L249 161H248ZM248 163H246V164H248ZM254 163H255V160H254ZM0 164H1V162H0ZM10 164H11V163H10ZM38 164H39V163H38ZM45 164H46V163H45ZM54 164H55V162H54ZM54 164H52V166H53ZM78 164H79V163H78ZM80 164L83 165L82 163H80ZM84 164H85V163H84ZM89 164H90V163H89ZM89 164L86 165V167H88ZM107 164H108V162H107ZM107 164H106V165H107ZM114 164H115V163H114ZM121 164L125 165V163H121ZM147 164H148V163H147ZM147 164H144V165L146 166ZM153 164H152L153 167H154V166H157V165H159V167H160V166L162 165V163H160L161 165H160V164H156V165L154 164V165H153ZM167 164H168V163H167ZM177 164H179V163H177ZM185 164H184V165H185ZM197 164H199V162H198ZM201 164H199V166H200ZM220 164H221V163H220ZM230 164H231V163H230ZM255 164L257 165V163H255ZM263 164H264V160H263ZM1 165H4V164H1ZM5 165H6V167H7V164H5ZM12 165H14V164H11L10 166H12ZM30 165H31V164H30ZM40 165H41V164H40ZM47 165H48V164H47ZM49 165H50V164H49ZM49 165H48V166H49ZM60 165H62V164H60ZM93 165H94V164H93ZM93 165H91V166H93ZM97 165H99V164H97ZM109 165H110V163H109ZM116 165H117V164H116ZM116 165H115V167H116ZM126 165H127V164H126ZM138 165H139V164H138ZM144 165H143V167H144ZM163 165H164V164H163ZM163 165H162V166H163ZM184 165H183V166H184ZM188 165H189V164L185 165L186 168H187ZM190 165H191V164H190ZM207 165H208V164H207ZM210 165H212V164H210ZM210 165H209V166H210ZM214 165H213V166H214ZM217 165H218V164H217ZM251 165H252V164H251ZM18 166H19V165H18ZM21 166H22V165H21ZM21 166H19V167L23 170L24 168H22ZM26 166H27V165H26ZM26 166H25V167H26ZM37 166H39V165H37ZM45 166H46V165H45ZM55 166H56V165H55ZM64 166H66V165L64 164V165H63V168L60 166V167H61L60 170L65 169ZM91 166H89V168H90ZM100 166H101V165H100ZM111 166H112V165H111ZM134 166L138 167L137 165H134ZM139 166H140V165H139ZM141 166H142V165H141ZM141 166H140V167H141ZM152 166H151V167L148 166V167L152 169ZM162 166L160 167V169H161L160 171L163 170V169H162V168H163ZM171 166H172V165H171ZM171 166H170V167H171ZM181 166H182V164H181ZM181 166H180V168H181ZM213 166H212V167H213ZM221 166H222V165H221ZM223 166H224V165H223ZM230 166H231V165H230ZM233 166H234V165H233ZM246 166H247V165H246ZM260 166H261V165H260ZM260 166H259V167H260ZM12 167H13V166H12ZM27 167H28V166H27ZM27 167H26V169H27ZM29 167H30V166H29ZM66 167H67V166H66ZM75 167H76V166H75ZM82 167H83V166H82ZM86 167H85V168H86ZM95 167H96V166H95ZM107 167H108V166H106V169H105V170L108 169ZM112 167H113V166H112ZM115 167H114V168H115ZM140 167H139V168H140ZM143 167H142V168H143ZM159 167H158V168H159ZM165 167L169 170V168H168L167 166H165ZM175 167H178V168H179V166H175V165L172 166V168H175ZM190 167H191V166H190ZM190 167H188L189 170L192 169V168L190 169ZM195 167H197V166H195ZM201 167H202V166H201ZM201 167H199V169H202V170H203V169H204V166H203V168H201ZM210 167H211V166H210ZM210 167H208V168L210 169ZM214 167H216V166H214ZM218 167L220 168L219 165H218ZM218 167H217V168H218ZM225 167H226V166H225ZM228 167H229V166H228ZM240 167H241V166H240ZM242 167H243V166H242ZM249 167H250V166H249ZM263 167H264V166H263ZM0 168H1V167H0ZM4 168H5V167H4ZM4 168H3V169H4ZM7 168H8V167H7ZM15 168H17V167L15 166ZM35 168H37V167H35ZM35 168H34V169H35ZM47 168H48V167H47ZM47 168H44V169H43V173H44V170L47 169ZM52 168H53V167H52ZM77 168H79V167H77ZM80 168H81V167H80ZM91 168L93 169L94 167H91ZM109 168H110V167H109ZM114 168H113V169H114ZM117 168H118V167H117ZM119 168H120V166H119ZM139 168H138V169H139ZM149 168H148V170H149ZM154 168H155V167H154ZM158 168H155V169H157V170L159 171ZM180 168H179V169H180ZM182 168H184V167H182ZM193 168H194V167H193ZM197 168H198V167H197ZM221 168H222V167H221ZM221 168H220V169H221ZM229 168H230V167H229ZM251 168H253V167H251ZM257 168H258V167H257ZM13 169H14V168H12V171H13ZM17 169H19V168H17ZM17 169L15 170V172L17 171ZM32 169H33V168H32ZM34 169H33V170H34ZM38 169H39V167H38ZM48 169H49V168H48ZM74 169H75V168H74ZM87 169H88V168H87ZM96 169H97V167H96ZM100 169H101V168H100ZM113 169H112V170H113ZM120 169H121V168H120ZM127 169H128V171L125 172V175H126V173L129 172V168H127ZM131 169H133V168H131ZM170 169H171V168H170ZM195 169H196V168H194V170H195ZM223 169H224V168H223ZM223 169H222V171H224ZM226 169H227V167H226ZM241 169H242V168H241ZM6 170L8 171V170H11V169H10V167H9V169H6ZM28 170H30V169H28ZM57 170H59V169H57ZM65 170H66V169H65ZM67 170H68V171H71L72 169H71V170H70V169H67ZM78 170H79V169H78ZM85 170H86V169H85ZM94 170H95V169H94ZM94 170H92V171H94ZM105 170H104V171H105ZM112 170H111V171H112ZM123 170H125V169H123ZM123 170H121V171H123ZM133 170H134V169H133ZM148 170L146 171V168H145V170H144L145 173L143 172V174H145V176H146V172H148ZM171 170H172V169H171ZM174 170H176V169H174ZM184 170H185V169H184ZM215 170H216V169H215ZM236 170H237V169H236ZM242 170H243V169H242ZM247 170H248V169H247ZM251 170H252V169H251ZM260 170H261V169H260ZM263 170H264V168H263ZM7 171H6L5 173H7ZM36 171H37V170H35V173H36ZM41 171H42V169H41ZM46 171H47V170H46ZM49 171H50V170H48V172H49ZM54 171H56V170H54ZM54 171L52 172V173H53V174H52L53 177H54V175H55ZM75 171H76V170H75ZM79 171H80V170H79ZM86 171H87V170H86ZM86 171H85V172H86ZM96 171H97V170H96ZM96 171H94V173H96ZM99 171H100V170H99V166H98V172H99ZM101 171H103V170H101ZM109 171H110V170H109ZM109 171H108V170L106 171V173L108 172L107 175L109 174ZM113 171H116V170H113ZM118 171H120V170H118ZM121 171L119 172V176H118V177H120V173L122 174ZM125 171H126V170H125ZM138 171H140V170H138ZM187 171H188V170H187ZM196 171H199V170H195V172H196ZM216 171H217V170H216ZM219 171H220V170H219ZM219 171H218V173H219ZM239 171H240V170H239ZM244 171H245V170H244ZM258 171H259V169H258ZM0 172H1V171H0ZM8 172H9V171H8ZM10 172H11V171H10ZM17 172H18V171H17ZM20 172H22V171H20ZM26 172H27V171H26ZM60 172H61V171H60ZM63 172H64V170H63ZM71 172H72V171H71ZM71 172H70V173H71ZM83 172H84V171H83ZM83 172H82V174L84 175ZM90 172H91V170H90ZM133 172H134V171H133ZM133 172H132V174H133ZM151 172H152V170L150 171V173H151ZM172 172H173V170H172ZM172 172H171V173H172ZM176 172H177V171H176ZM191 172H192V171H191ZM193 172H194V171H193ZM203 172H204V171H203ZM226 172H227V171H226ZM231 172H232V171H231ZM253 172H254V168H253ZM253 172H252V173H253ZM261 172H263V171L261 170ZM261 172H258L259 175L261 174ZM2 173H3V170H2ZM11 173H12V172H11ZM32 173H34V172H32ZM35 173H34L33 176L31 175V173H28V174H30V176H32V177L34 178ZM37 173H40V170H39ZM56 173H57V172H56ZM61 173H62V172H61ZM64 173H65V172H64ZM64 173H63V174H64ZM70 173H68V174L70 175ZM72 173H74V170H73ZM75 173H76V172H75ZM75 173H74V174H75ZM110 173H111V172H110ZM114 173H115V172H114ZM130 173H131V172H130ZM136 173H138V172H136ZM141 173H142V172H141ZM141 173H140V174H141ZM162 173H163V176H164V172H163V171H162ZM168 173H169V172H167V174H168ZM181 173H182V172H181ZM181 173H180V175H181ZM207 173H208V172H207ZM210 173H211V172H210ZM222 173H223V172H222ZM227 173H228V172H227ZM227 173H225V175H227ZM240 173H241V172H240ZM246 173H247V172H246ZM248 173H249V172H248ZM255 173H256V172H255ZM18 174H19V172H18ZM41 174H42V173H41ZM41 174H40V175H41ZM46 174H47V172H46ZM48 174H49V173H48ZM80 174H81V173H79V175H80ZM85 174H86V173H85ZM88 174H89V173H88ZM88 174H86V175H88ZM91 174H92V172H91ZM99 174H100L101 176H105V175H102L101 173H98V175L95 176L96 181H97V177L99 178ZM117 174H118V172H117ZM153 174H154V170H153ZM175 174H176V173H175ZM220 174H221V173H220ZM232 174H233V173H232ZM244 174H245V172H244ZM2 175H3V174H2ZM5 175H6V174H5ZM5 175H4L3 177H5ZM7 175H8V174H7ZM11 175H12V174H11ZM11 175H10V176H11ZM64 175H65V174H64ZM64 175H63V176H64ZM79 175H78L77 178L80 179L81 177H79ZM86 175H85V176H86ZM94 175H96V174H94ZM94 175H91L90 180H92V177H93ZM107 175H106V176H107ZM109 175H112V174H109ZM122 175H123V174H122ZM125 175H124V176H125ZM128 175H129V174H127V176H128ZM133 175H134V174H133ZM141 175H142V174H141ZM147 175H148V173H147ZM149 175H150V174H149ZM157 175H158V174H157ZM157 175H156V176H157ZM160 175H161V174H160ZM173 175H174V174H173ZM184 175H185V173H184ZM189 175H191V174H189ZM196 175H197V174H196ZM203 175H204V174H203ZM203 175H199V176L197 175V176H198L199 178H201L200 176L203 177ZM205 175H206V176H205ZM205 175H204L205 177H203V178H206V177L208 176L207 174H205ZM215 175H216V174H215ZM223 175H224V173H223ZM229 175H231V174H229ZM229 175H228V176H229ZM237 175H238V174H237ZM246 175H247V176L249 175V178H251V179H252V177H253V176L250 177L251 174H246ZM246 175H245V176H246ZM254 175H255V174H254ZM261 175H262V174H261ZM261 175H260V176H261ZM8 176H9V175H8ZM10 176H9V177H10ZM16 176H17V174H16ZM18 176H19V175H18ZM18 176H17V177H18ZM20 176H21V177H22V176L24 177L25 175L22 174V175H20ZM20 176H19L18 178H20ZM37 176H38V174H37ZM41 176H42V175H41ZM41 176H40V177H41ZM45 176H46V175H45ZM45 176H42V177L44 178ZM56 176H57V175H56ZM56 176H55V177H56ZM58 176H59V175H58ZM60 176H62V175H60ZM71 176H73V175H71ZM76 176H77V174H76ZM80 176H82V175H80ZM101 176H100V177H101ZM115 176H116V175H113V177H115ZM137 176H138V174H137ZM145 176H143V177H145ZM152 176H153V175H152ZM163 176H160V178L163 177ZM175 176H176V175H175ZM213 176H214V175H213ZM221 176H222V174H221ZM228 176H226V178H227ZM235 176H236V175H234V177H235ZM245 176H244V177L241 176V177H242V178H245ZM263 176H264V172H263ZM9 177H8V179H9ZM13 177H15V176H13ZM13 177H12V178H13ZM17 177H15V178H17ZM26 177H28V175H27ZM53 177H52V178H53ZM83 177H84V176H83ZM138 177H139V176H138ZM138 177H137V178H138ZM188 177L190 178V176H188ZM188 177H187V178H188ZM192 177H196V176L194 175V176H192ZM192 177H191V178H192ZM198 177H196V178H198ZM219 177H220V176H219ZM230 177H232V176H229L228 178H230ZM234 177H233V178H234ZM254 177H256V176H254ZM254 177H253V179H256V178H257V177H256V178H254ZM0 178H1V177H0ZM30 178H31V177H30ZM36 178H37V177H36ZM45 178H46V179L49 178V180H53V179H50L51 176H49V177L47 176V177H45ZM77 178H76V179H77ZM95 178L93 177V180H94ZM131 178H132V177H131ZM141 178H142V177H141ZM149 178H150V176H149ZM149 178H148V179H149ZM151 178H152V177H151ZM153 178H154V177H153ZM179 178L181 179V178H183V177H179ZM184 178H185V177H184ZM187 178H186V179H187ZM191 178L188 179V180H190V182L188 181V182L190 183V185H192V184H191V183L193 182L192 180H193V179H196V178H192V179H191ZM210 178H211V176H210ZM217 178H218V177L216 176V179H217ZM222 178H224L223 181H224V183H225L226 178H225L224 176H222ZM242 178H241V179H242ZM6 179H7V177H6ZM6 179H5V181H6ZM23 179H24V178H22V180H23ZM31 179H32V178H31ZM64 179H65V178H64ZM68 179H69V178H68ZM74 179H75V177H74ZM76 179H75V180H76ZM117 179H118V178H117ZM138 179H139V178H138ZM138 179H137V180H138ZM154 179H155V178H154ZM158 179H159V178H157V180H158ZM172 179H173V178H172ZM213 179H215V178H213ZM213 179H212V180H213ZM218 179H219V180H222V179H220V178H218ZM0 180H3V178L0 179ZM11 180H12V179H11ZM15 180H17V179H15ZM25 180H26V179H25ZM34 180H35V179H33V181H34ZM36 180H38V179H36ZM36 180H35V181H36ZM39 180H41V178H40ZM43 180H44V179H43ZM61 180H62V179H61ZM61 180H60V181H61ZM72 180H73V179H72ZM75 180H74V183H75ZM84 180H86V179H84ZM118 180L121 181L122 179H118ZM128 180L130 181V179H128ZM135 180H136V179H135ZM160 180H161V179H160ZM166 180H167V179H166ZM166 180H165V181H166ZM170 180H171V179H170ZM176 180H177V179H176ZM182 180H183V179H182ZM203 180H204V181H202V179H201L202 183H199V184H201V186H204V182H206V181L208 182V180L210 181L211 179H208V178H207V179H203ZM233 180H234V179H233ZM233 180H232V182H233ZM237 180H240V179H237ZM258 180H259V179H258ZM5 181L3 180V181H1V182H4V183H7V182H8V180H7V182H5ZM13 181H14V180H13ZM30 181H32V180H30ZM35 181H34V182H35ZM53 181L55 182V180H53ZM58 181H59V178H58ZM67 181H69V180H67ZM77 181H79L80 184H82L80 180H77ZM88 181H89V180H87V182H88ZM94 181H95V180H94ZM94 181H93V182H94ZM101 181H103V180H101ZM110 181H112V180H110ZM124 181H126V180H124ZM132 181H133V179H132ZM132 181H131V183H132V184H135V183L132 182ZM162 181H164V179H163ZM167 181H169V179H168ZM167 181H166V182H167ZM185 181H186V180H185ZM185 181H183V182H185ZM196 181H199V180H196ZM196 181H195V183H196V187H197V185H198V186H199L198 189H200V191H201V189H202V191H203V193H204L203 197H202L201 194H200L201 196L199 195L200 198H201V197H202V198H204V197L207 198V197H210V196H213V195L215 196V195L217 194V193H216L217 191H215V190L218 189V186H219V184H217V181L213 180V181L216 182L215 184H216V186H217V187H214L215 190L213 189V186L210 187L211 185H213L212 183L210 184V182L207 183L208 186H209V188H208V186H206V184H205L206 187H204V188L201 187V188H200V185L197 184L198 182H196ZM226 181H227V180H226ZM229 181H230V179H229ZM242 181H244V180H242ZM242 181H241L240 183H243ZM245 181H246L245 183H247V180H246V179H245ZM248 181L251 182L252 180H248ZM254 181H255V180H254ZM261 181H263V182H262V184H263V183H264V180H261ZM9 182H10V184H11L12 181H10V179H9ZM9 182H8L7 185H9ZM20 182H21V181H20ZM22 182H24V180H23ZM41 182H43V181H41ZM41 182H40V183H41ZM47 182H48V180H47ZM56 182H57V181H56ZM70 182H71V181H69V183H70ZM79 182H78V184H79ZM82 182H83V181H82ZM108 182H109V181L107 180V183H108ZM114 182H115V181H114ZM140 182H141V181H140ZM147 182L150 183L151 181H150V182L147 181ZM166 182H164V183L166 184ZM171 182H174V181L172 180ZM171 182H170V183H171ZM179 182H180V181H179ZM181 182H182V181H181ZM188 182L186 181V183H188ZM219 182H220V181H219ZM221 182H222V181H221ZM250 182H249V183H250ZM257 182H258V181H257ZM13 183H14V182H13ZM17 183H18V185H19V181H18ZM26 183H27V182H26ZM35 183H36V182H35ZM37 183H39V182L37 181ZM48 183L50 184L51 182H48ZM48 183H47V184H48ZM60 183H62V182H60ZM64 183H67V182H66V181H63V184H64ZM71 183H72V182H71ZM83 183H84V182H83ZM96 183H97V182H96ZM107 183H106V184H107ZM118 183H119V182H118ZM118 183H116L115 186L112 185V187H114V188L119 187ZM143 183L145 184V182H143ZM160 183H162V182H160ZM170 183H168V184H169V185H172L171 187H174L176 190H178V189H177L178 186L175 185V183H173V184H170ZM193 183H194V182H193ZM195 183H194V185H195ZM228 183H229V182H228ZM234 183H235V184L237 183V185L239 184L238 181H237V182L235 181ZM259 183H260V182H259ZM259 183H255V186H254V184H253V186H252L251 183H250L249 186H250V187L252 186L253 188H250V187H248V188H250V190H251L250 193H253V192L255 193V192H256V193H258V194H260V195H263V197H264V188H263V187H264V184H263V186L261 187L262 184H261V183L259 184ZM42 184L45 185V183H42ZM47 184H46V185H47ZM52 184H54V183H52ZM52 184H50V186H49V187H50V191H51V188H52V187L55 188V187L58 186V185L54 184V185H56V186L53 185V186L51 187ZM63 184H61L62 188H63V186H64ZM84 184H85V183H84ZM97 184H98V183H97ZM100 184H101V182L98 184V186H99ZM106 184H104V185H106ZM119 184H120V183H119ZM125 184H126L127 186H131V185H132V184L128 185L129 183H128V184L125 183ZM136 184H137V183H136ZM136 184H135V185H136ZM150 184H153V183H150ZM154 184H155V183H154ZM154 184H153V186L159 184V182H157V184H155V185H154ZM165 184H164V185H165ZM215 184H214V186H215ZM243 184H244V183H243ZM247 184H248V183H247ZM256 184H257V185H256ZM15 185H16V183H15ZM18 185H17V186H18ZM23 185H24V184H23ZM30 185H31V183H30ZM32 185H33V183H32ZM37 185H38V184H37ZM37 185L35 184V186H37ZM46 185H45V186H46ZM75 185H76V184H75ZM91 185H92V184H90V186H91ZM109 185H110V184H109ZM109 185L107 184V187H108ZM122 185H123V184H122ZM138 185H140V184H138ZM146 185H147V184H146ZM148 185H149V184H148ZM148 185H147V189H148V187H149ZM161 185H162V186H161ZM164 185H163V184H160V185H159L160 188H162L161 190H164V189H165V188L163 189V186H164ZM169 185H167V187H168ZM194 185H193V187H194ZM222 185H223V184H222ZM227 185H228V184H227ZM237 185H236V186H237ZM240 185H241V184H240ZM240 185H238V187H239ZM245 185H246V184H245ZM245 185H244V186H245ZM258 185H259L260 187H258ZM0 186H1V184H0ZM4 186H5V184H4ZM27 186H28V185L26 184V189H28ZM39 186H40V184H39ZM42 186H43V185H42ZM42 186H40L39 188H42ZM45 186H44L43 188H46V187H47V186H46V187H45ZM59 186H60V184H59ZM59 186H58V187H59ZM61 186H60V187H61ZM98 186H96V187H98ZM100 186H101V185H100ZM100 186H99V187H100ZM110 186H111V185H110ZM110 186H109L108 188H111ZM124 186H125V185H123V187H124ZM127 186H126V187H127ZM157 186H158V185H157ZM159 186H158V187H159ZM220 186H221V185H220ZM242 186H243V185H242ZM242 186H240V187H242ZM8 187H11V186H8ZM8 187H7V188H8ZM31 187H32V186H31ZM33 187H34V186H33ZM75 187H76V186H75ZM120 187H121V184H120ZM134 187H135V186H133V188H134ZM138 187H139V186H138ZM138 187H137V188H138ZM143 187H144V188H143ZM143 187H142V188H143L142 191H141V189L138 190L141 194H142L143 191H145V190L147 191L146 187H145V186H143ZM155 187H156V186H155ZM155 187H154V188H155ZM164 187H165V186H164ZM171 187H170V188H171ZM182 187H183V186L180 185V188H179V189H181V192H182V195H181V196H184V197H185V196H188L187 193H188V194H190V193L187 191L186 194H185V191H186L187 189H191L192 186H190L191 188H187V187H189V185H187V186H186L187 189H186L185 187H183V188H182ZM222 187H223V186H222ZM224 187H225V186H224ZM226 187H227V186H226ZM228 187H229V186H228ZM228 187H227V188H228ZM0 188H2V186H1ZM14 188H15V187H14ZM23 188H24V187H23ZM23 188H22V185H21V190H22ZM34 188H35V187H34ZM36 188H38V187H36ZM39 188H38V189H39ZM65 188H67V187H65ZM69 188H70V187H69ZM79 188H81V187H79ZM86 188H87V187H86ZM89 188L92 189V186L89 187ZM102 188H104V186H103ZM108 188H106V186H105L104 189L106 190V189H108ZM131 188H132V186H131ZM149 188H150V187H149ZM170 188H169V190H170ZM174 188H173V190H174ZM194 188H195V187H194ZM219 188H220V187H219ZM227 188H226V189H227ZM236 188H237V187H236ZM236 188H235V189H236ZM17 189H18V188H17ZM26 189H25V190H26ZM32 189H33V188H32ZM32 189H30V190H32ZM72 189H74V188H72ZM83 189H84V187H82V190H83ZM91 189H90V190H91ZM96 189H99V188H96ZM104 189H103V191H104ZM117 189H118V188H117ZM121 189H122V187L120 188V190H121ZM123 189H124V188H123ZM123 189H122V190H123ZM126 189H127V188H126ZM128 189H129V188H128ZM134 189L136 190V188H134ZM150 189H151V188H150ZM150 189H148V191L151 192V190H153V188H152L151 190H150ZM167 189H168V188H167ZM185 189H186V190H185ZM212 189H213L215 192H214ZM223 189H224V188H223ZM229 189H230V188H229ZM233 189H234V188H233ZM238 189H240V188H238ZM245 189H247V188H245ZM4 190H5V187H4ZM7 190H9V189H7ZM12 190H13V189H10L11 192H14V191H12ZM19 190H20V189H19ZM25 190H24V191H23V190H22V191H18V192H20V193H21V192H22V193L24 192V193H25ZM43 190H44V189H42V191H43ZM46 190H47V188H46ZM48 190H49V189H48ZM55 190H56V188H55ZM63 190H64V188H63ZM75 190H76V188H75ZM79 190H80V189H79ZM99 190H100V189H99ZM99 190H98V191H99ZM109 190L111 191V189H109ZM118 190H119V189H118ZM120 190H119V191H116L117 194H115L116 192H114V189L111 191V193H110L108 190H106V191H108V193H110V194L113 193L112 196H109L110 194H109V195L106 194V195H107V198L110 197L108 202H107L108 199H106V195H105L104 192H103L104 194L102 193V190H101V193H102L103 195L100 194L99 196H100V198H102V197H104V195H105V198L102 199V200H103V201L106 200L104 204H106V205L108 204L107 206L110 207L113 203H116V204H117V203L120 202V200H121V196H122V193H123L122 190H121V193H120ZM154 190L156 191V189H154ZM157 190L159 191V189H157ZM184 190H185V191H184ZM195 190L197 191L196 188H195ZM220 190H221V189H220ZM231 190H232V189H231ZM243 190H244V189H243ZM0 191H3V189L0 190ZM10 191H7L6 193L9 194ZM15 191H17V190L15 189ZM26 191H27V190H26ZM32 191H33V190H32ZM32 191H31V192H32ZM50 191H49V192H50ZM59 191H60V190H59ZM66 191H67V190H66ZM77 191H78V190H77ZM87 191L89 192V189H88V188H87ZM95 191H96V190H95ZM127 191H129V190H127ZM130 191L132 192L133 190L130 189ZM136 191H137V190H136ZM136 191H135V192H136ZM155 191H152V192H155ZM164 191H165V192H166V191L168 192V190H164ZM191 191H193V189L190 190V192H191ZM212 191H213V192H212ZM225 191H226V190H225ZM240 191H241V190H240ZM4 192H5V191H4ZM8 192H9V193H8ZM18 192H17V193H18ZM28 192H29V191H28ZM28 192H27V193H28ZM33 192H34V191H33ZM35 192H38V190L35 191ZM44 192H45V190H44ZM49 192H48V193H49ZM68 192H69V191H68ZM72 192L74 193V191H72ZM85 192H86V190H85ZM85 192H84V193H85ZM96 192H97V191H96ZM118 192H119V193H118ZM131 192H129V194H130ZM135 192H134V193H135ZM139 192H138V193H139ZM167 192H166V193H167ZM170 192H171V191H170ZM172 192H173V191H172ZM179 192H180V190H179ZM181 192H180V193H181ZM235 192H236V191H235ZM238 192H239V191H238ZM245 192H247V191H245ZM0 193H1V192H0ZM42 193H43V192H41L40 194H42ZM56 193H57V192H56ZM60 193H62V192H60ZM78 193H80V192H78ZM86 193H87V192H86ZM93 193H94V192H93ZM98 193H100V192H98ZM98 193H97V194H98ZM106 193H107V192H106ZM124 193H125V191H124ZM156 193H158V192L156 191ZM159 193H160V192H159ZM159 193H158V194H159ZM166 193L163 194V196L165 195L164 197H166ZM168 193H169V192H168ZM192 193H194V192H192ZM200 193H201V192H200ZM215 193H216V194H215ZM218 193H219V192H218ZM248 193H249V192H248ZM14 194H16V193L14 192ZM45 194H47V192H45ZM45 194H43V196H44ZM80 194H82V193H80ZM87 194H88V193H87ZM114 194H115V195H114ZM125 194H126V193H125ZM129 194H127V196H125L124 194H123V195H124V197L129 198V197L132 196L133 193H131L130 195H129ZM145 194H146V193H145ZM154 194H155V193H154ZM171 194H172V193H171ZM174 194H176V193H174ZM174 194H173V195H174ZM183 194H184V195H183ZM195 194H196V193H195ZM195 194H194V196H195ZM212 194H213V195H212ZM222 194H224L223 191H222ZM233 194H237V193H234V192H233L232 195H233ZM25 195H27V194H25ZM37 195L39 196L38 193H37ZM62 195H63V193H62ZM66 195H67V194H66ZM68 195H69V194H68ZM95 195H96V193H95ZM117 195H119V196H117ZM128 195H129V197H128ZM137 195H138V194H136L135 196H137ZM143 195H144V194H143ZM143 195H142V196H143ZM149 195H150V194H146L145 196H148V197H149ZM152 195H153V194H152ZM161 195H162V194L160 193L159 196H160L161 198H163ZM167 195H168V194H167ZM173 195H171V196H173ZM192 195H193V194H192ZM192 195H190V196H192ZM197 195H198V194H197ZM248 195H249V194H248ZM260 195H259V197H260ZM2 196H3V195H2ZM2 196H0V197L2 198ZM5 196H6V195H5ZM19 196H20V194H19ZM21 196L23 197V195H21ZM41 196H42V195H41ZM45 196H46V195H45ZM56 196H57V195H55L54 197H56ZM60 196H61V194H60ZM69 196H70V195H69ZM72 196H73V195H72ZM84 196H86V194H85ZM93 196H94V195H93ZM99 196H98V198H99ZM101 196H102V197H101ZM145 196H143V197L145 198ZM154 196L157 197V201H158V200H159L158 198H160V197H158V195H154ZM169 196H170V195H169ZM177 196H178V198H179V194L176 195V197H177ZM194 196H193V197H194ZM214 196H213V197H214ZM255 196H256V195H255ZM9 197H10V196H8L7 198H9ZM22 197H21V198H22ZM33 197H35V196H33ZM67 197H68V196H67ZM111 197H113V198L115 197V199H113V198H111ZM137 197H138V196H137ZM137 197H134V199H133V197H132V198H130V200L133 199V200H135V202H137L136 200L139 201V199H140L139 197H138L139 199H138ZM150 197H151V195H150ZM152 197H153V196H152ZM174 197H175V196H174ZM174 197H172L173 200H171V201H173V202L170 203V201H169V205H167V206H169V207H173V209H174V207H175L176 209L179 208V207H182V208H185V211H186V207H187L188 205H190V204L187 203V201L184 200L185 198L182 199L181 201H174ZM188 197H189V196H188ZM193 197H192V198H193ZM195 197H196V196H195ZM215 197H216V196H215ZM261 197H262V196H261ZM1 198H0V200H1ZM4 198H5V197H4ZM7 198H6V199H7ZM23 198H25V197H23ZM37 198H38V197H37ZM37 198H35V201L37 200ZM39 198H40V197H39ZM57 198H58V201H59V197H57ZM76 198H77V197H76ZM78 198H79V197H78ZM78 198H77V199H78ZM89 198H92V197H90V194H89ZM170 198H171V197H169V199H170ZM196 198H197V197H196ZM198 198H199V197H198ZM200 198H199V199H200ZM18 199H20V198H18ZM61 199H62V197H61ZM64 199H66V198H64ZM70 199H71V198H70ZM70 199H69V200H70ZM72 199H73V198H72ZM72 199H71V200H72ZM85 199H86V198H85ZM87 199H88V198H87ZM93 199H94V198H93ZM95 199H97V198H95ZM111 199L113 200V202H112ZM166 199H168V196L166 197ZM176 199H177V198H176ZM186 199H188V198L186 197ZM193 199H194V198H193ZM199 199H198V200H199ZM238 199H239V198H238ZM254 199H255V198H254ZM8 200H9V199H8ZM15 200H17V197L15 198ZM15 200H14V201H15ZM26 200H28V199H26ZM30 200H31V199H30ZM30 200H28V201H30ZM33 200H34V199H33ZM44 200H45V199H44ZM47 200H48V199H46V201H47ZM49 200H50V199H49ZM52 200H53V198H52ZM69 200H68V201H69ZM124 200H125V199H124ZM145 200H147V199H143V200L140 199V202H138V203H135V202L130 203V202H129L130 204H133V205L136 204L137 207H136V206H132V207H131L130 204H129V206H130L132 209L136 207V208H135L136 210L143 209V208H147V207H142V204L144 205L145 202L148 201V200H147V201H145ZM150 200H151V199H149V201H150ZM152 200L154 201V198H153ZM152 200H151V202L156 204L157 201L153 202ZM164 200H165V198H164ZM164 200L161 199L162 203H163ZM189 200H190V199H189ZM230 200H231V199H230ZM2 201H3V200H2ZM2 201H0V202H2ZM9 201H12L11 198H10ZM9 201L6 202V203H9ZM31 201H32V200H31ZM46 201H45V202H46ZM56 201H57V200H56ZM68 201H67V202H68ZM91 201H92V199H91ZM97 201L99 202V200H96V203H98ZM121 201H123V196H122V200H121ZM149 201H148L146 204H148ZM161 201H160V202H161ZM183 201H184V202H183ZM191 201H192V199H191ZM199 201H200V200H199ZM219 201H220V200H219ZM223 201H225V200H223ZM223 201L221 200L222 203H223ZM226 201H227V200H226ZM235 201H239V200L234 199V202H235ZM4 202H5V200H4ZM32 202H33V201H32ZM36 202H37V201H36ZM41 202H42V200H41ZM43 202H44V201H43ZM47 202H48V201H47ZM47 202H46V203H47ZM52 202H53V201H51L50 203H52ZM54 202H55V201H54ZM61 202H62V201H61ZM64 202H65V201H64ZM70 202H72V201H70ZM70 202H69V203H70ZM73 202H74V201H73ZM75 202H77V201L75 200ZM75 202H74V203H75ZM83 202H85V200H84ZM87 202H88V200H87ZM92 202H93V201H92ZM158 202H159V201H158ZM160 202H159V203H160ZM166 202H167V201H166ZM166 202H165V205H166ZM194 202H195V200H194ZM194 202H193V204H194ZM196 202H197V204H198V201H196ZM241 202H242V201H241ZM18 203H19V202H18ZM18 203H17V204H18ZM25 203L28 205V202H25ZM33 203H35V202H33ZM33 203H31V204H33ZM55 203H56V202H55ZM55 203H54L53 205H55ZM81 203H82V202H81ZM81 203H80V205H82ZM89 203H90V202H89ZM96 203L93 202L94 206H95ZM111 203H112V204H111ZM120 203H121V202H120ZM125 203H126V202H125ZM162 203H160V204H162ZM190 203H191V202H190ZM208 203H209V202H208ZM213 203H215V202H213ZM213 203H212V204H213ZM216 203H218V202H216ZM224 203H225V202H224ZM229 203H230V201H229ZM232 203H233V201H232ZM246 203H247V202H246ZM258 203H259V202H256L255 204L257 205ZM260 203H262V202H260ZM2 204H4V203H2ZM9 204H10V203H9ZM12 204H13V202H12ZM17 204H16V205H17ZM19 204L22 205L21 201H20ZM35 204H36V203H35ZM47 204H48V203H47ZM66 204H67V203H66ZM66 204H64V205L66 206ZM72 204H73V203H72ZM84 204H85V203H84ZM84 204H83V205H84ZM98 204H99V203H98ZM101 204H102V203H101ZM121 204H123L122 206H124V202L121 203ZM126 204H128V203H126ZM126 204H125V205H126ZM138 204L140 205V208H138V207H139ZM155 204H153V206H154ZM204 204H205V203H204ZM204 204H202L203 207H204ZM249 204H250V203H249ZM4 205H5V204H4ZM20 205H19V206H20ZM27 205H25V208L27 207ZM38 205H39V204H38ZM40 205H41V203H40ZM42 205H43V204H42ZM42 205H41V206H42ZM44 205H45V204H44ZM53 205H52V206H53ZM70 205H71V204H70ZM76 205H77V204H75L74 206H76ZM88 205H90V204H88ZM88 205H87V206H88ZM102 205H103V204H102ZM102 205H100V206H102ZM113 205H115V204H113ZM113 205H112V207H114ZM163 205H164V204H163ZM207 205H208V204H207ZM214 205H215V204H213V206H214ZM218 205H219V204H217L216 206H218ZM243 205H244V204H243ZM7 206H9V205H7ZM10 206H14V205H10ZM17 206H18V205H17ZM48 206H50V205H48ZM55 206H57V205H55ZM65 206H64V207H65ZM71 206H72V205H71ZM78 206H79V205H78ZM78 206H77V208H78ZM85 206H86V205H85ZM85 206H83V207H85ZM87 206H86V207H87ZM117 206H118V205H116L115 208H117ZM122 206H120V207H118V208H121V209H122V208H123ZM126 206H127V205H126ZM129 206H128V207H129ZM149 206H151L150 203H149ZM167 206H166V207H167ZM195 206H196V204L194 205V207H195ZM208 206H211V205H208ZM221 206L225 207V206H227V203H225V206H224V205H221ZM228 206H229V205H228ZM246 206H247V205H246ZM250 206H251V205H250ZM259 206H261V205H259ZM0 207H2V206L0 205ZM22 207H23V206H22ZM22 207H21V208H22ZM29 207H30V206H29ZM42 207H43V206H42ZM92 207H93V205H92ZM96 207H97V206H96ZM96 207H95V208H96ZM102 207H103V206H102ZM104 207H105V206H104ZM112 207H111V210H112L111 212H113V213H112V214H113V217H115L114 215H116L115 213H117L118 211H119V213H117V214H118L119 216H120V212H121V215L124 214V213L122 214V210H123L124 212H128V210H127V211L124 210V209H126V208H128V207H126V208L124 207L121 211H120V209H119V210H116V209H114V208L112 209ZM205 207H206V205H205ZM218 207H219V206H218ZM223 207H222L221 209H223V210L225 211V209H224ZM231 207H232V206H231ZM235 207H236V206H235ZM23 208H24V207H23ZM46 208H47V207H46ZM46 208H45V209H46ZM48 208H49V207H48ZM48 208H47L46 211H45L46 213H47V212L49 213V212L51 211V210L48 211V210H49ZM56 208H58V207H56ZM77 208H76V209H77ZM118 208H117V209H118ZM131 208H130V209H131ZM137 208H138V209H137ZM154 208H159V209H155V210L157 211V210H160L161 207H160V205H159V207L156 205V207H154ZM163 208H164V207H163ZM187 208H188V207H187ZM199 208H200V207H199ZM206 208H208V207H206ZM233 208H234V207H233ZM238 208H239V207H238ZM252 208H254V207H252ZM263 208H264V207H263ZM263 208H262V209H263ZM0 209H1V208H0ZM2 209L4 210V208H2ZM2 209L0 210L1 212H3ZM11 209H12V208H11ZM35 209H36V208H35ZM37 209H38V208H37ZM37 209H36L35 211H38ZM41 209H42V208H41ZM41 209H40V210H41ZM53 209L55 210V208H53ZM53 209H52V210H53ZM63 209H64V208H63ZM66 209H67V208H65V211H64V212H66ZM72 209H73V208H72ZM72 209H71V211H72ZM76 209H75V210H76ZM78 209H79V208H78ZM78 209H77V210H78ZM83 209H84V208H83ZM102 209H103V214H106L105 212L107 211V214H106L107 217L109 216V213L111 214V212L108 211V209H109L108 207L105 208V209H104V208H102ZM102 209H101V210H102ZM106 209H107V210H106ZM130 209H129V210H130ZM132 209H131V210H132ZM149 209H151V207H149ZM152 209H153V208H152ZM152 209H151V210H152ZM161 209H162V208H161ZM164 209H165V208H164ZM167 209H168V208H167ZM167 209H165V210H167ZM200 209H201V208H200ZM204 209H205V208H202L201 210H204ZM219 209H220V208H219ZM221 209H220V210H221ZM254 209H255V208H254ZM257 209H260V208L257 207ZM12 210H13V209H12ZM30 210H31V209H30ZM54 210H53V212H54ZM57 210H60V209H56V211H57ZM75 210H73V211H75ZM86 210H88V209H86ZM101 210H100V211H101ZM104 210H105V211H104ZM114 210H115L116 212H115ZM143 210H144V209H143ZM147 210H148V209H147ZM155 210L153 209V211L156 213ZM162 210H163V209H162ZM162 210H161V211H162ZM165 210H163V211H165ZM178 210H179V209H178ZM201 210H200V211H201ZM220 210H218V211H220ZM248 210H249V212H250V209H248ZM9 211L11 212L10 208H9ZM18 211H19V210H18ZM32 211H34V210H32ZM69 211H70V209H69ZM71 211H70V212H71ZM91 211H92V210H91ZM100 211H99V212H100ZM132 211H133L134 213L136 212V211H134V210H132ZM161 211H160V212H161ZM163 211H162V212H163ZM171 211H172V208H171ZM171 211H170V212H171ZM173 211H174V210H173ZM189 211H192V210H189ZM208 211H209V210H208ZM226 211H227V209H226ZM226 211H225V212H226ZM228 211H231V210L228 209ZM232 211H233V210H232ZM235 211H237V210L235 209ZM239 211H240V212H241V211L243 212V209H242V210H238L237 212H239ZM246 211H247V210H246ZM246 211H245V212H246ZM258 211H259V210H258ZM22 212H23V211H22ZM38 212H39V211H38ZM38 212H36V213L38 214ZM41 212H42V211H41ZM41 212H40V214H41ZM57 212H58V211H57ZM70 212H69V215H70ZM79 212H80V211H79ZM83 212H85V211L83 210ZM88 212H89V211H87V213H88ZM95 212H96V211H95ZM108 212H109V213H108ZM114 212H115V213H114ZM129 212H131V211H129ZM137 212H138V211H137ZM140 212H141V210H140ZM140 212H139V213H140ZM145 212H146V210H145ZM145 212H144V213H141V214H143V216H144ZM147 212H149V210H148ZM151 212H152V211H151ZM162 212H161V213H162ZM165 212H166V211H165ZM197 212H199V211H197ZM197 212H196V213H197ZM204 212H205V211H204ZM206 212H207V211H206ZM255 212H256V211H255ZM255 212H254V213H255ZM259 212H260V211H259ZM5 213H6V212H5ZM12 213H14V211H13ZM33 213H34V212H32V214H33ZM48 213H47V214H48ZM50 213H51V212H50ZM58 213H59V212H58ZM62 213H63V211H62ZM66 213L68 214V211H67ZM71 213H73V212H71ZM75 213H77V211H75ZM85 213H86V212H85ZM93 213H94V212H92V214H93ZM100 213H102V212H100ZM149 213H150V212H149ZM152 213H153V212H152ZM155 213H153V214H155ZM172 213H174V212H172ZM211 213H212V212H211ZM211 213H208V214L210 215ZM218 213H219V212H218ZM222 213H223V212H222ZM233 213H234V212H233ZM233 213H232V215H233ZM252 213H253V212H252ZM252 213H251L250 215H252ZM256 213H258V212H256ZM256 213H255V214H256ZM1 214H2V213H1ZM3 214H4V212H3ZM9 214H10V213H9ZM42 214H43V213H42ZM51 214H52V213H51ZM55 214L57 215V213H55ZM94 214H95V213H94ZM94 214H93V215H94ZM103 214H101V215H103ZM159 214H160V213H159ZM199 214H200V212H199ZM201 214H202V213H201ZM212 214H213V213H212ZM220 214H221V213H220ZM225 214H227V213H225ZM234 214H235V213H234ZM242 214L244 215V212H243ZM242 214H241L240 216H243ZM258 214H259V213H258ZM258 214H257V215H258ZM49 215H50V214H49ZM52 215H53V214H52ZM63 215H64V214H63ZM88 215H89V214H88ZM93 215H92V216H93ZM118 215H117V216H118ZM133 215H135V214H133ZM133 215H132V216H133ZM147 215H149V214L147 213L146 216H147ZM196 215H197V217H198V213H197ZM205 215H207V214H205ZM213 215H214V214H213ZM222 215H223V214H221V216H222ZM262 215H264V213H263ZM262 215H260V216H262ZM2 216H3V215H2ZM22 216H23V215H22ZM38 216H39V214H38ZM57 216H59V215H57ZM95 216H96V215H95ZM95 216H94V217H95ZM119 216H118V217H119ZM123 216H124V215H123ZM129 216H130V215H128V217H129ZM137 216H138V213H137ZM139 216H140V214H139ZM141 216H142V215H141ZM153 216H154V215H153ZM155 216H156V215H155ZM158 216H159V215H158ZM192 216H195V215H192ZM214 216H216V215H214ZM226 216H227V215H226ZM234 216H235V215H234ZM245 216H246V215H245ZM15 217H16V216H15ZM18 217L20 218V216H18ZM44 217H45V215H44ZM44 217H43V218H44ZM46 217H47V216H46ZM46 217H45V218H46ZM65 217H66V216H65ZM77 217H78V216H77ZM79 217H81V216H79ZM99 217H100V216H99ZM111 217H112V215H111ZM111 217H110V218H111ZM121 217H122V216H121ZM126 217H127V216H126ZM144 217H145V216H144ZM144 217H141V219H142V218L144 219ZM156 217H157V216H156ZM168 217H169V216H168ZM189 217H190V216H189ZM195 217H196V216H195ZM195 217H194V218H195ZM202 217H203V216H202ZM216 217H217V216H216ZM219 217H220V216H219ZM219 217H218V218H219ZM231 217H232V216H231ZM236 217H237V216H236ZM22 218H25V217H22ZM40 218H42V217H40ZM47 218H48V217H47ZM47 218H46V219H47ZM53 218H55V217H53ZM67 218H68V217H67ZM72 218H73V217H72ZM87 218H88V217H87ZM95 218H96V217H95ZM119 218H120V217H119ZM131 218H132V217H131ZM131 218H130V220H129V218H128V219L125 218V219H126L125 221L122 219V220L124 221L125 225H127V226H124V227H122L123 225H122V226L120 225V226H121L122 228H124V229H125V227H127V228H131V229H132V227H135V226L138 227V225H137L138 223H136V220H138V219H136V220L134 221V219L132 218V219H133V220H132ZM149 218H150V217H149ZM166 218H167V217H166ZM166 218H165V219H166ZM169 218H170V217H169ZM169 218H167V219H169ZM176 218H178V217L176 216ZM184 218H185V217H184ZM184 218H183V219H184ZM191 218H193V217H191ZM191 218H190V219H191ZM203 218H204V217H203ZM208 218H210V216H209ZM221 218H222V217H221ZM233 218H234V217H233ZM239 218H240V220H241V217H239ZM243 218H245V217L243 216ZM0 219H1V218H0ZM7 219H8V218H7ZM11 219H12V218H11ZM11 219H9V220H11ZM17 219H18V218H17ZM89 219H90V218H89ZM106 219H107V218H106ZM108 219H109V218H108ZM108 219H107V220H108ZM113 219H114V218H113ZM116 219H117V221H118V218H116ZM151 219H152V218H150V220H151ZM163 219H164V218H163ZM163 219H162V220H163ZM165 219H164V222H165ZM170 219H171V218H170ZM170 219H169V220H170ZM178 219H179V218H178ZM190 219H188V220L190 221ZM227 219H228V218H226V221H227ZM246 219H247V218H246ZM259 219H260V218H259ZM1 220H3V219H1ZM15 220H16V219H15ZM23 220H24V219H23ZM42 220H43V219H42ZM76 220H77V219H76ZM95 220H96V219H95ZM101 220H103V219H101ZM104 220H105V218H104ZM120 220H121V218H120ZM171 220H172V219H171ZM188 220H187V217H186V221H188ZM195 220H196V219H194V221H195ZM199 220H200V217H199ZM202 220H203V219H201L200 221H202ZM217 220H218V219H217ZM228 220H229V219H228ZM234 220H235V219H234ZM247 220H248V219H247ZM247 220H246V221H247ZM254 220H255V219H254ZM30 221H33V220H31V218H30ZM69 221H72V220H69ZM73 221H75V220H73ZM110 221H111V220H110ZM138 221L140 222V220H138ZM146 221H147V223H148V222L150 223L149 220L146 219ZM151 221H152V220H151ZM172 221H174V220H172ZM179 221H180V220H179ZM182 221H183V220H182ZM184 221H185V220H184ZM220 221H221V220H220ZM220 221H219V223H220ZM222 221H223V219H222ZM222 221H221V222H222ZM229 221H230V220H229ZM260 221H261V220H260ZM54 222H55V221H54ZM58 222H60V221H58ZM61 222H62V221H61ZM83 222H84V220H83ZM100 222H101V221H100ZM144 222H145V220H144ZM144 222H143V224H144ZM156 222H158V220H157ZM161 222H162V221H161ZM191 222H192V221H191ZM230 222H232V221H230ZM237 222H238V221H237ZM239 222H240V221H239ZM242 222H245L244 219L242 220ZM247 222H248V221H247ZM68 223H69V222H68ZM85 223H86V222H85ZM93 223H94V222H93ZM108 223H109V222H108ZM121 223H122V222H121ZM121 223H120V224H121ZM147 223H145V225H146ZM171 223H172V222H170L169 225H170ZM174 223H176V222L174 221ZM184 223H185V222H184ZM193 223H195V222H193ZM222 223H223V222H222ZM2 224H3V223H2ZM32 224H33V223H32ZM89 224H90V223H89ZM104 224H105V223H104ZM106 224H107V222H106ZM114 224H115V223H114ZM117 224H118V223H117ZM143 224H142V225H143ZM158 224H160V222L157 223V225H158ZM165 224H166V223H165ZM179 224H180V223H179ZM252 224H253V223H252ZM4 225H5V224H4ZM7 225H8V224H7ZM56 225H57V224H56ZM93 225H94V224H93ZM93 225L90 224V228H92L91 226H93ZM98 225H100V224H98ZM167 225H168V223L166 224V227H167ZM172 225H173V224H172ZM172 225H171L170 227H173V228L176 227V226H172ZM174 225H175V224H174ZM182 225H183V224H182ZM182 225H181V226H182ZM192 225H193V224H192ZM220 225H221V224H220ZM258 225H259V224H258ZM26 226H27V225H26ZM32 226H33V225H32ZM34 226H35V225H34ZM96 226H97V225H96ZM108 226H109V224H108ZM118 226H119V225H118ZM118 226H115V227L118 228ZM120 226H119V227H120ZM262 226H263V224H262ZM0 227H1V226H0ZM2 227H3V226H2ZM8 227H9V225H8ZM10 227H11V226H10ZM14 227H15V226H14ZM20 227H21V226H19V228H20ZM27 227H28V226H27ZM110 227H111V226H110ZM112 227L114 228V226H112ZM154 227H155V226H154ZM154 227H153V228H154ZM156 227H157V226H156ZM160 227H161V226H160ZM164 227H165V226H164ZM247 227H248V226H247ZM250 227H251V226H250ZM255 227H257V226H255ZM5 228L8 229L7 226H6ZM5 228H3V229H5ZM16 228H17V227H16ZM79 228H80V227H79ZM87 228H88V225H87ZM90 228H89V229H90ZM95 228H96V227H95ZM127 228H126V229H127ZM143 228H144V227H143ZM162 228H163V227H162ZM168 228H169V226H168ZM173 228H172V229H173ZM182 228H183V227H182ZM199 228H200V227H199ZM263 228H264V227H263ZM263 228L261 229V232H262ZM6 229H5V231H4V230H3V231L6 232V231H7ZM20 229H22V228H20ZM77 229H78V228H77ZM81 229H82V227H81ZM89 229H88V230H89ZM104 229H106V228H104ZM115 229H116V228H115ZM126 229H125V230H126ZM133 229H134V228H133ZM157 229H159V227H157ZM157 229H155V230H157ZM170 229H171V228H170ZM194 229H195V228H194ZM196 229H198L197 226H196ZM249 229H250V228H249ZM249 229H248V231H249ZM13 230H14V229H13ZM95 230H96V229H95ZM102 230H103V228H102ZM111 230H112V229H111ZM113 230H114V229H113ZM117 230H118V229H117ZM125 230H123V231H125ZM167 230H168V229H167ZM250 230H251V229H250ZM259 230H260V229H259ZM1 231H2V228H1ZM43 231H44V230H43ZM69 231H70V230H69ZM130 231H131V230H130ZM144 231H145V230H144ZM150 231H151V230H149V232H150ZM152 231H153V230H152ZM160 231H161V229H160ZM165 231H166V230H165ZM9 232H10V231H9ZM41 232H42V231H41ZM44 232H45V231H44ZM49 232H50V231H49ZM49 232H48V233H49ZM149 232H148L147 234H149ZM14 233H15V232H14ZM25 233H26V232H25ZM29 233H30V232H29ZM140 233H141V232H140ZM151 233H152V232H151ZM157 233H158V232H157ZM163 233H164V232H163ZM165 233H166V232H165ZM254 233H255V232H254ZM18 234H19V233H18ZM18 234H17V237H18ZM22 234H23V233H22ZM36 234H38V233H36ZM39 234H40V233H39ZM135 234H136V233H135ZM137 234H138V233H137ZM142 234H143V233H142ZM166 234H167V233H166ZM170 234H171V233H170ZM223 234H226V232L223 233ZM223 234H222V236H223ZM255 234H256V233H255ZM258 235H260V234H258ZM50 236H51V235H50ZM103 236H104V234H103ZM129 236H130V234H129ZM132 236H134V234H132ZM143 236H144V234H143ZM143 236H142V237H143ZM149 236H150V234H149ZM152 236H153V234H152ZM219 236H221V234H219ZM248 236H249V234H248ZM10 237H11V236H10ZM17 237H16V238H17ZM124 237H126V236H124ZM127 237H128V236H127ZM138 237H139V236H138ZM156 237H157V234H156ZM160 237H161V232H160ZM251 237H252V236H251ZM0 238H1V237H0ZM3 238H4V237H3ZM32 238H33V237H32ZM97 238H98V237H97ZM97 238H96V239H97ZM130 238H131V237H130ZM133 238H134V237H133ZM136 238H137V237H136ZM139 238H140V237H139ZM82 239H83V238H82ZM82 239H81V240H82ZM86 239H88V238H86ZM92 239H93V238H92ZM92 239H91V240H92ZM121 239H122V238H121ZM121 239H120V241H121ZM123 239H124V238H123ZM127 239H128V238H127ZM225 239H226V238H225ZM225 239H224V240H225ZM11 240H12V238H11ZM100 240H101V239H100ZM100 240H99V241H100ZM114 240H115V239H114ZM5 241H6V240H5ZM8 241H9V240H7L6 242H8ZM26 241H27V240H26ZM26 241H25V242H26ZM35 241H36V240H35ZM58 241H59V240H58ZM69 241H70V240H69ZM79 241H80V240H79ZM92 241H94V240H92ZM123 241H125V239H124ZM222 241H223V240H222ZM6 242H4V243H6ZM18 242H19V241H18ZM41 242H42V241H41ZM87 242H88V240H87ZM94 242H95V241H94ZM102 242H103V241H102ZM105 242H106V241H105ZM109 242H110V241H109ZM174 242H176V241H174ZM191 242H192V241H191ZM193 242H194V241H193ZM10 243H11V242H10ZM20 243H21V242H20ZM20 243H19V244H20ZM22 243H23V242H22ZM22 243H21V244H22ZM78 243H79V242H78ZM111 243H112V242H111ZM120 243H121V242H119V244H120ZM141 243H142V242H141ZM203 243H204V242H203ZM222 243H223V242H222ZM225 243H226V242H225ZM17 244H18V243H17ZM19 244H18V245H19ZM56 244H57V243H56ZM76 244H77V242H76ZM128 244H129V243H128ZM133 244H134V242H133ZM154 244H155V243H154ZM174 244H175V243H174ZM177 244H178V242H177ZM181 244H183V243H181ZM201 244H202V243H201ZM6 245H7V244H6ZM15 245H16V244H15ZM26 245H27V243H26ZM28 245L30 246V244H28ZM28 245H27V246H28ZM35 245H36V244H34V246H35ZM71 245H72V244H71ZM121 245H122V244H121ZM130 245H131V244H130ZM140 245H141V244H140ZM151 245H153V244H151ZM1 246H2V245L0 244V249H1ZM13 246H14V245H13ZM13 246L11 245V248H16V247H13ZM22 246H23V245H22ZM27 246H26V247H27ZM29 246H28V248H30V250H31V247H29ZM31 246H33V245L31 244ZM43 246H44V245H43ZM51 246H53V245L51 244ZM61 246H63V245H61ZM73 246H74V245H73ZM86 246H87V245H86ZM118 246H119V245H118ZM118 246H117V248H118ZM133 246H134V245H133ZM153 246H154V245H153ZM8 247H10V246H8ZM8 247L6 248V246H5L6 250L8 249ZM40 247H41V246H40ZM143 247H144V245H143ZM148 247H150V245H149ZM148 247H147V248H148ZM155 247H156V246H155ZM157 247H159L158 244H157ZM157 247H156V248H157ZM207 247H208V246H207ZM207 247H206V248H207ZM216 247H217V246H216ZM250 247H252V245H251ZM254 247H255V245H254ZM2 248H4V247L2 246ZM5 248H4V250H5ZM17 248H18V247H17ZM17 248H16V249H17ZM24 248H25V247H24ZM38 248H39V246H38ZM55 248H56V247H55ZM64 248H65V247H64ZM91 248H92V247H91ZM91 248H90V249H91ZM98 248H99V247H98ZM98 248H97V249L95 248V249L98 250ZM119 248H120V247H119ZM122 248H123V246H122ZM147 248H144V249L147 250ZM152 248H154V247H151V248H149L148 250L151 251ZM179 248H180V247H179ZM179 248H178V249H179ZM182 248H183V247H182ZM203 248H204V247H203ZM208 248H209V247H208ZM256 248H257V247H256ZM259 248H262V247H259ZM33 249H34V248H33ZM42 249H43V248H42ZM52 249H53V248H52ZM57 249H58V248H57ZM69 249H70V248H69ZM83 249H84V248H83ZM115 249H116V248H115ZM120 249H121V248H120ZM139 249H140V248H139ZM178 249H177V250H178ZM210 249H211V248H210ZM220 249H221V248H220ZM245 249H246V248H245ZM8 250H9V249H8ZM17 250H18V249H17ZM22 250H23V249H22ZM26 250H27V248H26ZM28 250H29V249H28ZM85 250H86V249H85ZM102 250H103V249H102ZM107 250H108V249H107ZM123 250H124V249H123ZM123 250H122V251H123ZM130 250H133V249H130ZM174 250H175V249H174ZM179 250H180V249H179ZM179 250H178V251H179ZM208 250H209V249H208ZM227 250H228V249H227ZM237 250H238V249H237ZM250 250H251V249H250ZM0 251H1V250H0ZM11 251H12V250H11ZM81 251H82V250H81ZM86 251H87V250H86ZM92 251H94V249H92ZM98 251H99V250H98ZM98 251H97V252H98ZM111 251H112V250H111ZM119 251H120V250H119ZM139 251H141V249H140ZM188 251H189V250H188ZM211 251H212V250H210V252H211ZM218 251H219V250H218ZM252 251H253V250H252ZM256 251H257V250H256ZM258 251H260V250H258ZM5 252H7V251H5ZM9 252H10V251H9ZM9 252H8V253H9ZM14 252H16V251L14 250ZM14 252H13V253H14ZM23 252H24V251H23ZM23 252H20V250H19V253L17 252L18 254L16 253V256H18L19 254L22 255V256H23V255L25 256V252H26V251H25L24 253H23ZM36 252H37V251H36ZM52 252H53V251H52ZM82 252H83V251H82ZM94 252L96 253V251H94ZM101 252H103V251H101ZM105 252H107V251H105ZM131 252L133 253V251H131ZM141 252H142V251H141ZM144 252H145V251H144ZM146 252H147V251H146ZM173 252H174V251H173ZM183 252H184V251H183ZM186 252H187V251H186ZM200 252H201V251H200ZM260 252H261V251H260ZM1 253L3 254V250H2ZM1 253H0V254H1ZM26 253H29V251L26 252ZM67 253H68V252H67ZM110 253H111V252H110ZM110 253H109V255H110ZM125 253H126V252H125ZM128 253H129V252H128ZM139 253H140V252H139ZM148 253H149V252H148ZM175 253L177 254V252H175ZM204 253H205V252H204ZM253 253H254V252H253ZM256 253H257V252H256ZM258 253H259V252H258ZM2 254L0 255V257L2 256ZM4 254H6V253H4ZM31 254H32V253H31ZM91 254H92V253H91ZM96 254H97V253H96ZM98 254H99V252H98ZM100 254H101V253H100ZM105 254H106V253H105ZM133 254H134V253H133ZM144 254H145V253H144ZM173 254H174V253H173ZM187 254H188V253H187ZM199 254H200V253H199ZM209 254H210V253H209ZM247 254H248V253H247ZM251 254H252V253H251ZM12 255H13V254H12ZM20 255H19V256H20ZM61 255H62V254H61ZM65 255H66V254H65ZM83 255H84V254H83ZM102 255H103V254H102ZM109 255H108V256H109ZM111 255H112V254H111ZM127 255H128V254H127ZM135 255H137V254H135ZM147 255H148V254H147ZM201 255H202V254H201ZM203 255H204V254H203ZM249 255H250V253H249ZM4 256H6V255H4ZM4 256H3V257H4ZM22 256H20V257H22ZM24 256H23V257H24ZM39 256H40V254H39ZM44 256H45V255H44ZM49 256H50V255H49ZM49 256H48V257H49ZM52 256H54V255H51V257H52ZM103 256H104V255H103ZM112 256H113V255H112ZM149 256H150V255H149ZM259 256H260V255H259ZM3 257H2V258H3ZM10 257H11V256H10ZM12 257H13V256H12ZM12 257H11V258H12ZM23 257H22V258H19V259H20L19 261L17 260V261H15V262H13V263H9V264H32V263L29 261V259H26V258L23 259ZM32 257H33V256H32ZM46 257H47V256H46ZM58 257H59V256H58ZM68 257H70V256L68 255ZM71 257H72V255H71ZM71 257H70V258H71ZM85 257H87V256L85 255ZM106 257H107V256H106ZM141 257H142V256H141ZM146 257H147V256H146ZM205 257H206V256H205ZM232 257H233V256H232ZM249 257H250V256H249ZM260 257H261V256H260ZM4 258H5V257H4ZM4 258H3V259H4ZM8 258H9V257H8ZM8 258H7V259H8ZM35 258H36V257H35ZM40 258H41V257H40ZM56 258H57V257H56ZM60 258H62V257L60 256ZM91 258H92V257H91ZM108 258H110V257H108ZM115 258H116V257H115ZM115 258H114V259H115ZM148 258H150V257H148ZM175 258L178 260L177 257H175ZM175 258H174V259H175ZM201 258H202V257H201ZM230 258H231V257H230ZM230 258H229V259H230ZM244 258H245V257H244ZM251 258H252V257H251ZM258 258H259V257H258ZM261 258H262V257H261ZM7 259H5V260L7 261ZM33 259H34V258H33ZM33 259H32V260H33ZM53 259H55V258H53ZM57 259H58V258H57ZM67 259H69V258H67ZM71 259H72V258H71ZM71 259H70V260H71ZM73 259H75V258H73ZM93 259H94V258H93ZM118 259H119V258H118ZM121 259H122V258H121ZM125 259H126V258H125ZM125 259H124V260H125ZM140 259H141V258H140ZM146 259H147V258H146ZM160 259H161V258H160ZM162 259H163V258H162ZM166 259H167V258H166ZM182 259H183V258H182ZM246 259H247V257H246ZM253 259H255V258H253ZM37 260H38V258H37ZM84 260H85V259H84ZM107 260H108V259H107ZM122 260H123V259H122ZM124 260H123V261H124ZM177 260L174 261V262L177 263ZM197 260H198V259H197ZM199 260H200V259H199ZM231 260H232V258H231ZM231 260H227V261H230L231 264H232L233 261H231ZM234 260H235V259H234ZM240 260H241V259H240ZM3 261H4V260H3ZM8 261H9V260H8ZM63 261L65 262L66 260H63V259L60 260V262H62V263H63ZM76 261H77V260H76ZM104 261H106V260H104ZM110 261H111V260H110ZM110 261H109V263H111ZM112 261H113V260H112ZM120 261H121V260H120ZM163 261L165 262L166 260H163ZM170 261H171V264H175L172 260H170ZM210 261H212V260H210ZM210 261H209V262H210ZM217 261H218V260H217ZM217 261H216V262H217ZM219 261H220V260H219ZM219 261H218V262H219ZM221 261H222V260H221ZM224 261H226V260H224ZM224 261H223V262H224ZM262 261H263V260H262ZM32 262H33V261H32ZM34 262H36V260H34ZM72 262H73V261H72ZM80 262H81V261H80ZM106 262H107V261H106ZM113 262H114V261H113ZM115 262H116V261H115ZM125 262H126V261H125ZM135 262H136V261H135ZM156 262H157V261H156ZM158 262H159V261H158ZM158 262H157V264H158ZM172 262H173V263H172ZM185 262H186V261H185ZM218 262H217V263H218ZM251 262H252V260H251ZM56 263H57V262H56ZM73 263H75V262H73ZM77 263H78V262H77ZM127 263H128V262H127ZM131 263H132V262H131ZM141 263H142V262H141ZM159 263H160V262H159ZM167 263H168V262H167ZM197 263H198V261H197L196 263H193V264H197ZM205 263H206V262H205ZM227 263H228V262H227ZM234 263H235V262H234ZM243 263H244V262H243ZM252 263H253V262H252ZM252 263H251V264H252ZM262 263H263V262H262ZM0 264H5V263H4V262H0ZM33 264H34V263H33ZM45 264H46V263H45ZM52 264H53V263H52ZM57 264H58V263H57ZM60 264H61V263H60ZM67 264H71V263H68V262H67ZM80 264H81V263H80ZM85 264H86V263H85ZM88 264H89V263H88ZM102 264H103V263H102ZM142 264H143V263H142ZM144 264H145V263H144ZM161 264H162V263H161ZM164 264H165V263H164ZM168 264H170V263H168ZM184 264H185V263H184ZM187 264H188V263H187ZM189 264H190V263H189ZM198 264H199V263H198ZM208 264H209V263H208ZM210 264H212V263H210ZM219 264H222V263L219 262ZM228 264H230V263H228ZM238 264H239V263H238ZM245 264H249V263H245ZM253 264H254V263H253Z\"/></svg>","mask_w":264,"mask_h":264}]
</instances>
